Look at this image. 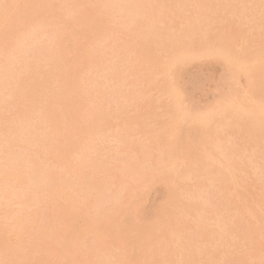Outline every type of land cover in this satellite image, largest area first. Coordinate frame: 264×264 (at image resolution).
Instances as JSON below:
<instances>
[{
  "label": "rangeland",
  "instance_id": "obj_1",
  "mask_svg": "<svg viewBox=\"0 0 264 264\" xmlns=\"http://www.w3.org/2000/svg\"><path fill=\"white\" fill-rule=\"evenodd\" d=\"M33 3L31 5L29 4H26V3H29V0H1L0 1V7L3 9L6 8L4 10L0 9V87H2V89H4V91L0 88V121L2 119L1 122H0V145H3L6 144V145H3V146H0V166L2 170H0V196L2 194V196L0 197V207H2L0 209V250L2 249L3 251H0V264H25V260H27L26 264H83V262H85L84 264H104L103 262L104 261H107L105 262V264H113V261L115 264H161V261L162 264H225V262L228 263L227 264H235L236 261H238L236 264H264V230L262 229L260 231V229L264 228V182L263 180L264 179H261V178H264V157H262V155H264V147L262 148V146H264V139H262V137L264 138V112H261L262 110L264 111V42L263 39V33H264V0H255L256 3L258 1V3L256 4L255 1L253 0H141L142 2H144V4H142L141 2H136V0H129V3L128 4H125V8H123L122 6V0H106L105 4H103V6H100V4H98L96 2V0H32ZM38 1V2H37ZM44 1V2H42ZM63 1H64V4H63ZM67 1V2H66ZM68 1L71 3L69 4ZM72 1V2H71ZM112 1H114V3H117V4H114ZM117 1V2H116ZM140 1V0H139ZM150 3H149V2ZM158 1V2H157ZM221 1V2H220ZM229 1V3H228ZM237 1V2H236ZM244 1V2H243ZM248 1V2H247ZM252 1V2H251ZM261 1V2H260ZM60 2V3H59ZM62 2V4H61ZM82 2V3H81ZM86 2V3H85ZM88 2V3H87ZM93 2V4H92ZM136 2V3H135ZM154 2V3H153ZM160 2V3H159ZM183 2V4H182ZM223 2V4H222ZM232 4H231V3ZM242 2V3H241ZM254 2V3H253ZM260 2V3H259ZM7 3V6H5ZM57 3V4H56ZM66 3H68L66 5ZM91 3V4H90ZM109 3V4H108ZM148 3V4H147ZM155 3H158L159 5L164 4V5H161V7ZM180 3V4H179ZM186 3V4H185ZM218 3V4H217ZM245 3V4H243ZM254 5L253 7H255V9L252 7V5ZM12 4V5H11ZM84 4V5H83ZM86 4V5H85ZM89 4V5H88ZM117 5L116 7H114L113 5ZM138 5H142V7H145L144 9L140 6H137ZM190 4V5H189ZM202 4V5H201ZM214 4V5H213ZM227 4V5H226ZM229 4V6H228ZM59 5V6H57ZM64 5V6H63ZM69 5V6H68ZM83 5V7H82ZM113 6L112 9L111 7L109 6ZM122 5V6H120ZM144 5V6H143ZM152 7H151V6ZM155 5V7H154ZM185 5V6H184ZM200 5V6H199ZM210 8H209V6ZM212 5V6H211ZM223 5V6H222ZM245 5V6H244ZM248 7H247V6ZM259 5V6H258ZM5 6V7H4ZM69 9H68V7ZM71 6V8H70ZM120 6V7H119ZM157 6V8H156ZM203 6V7H202ZM237 7V8H234ZM243 6V7H242ZM263 6V7H262ZM29 7L30 11L27 12L26 9ZM62 7H65L63 9H61ZM77 7V8H76ZM78 7H80L79 10ZM82 7V8H81ZM96 7V9H95ZM109 7V8H108ZM164 7V8H162ZM169 7V10H167ZM176 7V8H175ZM195 7V8H194ZM202 9H201V8ZM206 9H205V8ZM213 7L215 9H213ZM220 7V8H218ZM223 7V8H222ZM246 7V8H245ZM259 7V8H258ZM262 7V8H261ZM74 8V9H73ZM99 10H98V9ZM104 8V9H103ZM115 8H121L122 9V13L120 12V10L118 9H115ZM130 8V9H129ZM131 8H133L132 10L135 11L133 12L131 10ZM153 8V9H151ZM175 8V9H174ZM184 8V9H183ZM244 8V9H243ZM76 9V10H75ZM92 10L89 12V10ZM103 11H101V10ZM107 9V10H106ZM126 11L127 12H123V11ZM128 9V10H127ZM137 9V11H136ZM143 9V10H142ZM146 9V10H145ZM148 9V10H147ZM164 9V10H163ZM178 9V10H177ZM187 9V10H186ZM189 9V10H188ZM195 9V10H194ZM197 9V10H196ZM217 9V10H216ZM220 9V10H219ZM224 9V10H223ZM226 9V10H225ZM233 9V10H232ZM242 9V10H241ZM247 9V10H246ZM60 10V11H59ZM63 10V11H62ZM72 12V13H70ZM74 12H73V11ZM110 10V11H109ZM153 10V11H152ZM161 10V12H160ZM167 10V11H166ZM170 10H175L174 12H170ZM211 10V11H209ZM213 10V11H212ZM245 10V12H244ZM255 10L257 12H255ZM260 10V11H259ZM3 11V12H1ZM6 11V12H5ZM79 11V12H78ZM95 11V12H94ZM109 11V12H108ZM112 11V12H111ZM118 11V12H117ZM130 11L132 12L131 13V17L129 18L128 16H130ZM147 11V12H146ZM167 13H166V12ZM181 11L183 14H181ZM194 11V12H193ZM199 11V12H198ZM215 11V12H214ZM226 13V14H223V12ZM236 11V12H235ZM248 11V12H247ZM251 11V12H250ZM78 14H76V13ZM92 12V13H91ZM94 12V13H93ZM98 12V14L100 15H96L95 13ZM107 12V14H106ZM116 12L117 15L114 13ZM120 12V13H119ZM154 12V13H152ZM156 12V14H155ZM163 14V16L160 14ZM178 12V14H177ZM196 12V13H195ZM230 12V13H229ZM240 12V13H239ZM8 13V14H7ZM30 13V14H29ZM54 13V14H53ZM71 14V17H70V14ZM87 13L89 14L87 17V19L85 18V15H87ZM104 13V14H102ZM110 13V14H109ZM124 13V14H123ZM126 13V14H125ZM129 15H128V14ZM135 15H134V14ZM144 13H146V15H142ZM150 13V14H149ZM159 15H158V14ZM165 13L167 15H165ZM175 13V15L173 14ZM229 13V15H227ZM235 13V15L233 14ZM250 13V15H249ZM252 13V14H251ZM259 13V14H258ZM4 14L6 15V17H4ZM63 14V15H62ZM64 14H65V17H64ZM75 14V15H74ZM90 14H92L90 16ZM95 14V15H94ZM115 14V16H114ZM119 14V15H118ZM121 14V15H120ZM201 15L199 17V15ZM203 14V16H202ZM206 14V15H205ZM214 14V15H213ZM238 16H237V15ZM246 16H244V15ZM255 14V15H254ZM9 15V16H8ZM73 15V16H72ZM123 15V17H122ZM125 15V16H124ZM140 17H138V16ZM149 15V16H148ZM156 15V17H155ZM174 15V16H173ZM180 15V16H179ZM211 15V16H209ZM252 15L254 17V19L252 18ZM3 16V17H2ZM69 16V18H68ZM76 16V17H75ZM112 16V17H111ZM114 16V17H113ZM127 16V17H126ZM135 16V17H133ZM137 16V17H136ZM147 16V17H146ZM155 17L154 19H152L153 17ZM160 18V22L159 21H156ZM171 16V17H170ZM177 16V18H176ZM194 16V17H193ZM208 16V17H207ZM220 16V18H219ZM224 16V17H223ZM229 16V17H228ZM242 16V17H241ZM248 16V17H247ZM257 16V18H256ZM261 16V18L259 17ZM2 17V18H1ZM23 17V18H22ZM40 17V18H39ZM52 17V18H51ZM78 17L80 19H78ZM82 17H84L82 19ZM145 17V18H144ZM164 18V19H161V18ZM181 17V18H180ZM196 17V18H195ZM207 17V18H206ZM233 17V18H231ZM235 17V19H234ZM250 17V18H249ZM6 18V19H5ZM49 20H48V19ZM77 18V19H76ZM114 18V19H112ZM119 18V19H117ZM122 18V19H121ZM126 18V19H125ZM135 18V19H134ZM143 18V19H142ZM148 18V19H147ZM170 18V19H169ZM203 18V19H202ZM211 18V19H210ZM216 18V20H215ZM230 20H229V19ZM243 18V19H241ZM246 18V19H245ZM254 20H252V19ZM46 21V22H44ZM85 19V20H84ZM90 19V20H89ZM93 19V20H92ZM117 19V20H116ZM131 19V20H130ZM150 19V21H148ZM180 19V20H179ZM198 19V20H197ZM202 19V20H201ZM205 19V20H204ZM224 19V20H222ZM234 19V20H233ZM240 19V20H239ZM245 19V20H244ZM248 19V20H247ZM251 19V20H250ZM260 19V20H259ZM5 20V21H4ZM39 20V22L37 21ZM41 20V22H40ZM64 20V21H63ZM114 20V21H112ZM119 20H121L119 22ZM127 20L129 22H127ZM136 20V21H135ZM140 20V21H139ZM147 22H146V21ZM153 20V21H152ZM165 22H164V21ZM185 20V21H184ZM190 20V21H189ZM201 20V21H200ZM212 20V21H211ZM215 20V21H214ZM221 20V22H220ZM233 20V22H232ZM236 20V21H235ZM250 20V21H249ZM9 21V22H8ZM35 21H37V23H35ZM49 21V23H47ZM79 21V22H78ZM80 21L82 23H80ZM93 21L91 25H89L91 22ZM101 21V22H100ZM112 21V22H111ZM137 22V24L135 22ZM157 23L159 22L160 24L162 23L163 24V27H165V31H167L170 36L168 38V41H170L169 43H166V44H158L160 46H158L157 44L154 45L153 43V36H151L150 34V30L148 29H151V25L152 23ZM169 21V22H168ZM189 21V22H188ZM196 21L199 23H196ZM238 21V22H237ZM242 21V22H241ZM244 21V22H243ZM247 21V22H246ZM258 21V22H257ZM30 22V24H29ZM32 22V23H31ZM43 22V23H42ZM53 22H55L54 25ZM60 22L59 24H56ZM63 22V23H61ZM75 22V23H74ZM108 22V23H106ZM124 22V23H123ZM126 22V23H125ZM141 22V23H140ZM152 22V23H150ZM173 24H172V23ZM175 22V23H174ZM182 24H180V23ZM184 22V23H183ZM190 22H192L190 24ZM205 22V23H204ZM211 22V23H210ZM214 22V24L212 23ZM226 24H225V23ZM240 22V23H239ZM254 22V23H253ZM21 23V25L19 24ZM36 26L38 27V29L36 28ZM89 23V24H88ZM122 27L121 29H123V33L122 31L120 30V27ZM135 23V25H134ZM154 23V24H155ZM171 23V24H170ZM189 23V25H188ZM209 25H208V24ZM231 23V24H230ZM243 23V24H242ZM248 23V24H247ZM250 23L252 26H250ZM260 23L261 26L258 24ZM263 23V24H262ZM32 24V25H31ZM34 24V25H33ZM41 24V25H40ZM43 24H46L45 26ZM48 24V25H47ZM67 27H66V25ZM76 24V26H75ZM78 24V25H77ZM83 24V25H82ZM115 24V25H114ZM122 24V25H120ZM124 24L125 26L127 27H124ZM129 24V25H128ZM131 24H133L131 26ZM140 24L142 25V27L145 25L147 27H141ZM161 24V26H162ZM166 24V25H164ZM178 24V25H177ZM194 24V25H193ZM224 24V25H223ZM229 24V25H228ZM238 24V25H237ZM257 25V28H256V25ZM50 25V26H49ZM52 25V26H51ZM64 25V26H62ZM81 25V26H79ZM86 25L88 27H86ZM104 25V26H103ZM107 25V27L105 26ZM114 25V26H113ZM172 25V26H171ZM188 27H187V26ZM193 28H191V26ZM205 25V26H204ZM237 25V26H236ZM245 27H244V26ZM33 27L32 29L34 31H32L31 27ZM35 26V27H34ZM40 26L42 27V29H40ZM47 26H48V29H47ZM63 29H62V27ZM110 26V27H109ZM132 28H131V27ZM136 26V27H135ZM169 26V27H168ZM171 26V27H170ZM175 26V27H174ZM211 26V27H210ZM218 26V27H217ZM229 26V27H228ZM254 26H255V30L253 31L254 29ZM263 26V27H262ZM29 29H28V28ZM52 27V28H50ZM57 27V28H56ZM70 27V30H68ZM83 27V28H82ZM96 28L93 29V28ZM98 27V28H97ZM105 27V28H104ZM116 29H114V28ZM130 27V28H129ZM139 27V28H138ZM150 27V28H149ZM210 27V28H208ZM216 27V28H215ZM223 27V28H221ZM247 27V28H246ZM250 27H252V29H250ZM45 28V29H44ZM65 28V29H64ZM68 28V29H66ZM79 28V29H78ZM81 28V29H80ZM89 28V29H88ZM101 28V30H100ZM102 28H104L103 31ZM107 28V29H106ZM110 28V29H109ZM112 28V29H111ZM125 28V30H124ZM128 28V29H127ZM137 28V29H136ZM142 28V30L140 29ZM147 28V31H145ZM167 28V29H166ZM173 30H171V29ZM190 28V29H189ZM205 28H206V31H205ZM215 28V29H214ZM225 28H228V29H225ZM233 28V29H232ZM259 28V30H258ZM40 29V31H38ZM51 29H55L54 30H51ZM60 29H62V32H61V36L59 33H60ZM140 29V30H139ZM170 29V30H169ZM193 29V30H192ZM237 29V30H236ZM21 30V31H20ZM24 30V31H23ZM28 30H30L31 32H29ZM85 33H83L82 31ZM87 30V31H86ZM89 30V31H88ZM98 30V31H97ZM111 30V31H110ZM118 30V31H117ZM129 30V32H128ZM133 30V32H132ZM196 30V31H194ZM200 30V31H199ZM216 30V31H215ZM221 30V31H219ZM234 30V31H233ZM19 31V32H17ZM26 31V32H25ZM44 33H43V32ZM58 31V32H56ZM69 31V32H68ZM71 31L73 32L72 35H71ZM93 31V32H92ZM138 31V33H137ZM141 31L142 35L140 34ZM144 31V32H143ZM173 31V32H172ZM205 31V32H204ZM258 31V32H257ZM260 31V32H259ZM27 34H25V33ZM48 32V34H47ZM51 32V33H50ZM53 32V33H52ZM55 32V34H54ZM81 32V33H80ZM103 32V34H102ZM134 32L136 34H134ZM189 32V34H188ZM192 32V33H191ZM195 32V33H194ZM202 32V33H201ZM209 32V33H208ZM222 32V34H221ZM227 32H229L227 34ZM233 32V33H232ZM236 34H235V33ZM253 32V34L251 33ZM262 32V33H261ZM19 35H18V34ZM37 33V34H35ZM41 33V34H40ZM91 33V34H90ZM97 37H95V35ZM98 33V35H97ZM105 33V34H104ZM126 33V34H125ZM146 33V34H145ZM197 33H200V34H197ZM216 33V34H215ZM232 33V34H231ZM13 34V35H12ZM32 34V35H31ZM34 34V35H33ZM40 34V35H39ZM46 36H44V35ZM54 34V36L52 35ZM78 35L79 36H75V35ZM82 34V35H81ZM175 34V35H174ZM185 34V35H184ZM188 34V35H187ZM195 36L193 37L192 36ZM203 34L205 35V38L208 39L206 40L205 38H200V37H204ZM208 34V35H206ZM212 34V35H211ZM226 34V35H224ZM255 34V36H254ZM257 34V35H256ZM22 35V36H21ZM38 37V39H36L35 37L36 36ZM56 35V37H55ZM73 35L75 36V38L73 37ZM91 35V36H90ZM104 35V36H103ZM147 35V36H146ZM218 36V38L216 36ZM222 35V36H221ZM224 35V36H223ZM234 37H233V36ZM237 35V36H236ZM241 35H247L245 37H241ZM11 36V37H10ZM19 36V37H18ZM24 36V37H23ZM44 36V37H43ZM50 36V37H48ZM82 36H84V38H82ZM139 36V37H138ZM143 37L145 39V36L147 39H145L147 42H145V40L141 37ZM185 36V37H184ZM187 36V37H186ZM190 36V37H189ZM207 36V37H206ZM232 36V37H231ZM13 37L15 38H19L18 41H20V43L17 41V39H14ZM27 37H29V40H26L28 39ZM34 37V39H33ZM41 37L42 40H41ZM52 37V38H51ZM91 37V38H90ZM100 37V38H99ZM105 37V38H104ZM130 39V40H128ZM149 37H151V39H149ZM161 37V36H160ZM178 37V38H177ZM189 37V38H188ZM215 37V38H214ZM220 37H224V38H220ZM241 37V38H240ZM255 37V39H254ZM258 37V38H257ZM57 38V40H56ZM61 38V40H60ZM94 38V39H93ZM97 38V39H95ZM102 38V40H101ZM113 38V39H111ZM126 38V39H125ZM135 38V39H134ZM183 38V39H182ZM188 38V39H187ZM191 38V39H190ZM218 42H217V40ZM230 38V39H229ZM234 38V39H232ZM237 38V39H236ZM257 38V39H256ZM263 38V39H262ZM21 39V40H20ZM32 39V40H31ZM36 39V40H35ZM51 39V40H50ZM54 39V40H52ZM78 39V41H77ZM85 42H83V40ZM106 39V40H105ZM140 39V40H139ZM143 39V40H142ZM161 39V38H160ZM215 39V40H214ZM221 39V40H220ZM11 40V41H10ZM16 40V41H15ZM22 40H24L25 42L27 41H32V42H27L25 43L24 41L22 42ZM35 40V41H34ZM46 40L48 41H51V42H46ZM60 40V42H59ZM73 40V41H72ZM83 43H79L81 41ZM91 40V41H90ZM97 40V41H96ZM99 40V41H98ZM127 40V41H126ZM134 40V41H132ZM140 41L139 43L143 46H139L140 44L138 43V41ZM152 40V41H151ZM203 42H201V41ZM206 40V41H205ZM223 40V41H222ZM228 40V41H227ZM245 40V41H244ZM250 41V44L248 41ZM43 41V42H41ZM58 41V42H57ZM64 41V42H62ZM77 43L75 44L74 43ZM95 41V42H94ZM112 41V42H111ZM117 41V43H116ZM143 41V42H142ZM150 41V42H149ZM173 41V42H172ZM176 41V42H175ZM210 41V42H209ZM216 41V42H215ZM227 41V44H225ZM235 42V44L233 42ZM9 44H8V43ZM16 42V44H15ZM34 42V43H33ZM40 42V43H39ZM45 42V43H44ZM88 42V43H87ZM91 42V43H90ZM137 42V43H136ZM172 42V43H171ZM220 42V43H219ZM224 42V43H223ZM240 42V43H239ZM246 42V43H245ZM259 42V43H258ZM12 45H11V44ZM22 43V44H21ZM25 43V45L27 46V49H24L26 48V46H23ZM44 43V44H43ZM53 43V44H52ZM97 45H96V44ZM108 43V44H107ZM119 43V44H118ZM123 43V44H122ZM130 43V44H129ZM193 43V44H191ZM209 43H212L214 44V46L212 44H209ZM233 43V44H232ZM261 43V44H260ZM8 44V45H6ZM18 44V45H17ZM21 44V45H20ZM33 44H36V45H33ZM40 44V46H39ZM61 44V45H59ZM64 46H63V45ZM86 44V46L84 45ZM99 44V45H98ZM111 44V45H110ZM113 44V45H112ZM209 44V45H208ZM238 44V45H237ZM252 45V47H250L249 45ZM3 45V46H2ZM5 45V46H4ZM10 45V46H9ZM20 45V46H19ZM42 45H44V48L42 49ZM50 45V46H49ZM85 46V49L83 46ZM119 45V46H118ZM148 45V46H147ZM188 45V46H187ZM212 45V46H211ZM223 45V46H222ZM226 45V47H225ZM237 45V46H236ZM260 45H263V46H260V50H259V46ZM13 46H15L14 50H13ZM17 46V47H16ZM48 48H47V47ZM52 46V47H51ZM54 46V47H53ZM57 46V47H56ZM71 46V47H70ZM81 48V49H78V47ZM88 46V47H87ZM92 46V47H91ZM96 46V47H95ZM99 46V47H98ZM111 46V47H109ZM124 48H123V47ZM126 46V48H125ZM130 46V47H129ZM136 46V47H134ZM146 46V47H145ZM162 46V47H161ZM166 46V47H165ZM187 46V47H185ZM190 46V47H189ZM193 46V47H192ZM228 46H230L229 48H227ZM243 46V47H242ZM249 48H247V47ZM21 47V48H20ZM29 47V49H28ZM31 47V48H30ZM34 47V48H33ZM47 49H46V48ZM60 47V48H59ZM64 47V48H63ZM65 47L68 49H65ZM104 47V48H103ZM121 47V49H120ZM128 47V49H127ZM148 47V48H147ZM153 47V48H152ZM200 47V48H199ZM207 47V48H206ZM218 47V48H217ZM220 47V48H219ZM235 47V49H234ZM7 48V49H6ZM9 48V50H8ZM23 48V49H22ZM36 48V49H35ZM39 48V49H38ZM41 48V49H40ZM72 48V49H70ZM87 48V49H86ZM90 51H89V49ZM92 48L94 50H92ZM106 48V49H105ZM132 48H133V51H132ZM141 49H145V53L143 51H139L138 50ZM167 48V49H165ZM188 48H190L189 50H187ZM203 48V49H202ZM206 48V49H205ZM210 48V49H208ZM253 48V49H252ZM2 49V50H1ZM11 49V50H10ZM18 51H17V50ZM21 49V50H20ZM33 49V50H32ZM62 49V50H61ZM65 49V50H63ZM70 49V50H69ZM84 49V50H83ZM98 49L100 51H98ZM113 49V51L111 50ZM124 49V50H122ZM131 49V50H130ZM149 52H148V50ZM159 49V50H158ZM162 49V50H160ZM198 50V52L196 53V51ZM214 49V50H213ZM221 49V50H220ZM224 49V50H223ZM239 49V50H237ZM7 52H6V51ZM13 50V51H12ZM21 52H20V51ZM25 50V51H24ZM28 50V51H27ZM32 50V52H31ZM39 51L38 53L35 52V51ZM43 50V52H42ZM49 50V51H48ZM82 50V51H81ZM102 50V51H101ZM107 50V51H106ZM126 50V52H125ZM157 50V51H156ZM195 50V51H194ZM227 50V51H226ZM231 50V52H230ZM235 50V51H234ZM241 50L243 52H241ZM253 50V51H251ZM4 51V53H3ZM51 51V53H50ZM61 51V53H60ZM85 51V52H84ZM88 51V52H87ZM165 51V52H164ZM173 51V53H172ZM188 51V52H187ZM191 51V52H190ZM202 51H205V52H202ZM258 54H257V52ZM13 52V54H11ZM15 52V54H14ZM18 52V53H17ZM24 52V53H23ZM29 52V53H28ZM44 52H46L47 54H45ZM57 52V53H56ZM67 52L69 53L67 55ZM74 52V53H73ZM97 52L99 54H97ZM108 52V53H107ZM117 52H123L122 55L121 53H117ZM127 52L129 55H127ZM138 52V54H137ZM141 52V53H140ZM153 52V53H151ZM156 52H159V53H156ZM233 52H236V53H233ZM252 52V53H251ZM254 52V53H253ZM261 52V53H260ZM7 55H6V54ZM26 53V54H25ZM28 53V54H27ZM34 53V54H33ZM50 53V54H49ZM54 53V55H53ZM78 53V54H77ZM79 53H81L79 55ZM85 53V55H84ZM92 53V54H91ZM112 53V54H110ZM115 53V54H114ZM117 53V54H116ZM125 53V54H124ZM161 53V54H160ZM178 53V54H177ZM181 55H180V54ZM192 53V54H190ZM201 53V54H200ZM225 53V54H224ZM231 53V54H230ZM233 53V54H232ZM244 53V54H243ZM251 53V54H250ZM3 54V55H2ZM22 54V55H21ZM24 54V55H23ZM31 54V55H30ZM39 54V55H37ZM50 56H49V55ZM60 54V55H59ZM64 54V55H63ZM94 54V55H93ZM96 54V55H95ZM103 54V55H102ZM120 54V55H119ZM157 54V55H156ZM176 54L178 56V59L177 60V64L175 67H172L171 64H172V58H173V55ZM235 54V57L233 56ZM243 56L241 58V56ZM261 54V55H260ZM263 54V55H262ZM5 55V56H4ZM14 55V56H12ZM27 55V56H26ZM30 55V57H28ZM33 55V56H32ZM45 55V56H44ZM62 55V56H61ZM66 55L65 59H64V56ZM73 55V57L71 56ZM84 55V56H83ZM88 55V56H87ZM102 55V56H101ZM144 55V56H143ZM176 55H174L175 57H177ZM193 55V56H192ZM197 55V56H196ZM203 55V56H202ZM218 55V56H217ZM222 55V56H221ZM251 55V56H250ZM260 57H259V56ZM13 59H12V57ZM16 56V57H15ZM21 56V57H20ZM24 56V57H23ZM35 56V57H34ZM41 56V57H40ZM44 56V57H43ZM57 56V57H56ZM83 56V58H82ZM119 56V57H118ZM124 57L126 56V58L124 59H121V57ZM129 58H128V57ZM137 56V57H136ZM166 56V57H165ZM170 56V58H168ZM190 56V57H189ZM240 58H239V57ZM246 58H245V57ZM254 56V57H253ZM19 57V59L17 58ZM34 57V58H32ZM37 57V58H36ZM42 57L44 59H42ZM54 59H51L53 58ZM60 57V58H59ZM78 57H81L82 59H79ZM91 57V58H90ZM95 57V59H94ZM100 57V58H99ZM118 57V58H117ZM122 57V58H123ZM131 57V58H130ZM161 57V58H160ZM165 57V58H164ZM180 57V58H179ZM182 57V58H181ZM259 57V58H258ZM2 58V60H1ZM9 58V59H8ZM17 58V59H16ZM26 58V59H24ZM30 58V59H29ZM49 58V59H48ZM69 58V59H68ZM74 58V59H73ZM93 58V59H92ZM104 58V59H102ZM142 58V59H140ZM145 58V59H144ZM147 58V59H146ZM149 58V59H148ZM154 58V59H153ZM187 58V59H186ZM192 58V59H191ZM195 58V59H194ZM236 58V59H235ZM263 61H262V59ZM8 59V60H7ZM12 59V60H10ZM48 59V60H47ZM62 59V60H61ZM88 59V60H87ZM91 59V60H90ZM100 59V60H99ZM136 59V60H135ZM151 59V60H150ZM156 59V60H155ZM184 59V60H183ZM240 59V60H239ZM253 59V60H252ZM18 62H17V61ZM41 60V61H39ZM50 60V61H49ZM52 60V61H51ZM67 62H65V61ZM86 60V61H85ZM113 60V61H112ZM121 60V61H120ZM126 60V61H124ZM133 60V61H132ZM143 60V61H142ZM150 60V61H148ZM162 60V61H161ZM232 60V63L228 62ZM247 60V61H246ZM250 60V61H249ZM7 61V62H6ZM14 61V62H13ZM21 63H20V62ZM25 61V62H24ZM33 61V62H32ZM63 61V62H62ZM85 61V62H84ZM87 61L89 62L86 63ZM96 61V62H95ZM116 61V62H115ZM124 61V63H123ZM140 64H138L137 63ZM141 61V63H140ZM168 61V62H167ZM179 61V62H178ZM186 61V63H185ZM245 61V62H244ZM249 61V62H248ZM261 61V62H260ZM4 62V63H3ZM10 62V63H8ZM17 62V63H15ZM28 62V63H27ZM32 62V63H31ZM42 62V63H41ZM46 65H45V63ZM54 62V63H53ZM56 62V64H55ZM70 62V63H69ZM72 62V64H71ZM76 62V63H75ZM80 62V63H79ZM83 62V63H82ZM106 62V63H105ZM107 62H110V63H107ZM119 62V63H118ZM130 62V64H128ZM135 62V63H134ZM145 64H144V63ZM149 62H152L150 63L151 64V67H150V64H148ZM156 62V64H155ZM159 62V63H158ZM161 62V63H160ZM171 62V63H170ZM251 62V63H250ZM263 62V64H262ZM12 63V64H11ZM26 63V65H25ZM42 64L43 66L39 65V64ZM44 63V64H43ZM52 65H50V64ZM60 63V65L58 64ZM65 63H68V64H65ZM74 63V64H73ZM112 63V64H111ZM118 63V65H117ZM126 63V64H125ZM243 63V64H242ZM250 63V64H248ZM253 63V64H252ZM258 63V64H256ZM2 64V65H1ZM3 64H5L3 66ZM8 64V65H7ZM28 64V65H27ZM38 64V66H37ZM65 66H64V65ZM78 65V68L79 70L77 69V65ZM88 64V65H87ZM99 64V65H98ZM104 64V65H103ZM107 64V65H106ZM116 64V65H115ZM120 64V65H119ZM128 64V66H127ZM133 64V65H132ZM143 64L145 65V67H147L149 65V68H145L143 67ZM166 64V66H165ZM170 64V65H169ZM182 64V65H181ZM234 64V65H233ZM239 64V65H238ZM11 65V67H10ZM13 65H14V68H13ZM25 65V66H24ZM35 65V66H34ZM57 67H56V66ZM63 65V66H61ZM70 65V67H69ZM87 65V66H86ZM92 65V67H91ZM106 65V66H105ZM114 65V66H112ZM123 65V66H122ZM125 65V66H124ZM130 65V66H129ZM139 65V66H138ZM155 65V66H154ZM161 65V66H160ZM168 65V66H167ZM185 65V66H184ZM187 65V66H186ZM236 65V66H235ZM243 65V67H242ZM245 65V66H244ZM252 65V68H250V66ZM255 65V66H254ZM2 66V67H1ZM17 66V67H16ZM33 66V67H32ZM47 66V67H46ZM59 66V67H58ZM75 66V67H74ZM81 66V68H80ZM83 66V67H82ZM88 66H90L88 68ZM101 66V67H99ZM108 66V67H107ZM111 66V67H110ZM118 69H117V67ZM239 66V68L237 67ZM241 66V67H240ZM258 66V69H256V67ZM16 67V68H15ZM19 67V68H18ZM22 67V68H20ZM26 67V68H25ZM31 67V68H30ZM36 67H37V70H36ZM38 67H40L38 69ZM44 67V68H43ZM52 67V68H51ZM54 67V68H53ZM56 67V68H55ZM66 67V68H65ZM115 67V68H114ZM153 67V68H152ZM161 67V68H160ZM167 67L170 69L167 70ZM4 68V69H3ZM5 68H6V72H5ZM11 68V70H10ZM46 68V69H45ZM69 68V69H68ZM73 68V69H72ZM121 68V70H120ZM126 69V70H123V69ZM143 68V69H142ZM164 68V69H163ZM166 68V69H165ZM239 70H238V69ZM244 68V69H243ZM246 68V70H245ZM249 68V69H248ZM254 68H255V71H254ZM261 68V69H260ZM18 69V71H17ZM24 69V70H22ZM68 69V70H67ZM74 69H75V72H74ZM87 69V70H86ZM93 69V70H91ZM96 69V70H94ZM109 69V70H108ZM115 70V76H114V72L113 70ZM134 69L135 72H133L132 70ZM141 69V70H140ZM146 70H149L148 71H145ZM158 69V71H157ZM161 69V70H160ZM242 69V70H240ZM263 69V70H262ZM4 70V72H3ZM10 70V71H8ZM13 70V71H12ZM29 70V71H27ZM49 70V72H48ZM53 70V71H52ZM57 70V71H56ZM61 70V71H60ZM83 70V71H82ZM118 70V71H117ZM123 70V71H122ZM167 70V71H166ZM247 70H250V71H247ZM253 74H252V72ZM13 74H12V72ZM24 73H23V72ZM27 71V72H26ZM37 71L40 72V74L38 75ZM80 75L79 74V72ZM87 71V72H86ZM92 71V72H91ZM98 71V72H97ZM109 71V72H108ZM127 71V72H126ZM142 71V72H141ZM153 71V72H152ZM164 71V72H162ZM170 71V73H169ZM173 71V72H172ZM238 71H239V74H238ZM243 71V72H242ZM245 71V72H244ZM22 74H21V73ZM55 72V73H54ZM77 72V73H76ZM94 72V73H93ZM107 72V73H106ZM111 72V73H110ZM124 72V73H123ZM126 72V73H125ZM141 72V73H140ZM145 72V73H144ZM148 72V73H147ZM151 72V73H150ZM158 72V73H157ZM237 72V74H236ZM250 73V74H247V73ZM4 73V74H3ZM8 73V74H7ZM52 73V74H51ZM93 73V75H92ZM104 75H103V74ZM128 73V74H127ZM132 73V74H131ZM147 73V74H146ZM168 73V74H167ZM244 73V74H243ZM246 73V74H245ZM3 76H2V75ZM6 74V75H5ZM12 74V75H11ZM48 74V75H47ZM59 75V77L57 75ZM66 74V75H64ZM84 74V75H83ZM88 74L90 75L88 77ZM95 74V75H94ZM108 74V75H107ZM112 74H113V77H112ZM118 74V76H117ZM120 74V76H119ZM126 74V75H125ZM142 74V75H141ZM154 74V76H153ZM158 74V75H157ZM161 76H160V75ZM166 74V75H165ZM17 75V76H16ZM38 75V76H37ZM53 75V76H52ZM69 75V76H68ZM91 75L93 77H91ZM107 75V76H106ZM122 75V77H121ZM137 75V77L135 76ZM139 75V76H138ZM146 75V76H145ZM152 75V76H150ZM169 75V76H168ZM240 77H238V76ZM253 75L254 78H253ZM40 76V77H39ZM48 78H47V77ZM60 76H61V79H60ZM65 76V77H64ZM73 76V77H72ZM78 76V77H76ZM80 76H82L80 78ZM96 76V77H95ZM105 76V77H104ZM124 76V77H123ZM129 78H128V77ZM135 79H134V77ZM149 78H148V77ZM14 77V78H12ZM19 77H21L19 79ZM55 77V79H54ZM69 77V78H68ZM95 77V79L97 78V80L93 79ZM120 77V78H119ZM153 77V78H152ZM236 77H238L237 79H235ZM7 78V79H6ZM17 78L19 80H17ZM29 78V79H28ZM34 78V79H33ZM38 78V79H37ZM44 78V79H43ZM100 78V79H99ZM102 78V80H101ZM105 78V80H104ZM111 78V79H110ZM115 78V79H114ZM126 78V79H125ZM165 79L163 81V79ZM253 78V79H251ZM256 78V79H255ZM3 79V80H2ZM59 79V80H58ZM64 79V80H63ZM68 79V80H67ZM81 79V80H80ZM87 79V80H86ZM122 79V80H121ZM131 79V81H130ZM133 79V81H132ZM143 79V80H142ZM150 79H153V80H150ZM155 79V80H154ZM239 79V80H238ZM261 79L263 80L261 82ZM8 80H9V83H8ZM12 80V81H11ZM48 80V81H47ZM57 81L58 84H56L55 82ZM104 80V81H103ZM110 80H112L110 82ZM130 82H129V81ZM146 80V81H145ZM149 80V81H147ZM228 80V81H227ZM250 82H253L251 83V85H248V81ZM3 81V83H2ZM5 81V82H4ZM27 81V82H25ZM30 81V82H29ZM42 81V82H41ZM45 81H47L48 83H45ZM53 81V82H52ZM55 81V82H54ZM74 81V82H73ZM78 81V82H77ZM86 81V82H85ZM89 81V82H88ZM109 81V82H107ZM116 81V82H115ZM119 81V83H118ZM123 81V82H122ZM127 81V82H126ZM150 81L152 83H150ZM158 81V82H157ZM63 82V83H62ZM67 82V85H65ZM71 82V83H70ZM134 82V83H132ZM162 82V83H161ZM167 82V83H166ZM248 82V83H247ZM260 82H261V85H260ZM12 83V84H11ZM25 83V84H24ZM54 83V84H52ZM74 83H75V86H74ZM81 83V84H80ZM84 83V84H82ZM89 83V84H88ZM93 83V85H92ZM107 83V84H106ZM109 83V84H108ZM123 85H122V84ZM126 83V84H125ZM130 83V84H129ZM150 83V84H149ZM166 83V84H165ZM233 83V84H232ZM235 83H238L235 85ZM8 84V85H7ZM16 86H15V85ZM48 84V85H47ZM60 84V85H59ZM90 87H86L88 85ZM96 84V85H95ZM106 84V85H105ZM122 86H121V85ZM137 84V86H135ZM148 86H147V85ZM153 84V86H152ZM157 84V85H156ZM164 84V85H163ZM169 86H168V85ZM4 85V86H3ZM12 87H11V86ZM25 85V86H24ZM28 85V86H27ZM44 85V86H43ZM52 85V86H51ZM78 85V86H76ZM132 85V87H131ZM143 85V86H142ZM151 85V86H150ZM161 85V86H160ZM247 85V86H246ZM254 85V86H253ZM8 86V87H7ZM33 86V88H32ZM57 86V87H56ZM109 86V87H108ZM145 86V87H144ZM150 86V87H149ZM164 86V87H163ZM167 86V87H166ZM254 88H253V87ZM256 86V87H255ZM11 87V88H10ZM16 87L19 89H21L20 93L18 91V89H16ZM20 87V88H19ZM25 87V88H24ZM30 87V88H29ZM48 87V88H47ZM52 87V88H51ZM78 87V88H77ZM82 91L81 90V88ZM104 87V88H103ZM115 87H116V90H115ZM120 87V88H119ZM129 87V88H128ZM137 87V88H136ZM169 87V88H168ZM171 87V88H170ZM175 87V90H174V93H173V89ZM234 87V88H233ZM245 87L246 88V92H245ZM9 88L11 89V91L9 90ZM57 88V89H56ZM71 88V90H70ZM91 88H98V89H91ZM107 88H109L107 90ZM118 88H119V93H122L120 95H118L119 93L116 92L118 91ZM139 88V89H138ZM153 88V89H152ZM163 88V90H162ZM253 88V89H252ZM14 89V90H13ZM43 89V91H42ZM52 89V90H51ZM69 89V90H68ZM79 89V90H78ZM124 89V90H123ZM133 89V90H132ZM142 89V91H141ZM143 89H144V93H143ZM150 91H148V90ZM156 89V90H155ZM166 89V90H165ZM235 89V91L233 92V90ZM248 89V91H247ZM2 90V91H1ZM25 90V91H24ZM41 90V92H40ZM48 90V91H47ZM74 90V91H73ZM98 90V91H97ZM106 90V91H105ZM110 90V91H109ZM121 90V91H120ZM126 90V91H125ZM131 90V91H129ZM136 90V91H135ZM148 92H147V91ZM253 90V91H252ZM11 93H10V92ZM51 91V92H50ZM71 91V92H70ZM79 91V92H78ZM97 91V92H96ZM105 91V92H104ZM124 91V92H123ZM146 91V92H145ZM152 91V92H151ZM161 91H162V94L161 95ZM165 91V92H164ZM167 91H170V92H167ZM231 91V92H230ZM237 91V92H236ZM242 93H241V92ZM252 91V92H251ZM2 92H6V93H2ZM16 92V94H15ZM21 92H23L21 94ZM34 92V93H33ZM74 92V93H73ZM76 92V93H75ZM81 92V93H80ZM86 94V95H83L82 94ZM86 92V93H84ZM94 94H93V93ZM101 92V93H100ZM104 92V93H103ZM128 95H126L127 93ZM130 92V94H129ZM167 92V94H165ZM239 92V93H238ZM10 93V94H9ZM19 93V94H18ZM35 93H37V95H35ZM45 93V94H44ZM73 93V94H71ZM79 93V95H78ZM99 93V95L97 94ZM106 93V94H105ZM110 93V94H109ZM133 93H135L133 95ZM142 93H143V96L142 97ZM146 93V94H145ZM170 93V96H172L174 94V96L170 97L169 98V94ZM173 93V94H171ZM178 93V94H177ZM231 93H234V94H231ZM237 93V94H236ZM244 93V94H243ZM248 93V94H246ZM249 93L251 95H249ZM9 94V95H7ZM14 94V95H13ZM43 94L45 96H43ZM70 94V95H69ZM114 94V95H113ZM116 94V95H115ZM138 94V95H137ZM177 94V95H176ZM257 94V95H254ZM4 95H7V96H4ZM12 97H11V96ZM21 95V96H20ZM42 95V96H41ZM73 95V96H71ZM76 95V96H75ZM156 95V96H155ZM235 96L236 98L234 97H231V96ZM243 95H247L246 97L243 96ZM258 95H262L260 96L261 98L258 97ZM19 96V97H17ZM66 96V97H65ZM88 96V97H87ZM92 96V98H91ZM99 98H97V97ZM101 96V97H100ZM104 96H108L107 98L104 97ZM110 96V97H109ZM120 99H119V97ZM132 96V97H131ZM140 96V97H139ZM148 96V97H147ZM151 96V97H150ZM162 96V98H161ZM178 96V97H176ZM225 96V98H223ZM242 96V97H241ZM257 96V98H256ZM4 99H3V98ZM6 97V99H5ZM31 97V98H30ZM44 97V98H43ZM65 97V98H64ZM81 97V98H80ZM87 97V98H86ZM103 97V98H102ZM112 97V98H111ZM127 97L129 99H127ZM137 97V98H136ZM157 97V98H156ZM166 97V98H165ZM227 97H230V98H227ZM17 98H18V101H17ZM35 98V100H34ZM49 98V99H48ZM75 98V99H74ZM95 98V99H93ZM105 98V99H104ZM111 98V99H110ZM131 98H134V99H131ZM139 98V100H138ZM147 98V99H145ZM155 98V99H154ZM165 98V100L163 99ZM167 98L169 100H167ZM177 98V99H176ZM239 98V99H238ZM243 98V99H242ZM254 98V101L253 100H250ZM259 98V99H258ZM263 98V99H262ZM3 99V100H2ZM13 99V100H12ZM33 99V100H32ZM39 99V101H37ZM41 99V101H40ZM45 99V100H44ZM70 99V100H69ZM100 99V100H99ZM102 99V100H101ZM112 99H113V102H112ZM126 99V100H125ZM153 99V100H152ZM175 99V101H174ZM220 99V100H219ZM223 99V101H222ZM237 99V100H236ZM247 99H248V102H247ZM262 99V100H260ZM24 100V102H23ZM28 100V101H27ZM97 100V101H96ZM125 100V101H123ZM148 100V101H146ZM150 100V101H149ZM155 100V101H154ZM163 100V102H161ZM178 100V102H177ZM243 100V101H242ZM246 100V102H244ZM4 101V102H2ZM47 101V102H46ZM66 101V102H65ZM72 101V102H70ZM81 101V102H79ZM84 103H83V102ZM87 101V103H86ZM91 101V102H90ZM94 101V102H93ZM104 101V102H103ZM118 103H117V102ZM128 101V103H127ZM131 101V102H130ZM137 101V102H136ZM154 103H153V102ZM165 101V102H164ZM237 101V102H235ZM255 101H256V104L258 106V108L256 107L255 105ZM263 101V103H262ZM33 104H31V103ZM41 102V103H40ZM46 102V103H45ZM89 102V103H88ZM93 102V103H92ZM99 102V103H98ZM103 102V103H102ZM106 102V103H105ZM116 102V103H115ZM120 102V103H119ZM122 102L125 104H122ZM139 102V103H138ZM143 102V103H142ZM149 104H148V103ZM159 102V104H158ZM182 102V103H181ZM225 102V103H224ZM228 102L230 104H228ZM243 104H242V103ZM250 102V103H249ZM6 103V105L4 104ZM20 103V104H18ZM22 103V104H21ZM24 103V104H23ZM37 103V104H36ZM60 103V104H59ZM92 103V104H91ZM94 103H97V104H94ZM112 103V104H111ZM164 103V104H163ZM166 103L168 104V106H166ZM222 103V104H221ZM227 103V104H226ZM233 103V104H232ZM237 103V104H236ZM259 103V104H258ZM262 103V104H261ZM8 104V106H7ZM40 104V105H39ZM45 104V105H44ZM58 104V105H57ZM84 104L86 105V107L84 106ZM91 104V105H90ZM100 104V105H99ZM104 104H107V105H104ZM134 104V105H133ZM139 104V105H138ZM143 106H142V105ZM158 106H157V105ZM171 104V105H170ZM180 104V106L177 108V106ZM217 104V105H216ZM232 104V106H230ZM14 105V106H13ZM16 105V106H15ZM36 105V106H35ZM76 105V106H75ZM89 105V106H88ZM103 105V106H102ZM115 107H114V106ZM119 105V106H118ZM122 105V106H121ZM125 105V106H124ZM133 105V108H131ZM138 108H137V106ZM141 105V106H140ZM147 105V108L145 107ZM156 105V106H155ZM164 105V106H163ZM215 105L217 106L215 108ZM224 105V106H223ZM228 105V106H227ZM234 105V106H233ZM236 105V106H235ZM238 105V106H237ZM248 105H251L248 106ZM254 108H253V106ZM11 109H10V107ZM43 106V107H42ZM61 107V111L60 110V107ZM68 106V109L66 108ZM70 106V108H69ZM82 106V107H81ZM94 108H93V107ZM97 106V107H96ZM105 106V107H104ZM107 106V108H106ZM111 106V107H110ZM182 106V107H181ZM218 106H219V109H218ZM226 106V107H225ZM230 106V107H229ZM242 106V108L240 107ZM9 107V108H8ZM23 109L22 111L20 110V108ZM28 108V111L26 108ZM32 107L34 109H32ZM36 107V108H35ZM74 107V108H73ZM91 107V108H90ZM119 107H126L125 110H123L122 108L119 109ZM136 107V108H135ZM142 107V108H141ZM150 107V108H149ZM165 109H164V108ZM185 107V108H184ZM233 107H235L233 109ZM240 107V108H238ZM244 107V108H243ZM248 107H250L248 109ZM3 108V109H2ZM5 108V109H4ZM8 108V109H7ZM17 108V109H16ZM39 108V109H38ZM43 108V109H42ZM46 108V109H45ZM63 108V109H62ZM72 108V109H71ZM76 108V109H75ZM88 108V109H87ZM90 108V109H89ZM100 108V109H99ZM112 108V109H110ZM115 110H114V109ZM129 108V110H128ZM146 108V109H145ZM154 110V114H153V110ZM158 108V109H157ZM168 108V109H167ZM223 108V109H221ZM226 108V109H225ZM238 108V109H236ZM259 110H257V109ZM81 109V110H80ZM97 111H96V110ZM125 111V112H123ZM139 111H137V110ZM145 109V110H144ZM150 109V110H149ZM160 109V111H159ZM179 109V110H178ZM188 109V110H187ZM216 110L213 112V114L211 113L212 111ZM230 109V110H229ZM254 111H253V110ZM256 109V111H255ZM262 109V110H260ZM8 110V111H7ZM12 111L9 112V111ZM35 110V112H34ZM56 110V111H55ZM60 110V112L58 111ZM103 110V111H102ZM110 110V111H108ZM128 110V111H127ZM134 110V111H133ZM142 110V112H141ZM162 110V111H161ZM166 112H165V111ZM178 110V112H177ZM225 110V111H224ZM242 112H241V111ZM5 111V112H3ZM7 111V112H6ZM24 111V112H23ZM37 111V113H36ZM69 111V112H68ZM101 112H104L106 114H102L100 113ZM112 111V112H111ZM113 111H114V114H113ZM146 111V112H145ZM151 111V112H150ZM210 111V112H209ZM219 111V112H218ZM235 111V112H234ZM238 111V112H237ZM250 111V112H248ZM253 111V112H252ZM16 115H15V113ZM22 112V113H21ZM27 114H26V113ZM33 112V113H32ZM42 112V113H41ZM50 116H49V113ZM64 112V114L62 113ZM67 112V113H65ZM71 112V113H70ZM119 112H122V113H119ZM127 112V113H126ZM131 112V113H130ZM135 112V113H134ZM138 112V113H137ZM159 114H158V113ZM165 113V114H162V113ZM169 112V114L167 113ZM188 112L190 113L189 116L187 115ZM199 112L203 113L202 115H206L207 117L204 116V118H208L209 119V123L208 126H206L207 128H205L203 130V132L201 133L200 137H202L203 139V145H199L198 143H196L195 139H197L198 137V134H197V131L195 129V126L197 124V119H198V116L200 115ZM205 112V113H204ZM217 112V115H214L216 114ZM245 112V113H244ZM255 112V113H254ZM260 116H259V114ZM25 113V114H24ZM29 113V114H28ZM41 113V114H40ZM85 113V114H84ZM110 113V114H109ZM147 113V114H146ZM152 113V114H151ZM178 113V116H175L176 114ZM187 113V114H186ZM210 113V115H209ZM219 113V115H218ZM236 113V114H235ZM243 114V117L242 115L240 116L239 114ZM246 113H247V116L249 115L250 117L247 118L246 116ZM249 113V114H248ZM2 114V115H1ZM13 116H12V115ZM31 114L33 117H31ZM44 114V115H43ZM62 114V115H61ZM80 114V115H79ZM113 114V115H112ZM121 114V115H120ZM125 114V115H124ZM130 114V115H129ZM133 114V115H132ZM233 114V115H232ZM254 114V115H253ZM256 114V115H255ZM11 115V116H10ZM18 115V116H17ZM22 115V116H21ZM24 115H25V118H24ZM35 115V116H34ZM38 115V116H37ZM64 115V117H63ZM66 115V117H65ZM83 115V116H81ZM102 115V116H101ZM117 115V116H116ZM151 115V116H149ZM153 115V116H152ZM162 115V116H161ZM164 115V116H163ZM172 117H171V116ZM181 115V117H180ZM187 115V116H186ZM198 115V116H197ZM201 115V116H202ZM225 115V116H224ZM227 115V116H226ZM45 116V117H44ZM71 116V117H70ZM79 116V117H78ZM81 116V117H80ZM105 116V117H104ZM108 116V117H107ZM126 116V118H125ZM131 116V118L129 117ZM141 116V118H139ZM145 116L147 117V119H145ZM156 116V117H155ZM160 116V117H159ZM166 116V117H165ZM187 117V121H186V117ZM213 116V117H212ZM254 116V118H253ZM21 119H20V118ZM28 117V118H26ZM31 117V118H30ZM45 120L47 121V123H50V124H46ZM100 117V118H99ZM102 117V118H101ZM114 117V118H113ZM155 117V118H154ZM171 117V118H170ZM185 119H184V118ZM211 117V118H210ZM225 117V118H224ZM245 117H246V120H245ZM256 117V118H255ZM258 117H261V118H258ZM6 118V119H5ZM16 118V119H15ZM39 118H41L39 120ZM47 118H50V119H47ZM52 118H53V121H52ZM62 118V119H61ZM66 118V119H65ZM83 118V119H82ZM100 121H99V119ZM105 118V120L103 119ZM123 118V120H122ZM135 118V119H134ZM139 118V121L136 120ZM144 118V119H142ZM154 118V119H153ZM159 118V119H158ZM170 118V119H169ZM196 118V119H195ZM231 118V119H230ZM252 120H251V119ZM24 119V120H22ZM26 119V120H25ZM32 119V121H31ZM35 119V121H34ZM39 121H37V120ZM60 119V120H59ZM98 119V120H97ZM102 119V120H101ZM116 119V120H114ZM142 119V120H141ZM166 119V120H165ZM182 119V120H180ZM210 119H212L213 121H211ZM229 119V120H227ZM255 119L258 121H256L257 125L255 123ZM259 119V120H258ZM9 124H8V122ZM12 120V122L10 121ZM16 122H15V121ZM22 120V121H21ZM30 120V121H29ZM63 120V121H62ZM68 120V121H67ZM75 123H74V121ZM79 120V122H78ZM82 120V121H81ZM84 120V122H83ZM87 120L89 122H87ZM94 120H97L99 123L94 122ZM148 120V121H147ZM153 120V121H151ZM156 120V121H155ZM160 120V121H159ZM164 120V121H163ZM170 120V121H169ZM173 120V121H171ZM185 120V121H184ZM254 120V121H253ZM26 123L24 124L23 123ZM38 123H37V122ZM44 121V122H43ZM51 121V122H50ZM56 121V123H55ZM62 121V122H61ZM67 123H66V122ZM81 121V122H80ZM94 122L93 124H91V122ZM136 121V122H134ZM144 121V122H143ZM147 121V122H146ZM163 121V122H162ZM166 121V122H165ZM179 121V122H178ZM189 121V122H188ZM217 121H218V124H217ZM237 121V122H236ZM251 121V122H250ZM262 121V122H261ZM4 122V123H3ZM7 122V123H6ZM60 122V123H59ZM65 122V123H64ZM101 122V123H100ZM123 122H125V124H123ZM134 122V123H133ZM140 124H139V123ZM152 124H155L152 125ZM162 122V123H161ZM171 122H172V125H174V123L176 125L172 126L171 125ZM174 122V123H173ZM186 122L188 124H186ZM211 122V123H210ZM222 122V123H221ZM12 123V124H11ZM18 123H21L18 125ZM37 123V124H35ZM73 123H74V126H73ZM82 123V124H81ZM90 123V124H89ZM129 123V124H128ZM138 123V124H137ZM144 123V124H143ZM170 123V124H169ZM239 123V124H238ZM261 124L259 127L258 124ZM17 124V126H16ZM28 124V125H27ZM30 124V125H29ZM60 124V125H59ZM90 126H89V125ZM96 124V125H95ZM118 124V125H116ZM122 124V125H121ZM136 124V125H134ZM150 124V125H148ZM164 124V126H163ZM215 124V126H214ZM218 126H217V125ZM222 124V126H221ZM227 124V125H226ZM14 125V126H13ZM22 125V126H21ZM27 125V126H26ZM37 125V126H36ZM45 125V126H43ZM50 125V126H49ZM65 127H64V126ZM77 125V126H76ZM86 125V126H85ZM98 125V126H97ZM107 125V126H106ZM142 125V126H141ZM148 125V126H146ZM239 127H237V126ZM10 127L9 129L7 128ZM21 126V127H20ZM24 126V127H23ZM29 126V127H28ZM35 126V127H34ZM67 126V127H66ZM88 126V127H87ZM91 126L93 128H91ZM111 126V127H110ZM116 126V127H115ZM120 126V127H119ZM134 126V127H133ZM146 126V127H145ZM220 126V127H219ZM235 128H234V127ZM16 127H18L16 129ZM20 127V128H19ZM32 127H34L32 129ZM38 127V128H37ZM48 127V128H46ZM51 127V128H50ZM75 127V128H74ZM100 127V128H98ZM142 127V128H141ZM153 127V128H152ZM162 127V128H161ZM164 127V128H163ZM216 127H218L217 129L220 128V130H217L215 131ZM256 127V130L255 128ZM4 131H3V129ZM12 128V129H11ZM22 128V129H21ZM26 128V129H25ZM37 128V129H36ZM68 128V129H66ZM108 129V132H107V129ZM118 128V129H117ZM149 128V130H148ZM156 128L158 130V132H156ZM223 128V130H222ZM233 128V130H232ZM239 128V129H237ZM14 129V131H13ZM31 129V130H30ZM49 129V130H48ZM54 129V130H53ZM72 129V130H71ZM161 131H160V130ZM170 129H171V132H170ZM227 129V130H226ZM5 130H8L7 132ZM11 130H12V135L11 134ZM18 130V131H17ZM35 130V131H34ZM46 130V131H45ZM48 130V131H47ZM63 132H62V131ZM66 130V132H65ZM69 130V131H68ZM75 130V133L73 132ZM81 130V131H80ZM88 130H90L89 132H87ZM92 130V131H91ZM95 130V132H94ZM99 130V132H98ZM136 130V131H135ZM154 130V131H152ZM225 130V131H224ZM240 130V131H238ZM17 131V132H16ZM22 131V132H21ZM30 133H29V132ZM38 131V132H37ZM39 131L41 134H39ZM45 131V132H44ZM52 131V132H51ZM97 131V133H96ZM110 131V132H109ZM145 131V132H144ZM215 131V133H214ZM236 134H235V132ZM246 131V132H245ZM20 132V133H19ZM37 132V133H36ZM149 132V133H148ZM155 132V133H154ZM170 132V133H169ZM208 132V133H206ZM254 132V133H253ZM14 133H17V134H14ZM21 133H23L21 135ZM26 133L28 135H26ZM36 133V134H35ZM46 133V134H45ZM49 133V135H48ZM51 133V134H50ZM96 133V136L93 135ZM100 133V135L98 134ZM103 133V134H102ZM121 133V134H119ZM126 135H124V134ZM128 133V134H127ZM159 133V134H157ZM167 133V134H166ZM169 133V134H168ZM218 133V134H216ZM229 133V134H228ZM234 133V134H233ZM240 133V134H238ZM2 134V136H1ZM30 134V135H29ZM38 134V136H37ZM44 134V136L42 135ZM64 134V135H63ZM76 134V135H75ZM90 134V135H89ZM105 134V135H104ZM130 134L132 136H130ZM133 134H136V135H133ZM148 134V135H147ZM153 134L155 135V137L153 136ZM162 134V135H161ZM212 135V136H208V135ZM215 134V135H214ZM5 135V136H4ZM8 135V136H7ZM13 135H17L16 137L13 136ZM21 135V136H19ZM24 135H25V138H24ZM34 135V136H32ZM36 135V136H35ZM42 135V136H41ZM88 135V136H87ZM98 135V136H97ZM111 135V136H110ZM124 135V136H123ZM159 135V136H158ZM229 135L231 136L230 139H229ZM245 135H246V138H245ZM255 135V136H254ZM30 136V137H27ZM49 136V137H48ZM76 136V138H75ZM139 136V139H134V138H138ZM143 136V137H141ZM146 136V137H144ZM169 136H172V137H169ZM177 136V138H175ZM217 136V138H216ZM241 136V139L242 140H239L238 138H240ZM251 136V137H250ZM11 137H14L15 138V141H14V138H11ZM33 137V138H32ZM41 137V138H40ZM46 137V138H45ZM67 137V139H65ZM88 140H87V138ZM97 137V138H96ZM101 137V138H100ZM155 139H153V138ZM226 137V138H225ZM233 137V138H232ZM256 137V138H254ZM4 140H3V139ZM26 141H24V139ZM38 138V139H37ZM45 140V143L43 141V139ZM52 138V140H51ZM91 138V139H90ZM95 138V139H94ZM109 138V139H108ZM116 138V139H115ZM118 138V139H117ZM149 138V139H148ZM206 138V139H205ZM214 138V140H213ZM228 138V140H227ZM249 138V139H248ZM251 138L254 140L252 141ZM260 138V139H259ZM23 139V141L25 143H23V141H21ZM54 139V140H53ZM87 141H86V140ZM99 139V140H98ZM102 142H101V140ZM116 141H115V140ZM121 139V141L119 140ZM134 139V140H133ZM146 139V140H145ZM157 139V140H156ZM159 139V140H158ZM174 139V142L172 141ZM210 139V140H209ZM216 139H218V141L220 142H216ZM225 139V141L223 140ZM236 139V140H234ZM239 141H238V140ZM3 140V141H2ZM28 140V141H27ZM48 140H51L48 141ZM66 140V141H65ZM95 140L96 143L93 141ZM97 140L100 142H97ZM103 140H104V143H103ZM109 140V141H108ZM114 140V141H113ZM118 140V141H117ZM133 140V141H132ZM148 140V141H147ZM150 140V141H149ZM156 140V141H155ZM171 140V141H170ZM177 140V141H176ZM207 140V141H206ZM245 140V142H244ZM247 140V141H246ZM257 140V141H256ZM6 141V142H4ZM36 141V142H34ZM83 141V142H82ZM106 141V142H105ZM113 141V142H112ZM140 141V142H139ZM144 141V142H143ZM146 141V142H145ZM153 143H152V142ZM160 141V142H159ZM227 145L225 146V144ZM232 143H231V142ZM242 143H241V142ZM257 143H256V142ZM15 142V143H14ZM27 142V143H26ZM29 142H33V143H29ZM38 142V144H37ZM42 142V143H41ZM85 142V143H84ZM216 142V144L214 145V143ZM230 142V143H229ZM236 142V144L234 143ZM259 142V144H258ZM261 142V143H260ZM2 143V144H1ZM14 143L16 146H14ZM17 143V144H16ZM29 143V145H28ZM34 143L36 145H34ZM48 143H51V144H48ZM83 143V144H82ZM90 146H89V144ZM106 143V144H105ZM108 143V144H107ZM117 143V144H116ZM126 143V144H125ZM130 143V144H129ZM146 143V144H145ZM158 145H157V144ZM163 143V144H162ZM211 143V144H210ZM229 143V144H228ZM9 144V145H8ZM87 144V145H86ZM98 144V145H97ZM111 144V145H110ZM115 144V145H114ZM132 144V145H131ZM153 144V145H152ZM214 146H213V145ZM220 146H218V145ZM224 144V145H223ZM239 144V145H238ZM252 144V146H256L257 144V148L254 146L251 147L250 145ZM24 145V147L22 146ZM38 145V146H37ZM44 145V146H43ZM46 145H49L48 147L51 148L49 149ZM51 145V146H50ZM95 147H94V146ZM101 145V146H100ZM105 145V146H103ZM121 145V146H119ZM147 147H145V146ZM152 145V146H151ZM165 145V147H164ZM171 145V146H170ZM173 145V146H172ZM177 145V146H176ZM223 145V146H222ZM242 145V146H241ZM245 145V146H244ZM6 146V147H5ZM11 146V147H10ZM19 148H23L22 150L23 151H20L18 149ZM21 146V147H20ZM26 146V148H25ZM40 146H43V148ZM53 146V147H52ZM93 148H92V147ZM107 146V147H106ZM112 146V147H111ZM117 146V147H116ZM127 146L131 147V151H130V147L129 149L127 148ZM161 146L163 147V149H161ZM206 146V147H205ZM212 146V147H210ZM230 146V147H229ZM240 146V147H239ZM249 146V147H248ZM259 146V147H258ZM8 147V148H7ZM44 147L46 149H44ZM83 149H82V148ZM98 147V148H97ZM105 147V148H104ZM116 147V148H115ZM123 147V148H122ZM144 147V148H143ZM182 147V149H181ZM216 147H217V152L215 151L216 150ZM223 147V148H222ZM227 147V148H225ZM237 147V148H236ZM246 147V148H245ZM262 149H261V148ZM6 148V152L4 151V149ZM15 148V149H14ZM48 148V149H47ZM74 148V149H73ZM97 148V150H96ZM103 148V150H102ZM108 148V149H106ZM111 148V149H110ZM118 148V150H117ZM153 148V149H152ZM157 148V149H156ZM160 148V149H159ZM172 148V149H170ZM207 148V149H206ZM252 148V149H251ZM11 149V150H10ZM43 149V150H42ZM79 149H82V150H79ZM95 149L97 152H94ZM120 149V150H119ZM126 149V150H125ZM152 149V150H151ZM155 149V150H154ZM201 149V150H200ZM210 149V150H208ZM221 149V150H220ZM224 149V150H223ZM258 152H256L255 150ZM2 150V151H1ZM7 150L11 151V152H8ZM13 150V151H12ZM16 150V151H15ZM25 150V151H24ZM29 150V151H28ZM34 152H32V151ZM44 153H42L41 152ZM44 150H47V151H44ZM89 150V151H88ZM106 150V151H105ZM112 150V151H110ZM122 150V151H121ZM133 150H134V153H133ZM144 150V151H143ZM177 150V151H176ZM245 152H244V151ZM248 150V151H247ZM262 150L263 153L260 151ZM86 151V152H85ZM120 154V156H118L119 154H117L118 152ZM125 151V152H124ZM127 151V152H126ZM151 151V152H150ZM161 151V153L163 152L164 154H161V156H159L160 154H158L159 152ZM179 151V153H177ZM181 151V152H180ZM207 153H206V152ZM224 151V153H223ZM233 151V152H232ZM238 151V152H237ZM247 151V152H246ZM252 151V152H251ZM15 152V153H13ZM22 152V153H21ZM28 152V153H26ZM31 152V153H30ZM85 152V153H83ZM93 152V153H91ZM101 152V153H100ZM108 154H107V153ZM131 152V153H130ZM149 152V153H147ZM185 152V153H184ZM210 152V153H209ZM232 152V154H231ZM241 152V154H240ZM248 152L250 154H248ZM256 152V153H255ZM2 153V154H1ZM14 155H13V154ZM17 153V154H16ZM19 153V154H18ZM26 153V154H24ZM38 155H37V154ZM48 153V154H47ZM50 153V154H49ZM64 153V154H63ZM72 153L74 154L72 157L71 155L69 154ZM105 153V154H104ZM112 153V154H111ZM115 153V155H113ZM121 153H124V154H121ZM152 153V154H151ZM170 153V155H169ZM182 153V154H181ZM223 155V156H221ZM227 153V154H226ZM245 153V155L243 154ZM254 155L257 154V155ZM8 156H6V155ZM25 155V157L22 156ZM30 154V155H28ZM35 154V155H34ZM62 154V155H61ZM79 154V155H78ZM83 154V155H82ZM100 154V155H99ZM126 154V156H125ZM129 154L131 156H129ZM147 154V156H146ZM151 154V155H150ZM158 154V155H157ZM176 154H179V156L177 155L176 157ZM202 154V156H201ZM211 154V158L209 157V155ZM234 154H237L238 158H239V161H238V158L236 155ZM10 155V156H9ZM19 155V156H17ZM37 155V156H36ZM76 155V156H75ZM90 155V156H88ZM94 155V157H93ZM112 157H110V156ZM123 155V156H122ZM132 155H135V156H132ZM207 155V156H206ZM229 155V156H227ZM252 155V156H251ZM12 156L14 157V159H17V162L14 160L13 162V158ZM31 156V158H30ZM34 156V158L32 157ZM57 156V157H56ZM61 156V157H60ZM80 156V157H79ZM82 156V157H81ZM93 158H92V157ZM97 156V157H96ZM104 157V158H101V157ZM128 156V157H127ZM146 156V157H144ZM177 158H175V157ZM203 156L206 157H209V158H204ZM226 156V157H225ZM232 156V157H231ZM251 158H250V157ZM254 156V157H253ZM260 156V157H259ZM5 157V158H3ZM6 157H9V158H6ZM16 157V158H15ZM39 157V158H38ZM41 157V158H40ZM44 157H47L46 159ZM54 157V158H53ZM64 157V158H63ZM85 157V159H84ZM99 157V158H98ZM110 157V158H109ZM134 157H137V159H135ZM149 157V158H148ZM155 157H158L157 160L155 159ZM172 157H174L172 159ZM179 157V158H178ZM219 157V158H218ZM230 157V158H229ZM243 160H240L241 158ZM248 157V159H247ZM259 157V158H258ZM27 158V159H26ZM30 158V159H28ZM43 158V159H42ZM49 158V160H48ZM74 158V159H73ZM83 158V159H82ZM90 158V160L88 159ZM97 158H98V161H97ZM121 158H124V159H121ZM132 158V159H131ZM142 158V159H141ZM145 158V159H144ZM162 160H161V159ZM168 159V160H165V159ZM184 158V159H183ZM216 158V159H215ZM218 158V159H217ZM228 158V159H226ZM235 158V160H234ZM255 158V159H254ZM262 158V160L260 159ZM31 159H32V162H31ZM40 159V161H39ZM53 159V160H52ZM79 159V160H78ZM92 159V161H91ZM96 159V160H95ZM112 159V161H111ZM113 159H118L117 161L113 160ZM123 161H121V160ZM152 160L151 163L149 164L148 160ZM160 159V160H159ZM199 159V161H198ZM213 159H214V164H213ZM221 159V160H220ZM226 159V161H225ZM19 160V161H18ZM20 160L21 163H20ZM26 162H25V161ZM35 160V162H34ZM37 160V161H36ZM70 160V161H69ZM75 160V161H74ZM101 160V161H100ZM109 160V161H108ZM126 160V161H124ZM127 160H128V163H127ZM130 160V161H129ZM135 160V161H134ZM141 162H140V161ZM144 160V161H143ZM146 160V161H145ZM175 160V161H173ZM178 160V161H177ZM182 160L184 162H182ZM216 160V161H215ZM227 160L229 162H227ZM3 161V162H2ZM12 161V162H11ZM27 161L29 163H27ZM43 161V162H42ZM47 161V162H46ZM63 161V162H62ZM65 161V163H64ZM68 161V162H67ZM80 162V164L78 162ZM95 161V163H94ZM105 161V163H104ZM121 161V162H120ZM143 161V162H142ZM162 161V162H161ZM167 161V163L165 162ZM172 163H171V162ZM194 161V162H193ZM220 161V162H219ZM223 161V162H222ZM234 163H233V162ZM244 161V163L242 162ZM249 161V162H248ZM257 161V162H256ZM32 164H31V163ZM39 162V164H41V167H39L40 165L37 163ZM42 162V163H41ZM55 162V163H54ZM59 162V163H58ZM86 164H85V163ZM88 162V163H87ZM113 162L115 164H113ZM118 162V163H117ZM139 162V163H138ZM156 162V163H155ZM180 162L181 165H180ZM196 162V163H195ZM219 162V163H218ZM226 162V163H225ZM232 164H231V163ZM253 162V163H252ZM7 163V164H6ZM12 163V164H11ZM18 163V164H17ZM23 163V164H22ZM33 163L35 165H33ZM45 163V164H44ZM50 163V164H49ZM70 163V164H68ZM73 163V164H72ZM78 163V164H77ZM93 165H91V164ZM97 163H98V167H97ZM101 163V164H100ZM108 164L107 167L105 166V164ZM117 163V165H116ZM120 163V164H119ZM125 163V164H123ZM137 163V165H136ZM159 163L160 165V169H159V165L157 164ZM196 165H195V164ZM213 165H212V164ZM228 163L230 169H227L228 168V165H226ZM236 163V164H235ZM261 164V167L259 166V164ZM3 164V166H2ZM19 166L17 168H19V170L21 171H18V169L16 168V166ZM27 164V165H26ZM39 166H37V165ZM44 164V165H43ZM75 164V165H74ZM77 164V165H76ZM84 164V165H83ZM89 168H88V166ZM104 164V165H102ZM119 164V165H118ZM132 164V165H131ZM139 164H142L139 166ZM157 164V165H156ZM164 164V166H163ZM171 164H172V167L173 169L171 168ZM178 166H177V165ZM198 164V165H197ZM223 164V166L221 165ZM235 164V165H234ZM255 164V165H254ZM20 165H24L23 167L20 166ZM33 165V166H32ZM50 165V166H49ZM63 165V166H62ZM66 165V167H65ZM71 165V166H70ZM121 165V166H120ZM150 165V166H149ZM156 165V166H155ZM162 165V166H161ZM165 165H170V166H166ZM185 165V166H184ZM194 165V166H193ZM231 165V166H230ZM243 165V166H242ZM10 166V167H9ZM15 166V169L13 167ZM28 166V167H27ZM36 168H35V167ZM47 166V167H46ZM77 166V167H76ZM87 168H86V167ZM91 166V167H90ZM95 166V167H93ZM113 166V168H111ZM130 166V167H129ZM134 166V168H132ZM148 168H147V167ZM158 166V167H157ZM180 166V167H179ZM205 166V168H204ZM208 166V167H207ZM237 166V167H236ZM240 166V167H239ZM256 166V170H254V167ZM259 166V167H258ZM263 166V168H262ZM4 167V169H3ZM6 167V169H5ZM34 167V168H33ZM38 167V168H37ZM47 168V169H44ZM56 167V168H54ZM59 167V168H58ZM74 167V168H73ZM115 167V168H114ZM117 167V168H116ZM143 167V168H142ZM146 167V168H145ZM150 167V169H149ZM164 167V168H163ZM176 170H175V168ZM211 167V168H210ZM219 167V168H218ZM227 167V168H226ZM233 169H232V168ZM246 167V168H245ZM250 167V168H249ZM253 167V168H252ZM9 168V169H8ZM13 168V169H12ZM23 168V169H22ZM41 168V169H40ZM62 168V169H60ZM66 168V170L64 169ZM77 168V169H76ZM82 168V169H81ZM94 169L93 171H91L92 169ZM105 168V170H104ZM111 168V169H110ZM119 168V169H118ZM128 168V170H126ZM132 168V169H131ZM155 168V169H154ZM167 168V169H165ZM178 168V169H177ZM198 168V169H197ZM201 168V169H200ZM221 168V169H220ZM223 168V169H222ZM227 171H226V169ZM235 168V170H234ZM249 168V169H248ZM260 168H262L260 170ZM53 169L51 172L50 170ZM59 169H60V172H59ZM67 169H70L67 171ZM80 169L82 170V172L80 171ZM85 171H84V170ZM91 169V170H89ZM110 169V170H109ZM118 169V171L116 170ZM131 169V171H130ZM136 169V170H134ZM148 171H147V170ZM164 169V170H163ZM170 170V173H169V170ZM197 169V170H196ZM217 169H219L218 171H216ZM232 169V171H231ZM9 170V171H8ZM12 170V171H11ZM17 170V171H15ZM26 172H24V171ZM41 170V171H40ZM63 170V171H62ZM88 170V171H87ZM95 170L97 172H95ZM99 170V171H98ZM104 170V172H102ZM107 170V171H106ZM121 170H125V173L123 171V173L121 172ZM150 170V171H149ZM154 170V171H153ZM159 170H160V175L159 174ZM190 170V171H189ZM201 170V171H200ZM203 170V171H202ZM209 170V171H208ZM6 171V172H5ZM15 171V172H14ZM28 171H30L29 173H27ZM39 171V172H38ZM48 174H47V172ZM71 171V172H70ZM74 171V173H73ZM91 171V172H90ZM113 171H115V173H113ZM129 171V172H128ZM138 171V172H137ZM145 171V172H144ZM153 171V172H152ZM164 171V172H163ZM167 171V173H166ZM184 171V172H183ZM215 172V173H209V172ZM226 171V172H225ZM230 171V172H229ZM236 171V173H235ZM238 171V172H237ZM248 171V172H247ZM258 171V172H257ZM262 171V172H261ZM14 172V173H13ZM19 172V173H18ZM37 172V173H36ZM52 174H50V173ZM59 172V173H58ZM63 172V173H62ZM81 172V173H79ZM85 172V173H84ZM108 174H105L107 173ZM110 172V173H109ZM128 172V174H126ZM130 172H131V175H130ZM145 175H144V173ZM163 172V174H162ZM192 172V173H191ZM203 172H205V174H203ZM223 174H222V173ZM225 172V173H224ZM228 172V173H227ZM243 172V173H242ZM247 172V173H246ZM262 173V175L260 176V173ZM5 175V176H2V174ZM13 175H12V174ZM27 173V174H26ZM30 173H31V177H30ZM36 173V174H35ZM45 173V174H43ZM73 173V174H72ZM77 173V175H76ZM95 173H97L98 175H96ZM142 173V175H140ZM178 175H176V174ZM185 173H189L190 175H187ZM233 173V174H232ZM239 173V174H238ZM244 175L242 176L241 175ZM253 173V174H252ZM259 173V175L257 174ZM9 174V175H8ZM15 174V175H14ZM19 174V175H18ZM25 174V175H24ZM42 174V175H40ZM51 175L50 177H52V179H50L49 176L47 175ZM59 174V175H57ZM69 176H68V175ZM71 174V175H70ZM115 174V175H114ZM122 174L124 175V177L122 176ZM139 174V175H137ZM204 176H202V175ZM219 175V177H215V175ZM222 174V175H221ZM225 174V175H224ZM231 174V175H230ZM236 174V175H235ZM248 174V175H247ZM12 175V176H11ZM17 175V176H16ZM24 175V176H23ZM34 175V176H33ZM64 177H63V176ZM74 175V176H73ZM93 177H92V176ZM104 178H100L101 176ZM118 175V176H117ZM121 177H120V176ZM137 175V176H136ZM153 175V177H152ZM156 175V176H154ZM181 175H185L184 177L181 176ZM192 175V176H191ZM198 175H201L200 177ZM210 177H209V176ZM230 175V176H228ZM240 175V176H239ZM28 176V178H27ZM35 176L36 178L39 177V179H35ZM43 176V177H42ZM57 178H56V177ZM67 176V177H66ZM107 176V177H106ZM111 176V178L109 177ZM115 178H114V177ZM181 176V177H180ZM188 176V179H186ZM190 176V177H189ZM197 179H195L194 178ZM207 176V178H206ZM251 179H249V177ZM9 177L11 179V181L9 182ZM16 177V178H15ZM26 177V178H25ZM42 179H41V178ZM69 177V178H68ZM71 177V178H70ZM76 177H79V178H76ZM86 177H89V178H86ZM105 177H106V180H105ZM129 177V178H127ZM180 177V179L178 178ZM183 177V178H182ZM252 177H254L252 179ZM260 177V178H259ZM7 178V179H6ZM14 178V179H13ZM18 178V179H17ZM22 178V180L20 179ZM24 178V179H23ZM46 178V181L45 179ZM56 178V179H55ZM59 178V179H58ZM67 178V179H66ZM81 178V179H80ZM85 178V179H84ZM97 178V179H96ZM135 178V179H134ZM151 178H154V181L151 180ZM175 178V179H174ZM182 178V179H181ZM185 178V179H184ZM194 179V180H191V179ZM212 180H211V179ZM215 178V179H214ZM219 178V179H218ZM222 178V179H221ZM226 178V179H225ZM237 180H236V179ZM245 178V179H244ZM4 179V180H3ZM6 179V180H5ZM26 179V181H25ZM31 179L34 180V184H33V180L31 181ZM41 179V180H40ZM58 179V180H57ZM70 179V180H69ZM74 181H73V180ZM101 179V180H100ZM103 179V180H102ZM109 179V180H108ZM116 179V180H115ZM129 179V180H128ZM137 179V180H136ZM201 181H200V180ZM208 179V180H207ZM217 179V180H216ZM228 179V181H226ZM239 179V180H238ZM241 179V180H240ZM260 179V180H259ZM16 180V181H15ZM24 180V181H23ZM36 180V181H35ZM56 180L57 182L55 183L54 181ZM61 180V181H60ZM65 180V181H64ZM80 180V181H79ZM84 180V181H83ZM88 180V181H87ZM93 180V181H92ZM133 180V181H132ZM135 180V181H134ZM148 180V181H147ZM166 182H165V181ZM211 180V181H210ZM230 180V182H229ZM259 180V181H258ZM4 181V182H3ZM13 181V183H12ZM23 181V182H22ZM31 181V182H30ZM50 181V182H49ZM60 181V182H59ZM67 181V182H66ZM83 181V182H81ZM100 186H98V183ZM100 181V182H99ZM113 181H115V183H113ZM124 181V182H123ZM129 181V182H128ZM131 181V182H130ZM144 181V182H142ZM162 181V182H161ZM173 181L174 186H173V183L170 184V182ZM185 181V182H184ZM216 181V182H215ZM218 181V182H217ZM235 181V182H234ZM236 181H237V186L238 187H235L236 185ZM253 181V183H252ZM256 181V182H255ZM6 182V184H4ZM30 182V183H29ZM39 182V183H38ZM46 182L48 184L51 183V185H46ZM91 182V183H90ZM104 182V183H102ZM111 182V183H110ZM118 182V183H117ZM123 182V184H122ZM129 184H127V183ZM147 182V183H146ZM152 184H151V183ZM160 182V183H159ZM196 182V183H195ZM211 182H214V183H217V184H212ZM222 182H225V183H222ZM243 182V183H242ZM250 182V183H249ZM261 182V185L260 183ZM10 183V185L8 184ZM18 183V184H16ZM20 183V184H19ZM24 183V184H23ZM29 183V184H28ZM45 183V185H44ZM59 183V184H58ZM67 186H64L66 185ZM75 183V184H74ZM93 183V184H92ZM97 183V184H96ZM121 183V184H120ZM133 183V184H131ZM156 183V184H155ZM191 183V184H190ZM203 183V185H202ZM212 184L214 186H211L209 184ZM219 183V184H218ZM221 183V184H220ZM230 183V184H229ZM233 183V184H232ZM249 183V184H248ZM252 183V185H251ZM258 183V184H257ZM263 183V184H262ZM1 184H4V185H1ZM16 184V185H15ZM39 187H38V185ZM56 184V185H55ZM71 184V185H70ZM78 184V185H77ZM81 184V185H80ZM86 184V185H85ZM91 186H90V185ZM108 184V185H107ZM111 184V185H109ZM125 184L127 186H125ZM144 184V186H143ZM186 184V185H185ZM193 184V185H192ZM205 184V185H204ZM209 185V186H206ZM223 184V185H222ZM229 184V185H228ZM246 184V185H245ZM254 184V185H253ZM6 185V186H5ZM14 185V186H13ZM18 185V186H17ZM24 185V186H22ZM29 185H31L30 187H28ZM34 185V186H33ZM43 185V186H41ZM74 185V186H73ZM80 185V186H79ZM94 185V186H93ZM115 185V187H114ZM132 185L133 188H131L130 186ZM141 185V186H140ZM200 185V187H196V186ZM202 185V186H201ZM250 185V186H249ZM21 189H20V187ZM48 186V187H47ZM52 186V188H51ZM63 186V187H62ZM71 186V187H70ZM88 187V189L86 187ZM102 186V187H101ZM107 186H109L107 188ZM111 186V188H110ZM113 186V187H112ZM118 186V187H116ZM136 186V187H135ZM206 186V187H205ZM221 189H220V187ZM225 187V190L222 191V189H224L223 187ZM248 188H247V187ZM259 186V187H258ZM3 187V188H1ZM17 187V191L15 192V188ZM26 187V189H25ZM47 189H46V188ZM53 187H56V188H53ZM78 187V188H77ZM96 187V188H94ZM105 187V188H104ZM124 187V188H123ZM140 187V188H139ZM205 187V188H204ZM210 190H213V191H210ZM211 187H213V189H211ZM216 187V188H215ZM219 187V188H218ZM228 187V189H226ZM240 187V188H239ZM246 187V188H245ZM263 187V188H262ZM6 188V189H4ZM32 188V189H31ZM34 188V189H33ZM36 188V191H34ZM39 188V189H38ZM45 188V189H43ZM50 190H49V189ZM66 190H65V189ZM83 188V189H82ZM99 188L102 190L99 191ZM104 188V189H103ZM136 188V189H135ZM182 190H181V189ZM197 188V189H196ZM237 188V190H236ZM242 188V189H241ZM259 188V189H258ZM263 190H262V189ZM4 189V190H3ZM7 189H9L7 191ZM25 189V190H24ZM40 192H38V190ZM42 189L44 191H42ZM52 189V190H51ZM57 189V190H56ZM69 189V190H68ZM117 191H116V190ZM127 189V191H125ZM129 189V190H128ZM132 189H134L133 191H131ZM141 189V190H140ZM198 189H201L198 191ZM203 189H207L208 191L210 192H206V191H203ZM220 189V195L222 196H217V193L219 192ZM250 189V191H249ZM256 189V190H255ZM261 189V190H260ZM2 190V191H1ZM12 190V192H11ZM20 190L22 191V193L20 192ZM55 190V191H54ZM77 190H80L77 191ZM84 190V191H83ZM93 190V191H92ZM104 190V191H103ZM108 190V192H107ZM114 190V191H113ZM123 191V193L120 192ZM140 190V191H139ZM176 190V191H175ZM180 190V191H179ZM190 190V191H189ZM192 190H195L194 192ZM217 190V193H215V191ZM230 191L227 193V191ZM232 190V191H231ZM235 190V191H234ZM247 190V191H246ZM30 194H27V192H30ZM50 191V192H49ZM52 191V192H51ZM59 191V192H58ZM64 191V192H63ZM68 191V192H67ZM75 194H74V192ZM86 191V193H85ZM119 191V192H118ZM137 191V193H136ZM143 191V192H142ZM146 191V192H145ZM189 191L190 195L192 194V196L189 195V193H185ZM238 191V192H237ZM255 191V192H254ZM263 191V192H262ZM5 192V193H3ZM7 192V193H6ZM36 194H35V193ZM44 192V193H43ZM46 192V193H45ZM50 194H49V193ZM73 192V193H72ZM84 192V193H83ZM88 192V193H87ZM96 192V193H95ZM98 192V193H97ZM107 192V193H106ZM112 194H111V193ZM129 192V194H127ZM141 192V194H140ZM183 194H182V193ZM206 194H205V193ZM213 193V194H209V193ZM224 192V194H223ZM232 192V193H231ZM10 193V194H9ZM12 193V195H11ZM16 193V194H15ZM20 193V194H19ZM34 193V194H33ZM40 193V194H39ZM57 193V194H56ZM64 193V194H63ZM70 193V194H69ZM91 193V194H90ZM94 193V194H93ZM105 193V194H104ZM203 193V194H202ZM208 193V197L206 196ZM239 193V194H238ZM247 197H242V194ZM251 195H250V194ZM257 193L260 195L258 196ZM9 194V195H8ZM19 194V196H18ZM27 194V195H25ZM45 194V195H43ZM68 194V195H67ZM81 194V195H80ZM88 194V195H86ZM93 194V195H92ZM97 194V196H96ZM102 194V195H100ZM122 194V195H121ZM126 194V196H125ZM135 195L132 196V195ZM182 196H181V195ZM194 194V196H193ZM199 194V200H198V195ZM228 194V195H227ZM255 194V195H254ZM263 194V195H262ZM24 195V196H22ZM30 195V196H29ZM33 195V196H32ZM37 195V196H36ZM59 195V196H58ZM85 195V196H84ZM90 195V197H89ZM95 195V197H94ZM100 195V196H99ZM110 195V196H109ZM115 195V196H113ZM118 195V196H117ZM121 195V198H119ZM138 197H137V196ZM212 195L213 197H217L218 199H215V198H212ZM219 195V194H218ZM227 195V196H226ZM231 195V196H230ZM238 195V197H236ZM249 195V196H248ZM5 196V197H4ZM17 197L18 198H13V197ZM27 196V197H26ZM48 196H52L51 198H49ZM55 196V198H53ZM58 196V197H57ZM66 196V197H65ZM76 196V198H75ZM87 196V197H86ZM99 196V197H98ZM210 196V197H209ZM225 196L227 198H225ZM240 196H241V199H240ZM7 197V198H6ZM10 197H12L13 199H11ZM21 197V198H20ZM32 197V198H31ZM63 197V198H62ZM70 199H69V198ZM80 197V198H79ZM92 197V198H91ZM97 197V198H96ZM103 197V198H101ZM110 197V198H109ZM116 197V198H115ZM118 197V199H117ZM128 197V198H127ZM184 197V198H183ZM193 197V199H192ZM195 197V198H194ZM226 201H225V199ZM230 197V198H229ZM257 197V198H256ZM4 198V200L2 199ZM34 198V199H33ZM39 198V199H38ZM48 198V199H47ZM59 200H58V199ZM73 198V199H72ZM95 198V199H94ZM99 198V199H98ZM113 198V199H112ZM125 198V200H124ZM129 198H131V200H129ZM182 198V199H181ZM186 198V199H185ZM189 198V199H188ZM191 198V199H190ZM212 201H211V199ZM221 198V199H220ZM252 198V199H251ZM256 198V199H255ZM7 199V200H5ZM10 199V200H9ZM19 199V200H18ZM23 199V200H22ZM36 199V200H35ZM47 199V200H46ZM52 199V202L54 203H51V200ZM57 199V200H56ZM66 201H65V200ZM69 199V200H68ZM85 199V201H84ZM120 199V200H119ZM181 199V200H180ZM195 199H196V202H195ZM204 199V200H203ZM214 199V200H213ZM247 199V200H246ZM250 199V200H249ZM28 200V201H26ZM33 202H31V201ZM35 200V201H34ZM43 202H41V201ZM45 200L47 202H45ZM54 200V201H53ZM61 200V202H59ZM81 200V201H80ZM99 202V204H97V202ZM99 200V201H98ZM106 203H105V201ZM108 200V202H107ZM113 200V201H112ZM125 202L127 201V204L130 203L129 205H126ZM183 200V201H182ZM198 200V201H197ZM207 200V201H206ZM228 200V201H227ZM234 200H237L235 201L234 203ZM5 201H8L7 203V206L10 205V206H6L5 205ZM37 201V202H36ZM39 201V202H38ZM58 201V202H57ZM84 201V202H83ZM87 201V203H86ZM101 201V202H100ZM104 201V202H102ZM110 201V202H109ZM179 201V202H178ZM181 201V203H180ZM206 201V203L203 202ZM215 201V202H214ZM222 203V204H220ZM242 201V202H240ZM248 201V203H247ZM15 202V203H14ZM18 202V203H17ZM22 202V205L21 203ZM31 202V203H30ZM36 202V203H35ZM49 203V205H47ZM77 202V203H76ZM78 202H79V205H78ZM82 202V203H81ZM91 202V203H90ZM95 202V203H94ZM112 202V203H111ZM121 202V203H120ZM165 202V203H164ZM173 202V203H172ZM192 202V203H191ZM195 202V203H194ZM198 202L200 203L198 205ZM202 202V203H201ZM227 204H226V203ZM230 202V203H229ZM244 202L246 203L244 205ZM254 202V203H253ZM259 202V203H258ZM263 202V203H262ZM3 203V204H2ZM12 205H11V204ZM92 203H94L92 205ZM114 203V205H113ZM124 203V204H122ZM167 203V204H166ZM175 203V204H174ZM187 203V204H186ZM216 203V204H215ZM225 205H224V204ZM240 203V204H239ZM256 203V205H255ZM17 204V205H16ZM25 204V205H24ZM30 204V205H28ZM33 204V206L31 205ZM44 204V205H43ZM46 204V205H45ZM53 204V205H52ZM55 204V205H54ZM81 204V206H80ZM88 204V205H87ZM91 204V205H89ZM101 204V205H100ZM104 204V205H103ZM108 204V205H107ZM116 204V205H115ZM120 206H119V205ZM169 204V205H168ZM185 204V205H184ZM191 204V205H190ZM195 204V205H194ZM204 204V205H203ZM211 204L213 205V207L211 206ZM229 206H226L228 205ZM234 204V205H232ZM239 204V205H238ZM249 204V205H248ZM251 204V205H250ZM253 204V205H252ZM260 204V205H259ZM263 204V205H262ZM35 205V206H34ZM60 207H58V206ZM98 205V208L97 206ZM163 205H165L163 207ZM185 206V207H182ZM190 208H189V206ZM214 205H217L218 208ZM219 205H220V208H219ZM222 205V206H221ZM22 206L24 207V209L22 208ZM27 206V207H26ZM52 206V207H51ZM57 206V207H55ZM80 206V207H79ZM94 206V207H93ZM108 206V208L106 207ZM119 206V207H118ZM122 206V208H121ZM174 206V207H173ZM181 206V207H179ZM200 206V207H199ZM209 206V207H208ZM246 206V208H245ZM253 206V207H252ZM255 206V207H254ZM20 207V208H19ZM30 207V208H28ZM34 207H37L35 209H33ZM42 207L44 209H42ZM54 207L57 209H54ZM95 207L98 209V211L95 209ZM113 207V208H112ZM115 207V209H114ZM119 209H118V208ZM136 207V208H135ZM176 207V208H175ZM189 209H188V208ZM201 207H205L203 208L204 211H202ZM229 207V208H228ZM236 207V209H234ZM258 209H257V208ZM263 207V208H262ZM5 208V209H4ZM10 208H11V212H10ZM27 208V209H26ZM85 208V210L83 209ZM87 208V210H86ZM111 208V209H110ZM207 208V209H206ZM210 208V209H209ZM215 208V209H214ZM231 208V210H230ZM250 208H253L250 210ZM261 208L263 210H261ZM13 209V210H12ZM16 209V210H15ZM20 209V210H19ZM30 209V210H29ZM52 209V210H51ZM54 209V210H53ZM90 209V210H89ZM93 209V210H92ZM117 209H118V212H117ZM122 209V210H121ZM174 209V210H173ZM178 209V210H176ZM192 209V210H191ZM195 209V210H194ZM217 209V210H216ZM220 209H222L221 211L222 212H225L227 213L226 215L228 216V214H232V217H230V215L227 217L224 213H219L221 211H219ZM228 209V211L226 212L225 210ZM260 209V210H259ZM3 210V211H2ZM5 210V211H4ZM22 210V211H21ZM33 212H32V211ZM40 210V211H39ZM59 210V211H58ZM108 210V211H106ZM113 210V211H111ZM189 210V212H188ZM194 210V211H193ZM199 210V211H198ZM209 210V211H208ZM212 210V211H211ZM236 210V211H234ZM239 210H243L242 212H238ZM249 210V211H247ZM258 210V211H257ZM16 211V212H15ZM37 211V212H36ZM59 212L55 217H54V214L55 212ZM86 213H85V212ZM95 211V212H94ZM103 211V212H102ZM117 214H115L116 212ZM181 211H184V212H181ZM218 211V212H217ZM233 211V212H232ZM260 211H263V212H260ZM4 212V213H2ZM26 214H25V213ZM44 212V213H43ZM52 212V213H51ZM91 212V213H90ZM94 214H93V213ZM112 213L111 215H109V213ZM172 212V213H170ZM210 212H212L211 214H209ZM215 212V213H214ZM232 212V213H231ZM236 212V213H235ZM254 212V213H253ZM99 213V214H98ZM179 213V214H178ZM187 213V216H185ZM197 213V214H196ZM205 213V214H204ZM207 213V214H206ZM236 215H234V214ZM249 213V214H247ZM261 213V214H260ZM7 214V215H6ZM15 214V215H14ZM22 214V215H21ZM30 214V215H29ZM45 214H46V217H45ZM81 214V215H80ZM102 214V215H101ZM104 214V215H103ZM183 214V215H182ZM201 214V215H199ZM204 214V215H202ZM217 217H216V215ZM5 215V217L3 216ZM17 215H21V216H17ZM26 215V216H25ZM39 215V217H38ZM44 215V216H43ZM51 215V216H50ZM80 215V216H79ZM89 215V216H88ZM95 215H98V216H95ZM100 215V216H99ZM107 217H106V216ZM135 215V216H134ZM166 215V216H165ZM198 215V216H197ZM206 215V216H205ZM240 215H243V217ZM257 218H256V216ZM2 216V218H1ZM35 216V217H34ZM48 216V218H47ZM53 216V218H52ZM69 216V217H67ZM165 216V217H164ZM169 216V218H168ZM177 216V217H176ZM189 216V217H188ZM200 216V217H199ZM223 218H221V217ZM239 216V217H238ZM247 217V220L244 218ZM251 218H250V217ZM9 217V218H8ZM19 217V218H18ZM26 219H25V218ZM32 217V218H31ZM38 217V218H37ZM104 217V218H103ZM116 217V218H115ZM164 217V218H163ZM175 217V219H174ZM182 219H181V218ZM186 221H185V219ZM188 217V218H187ZM196 217V218H195ZM204 217V218H203ZM208 217V219H207ZM236 217V218H235ZM4 218V219H3ZM15 218V219H14ZM29 218V219H28ZM34 218V219H33ZM45 218V219H43ZM52 220H50V219ZM61 220H60V219ZM91 218V219H90ZM100 218V219H98ZM199 218V219H198ZM202 218V219H201ZM209 218L211 220H209ZM216 218V219H215ZM221 218V219H220ZM231 218V219H230ZM241 218V219H240ZM249 218V219H248ZM256 218V219H255ZM262 218V219H261ZM8 219V220H7ZM21 219V220H20ZM25 219V220H24ZM40 219V221H39ZM47 219V220H46ZM48 219L50 220V222L48 221ZM180 219V220H179ZM198 221H196V220ZM216 221H215V220ZM226 221H224V220ZM228 219V220H227ZM230 219V220H229ZM236 219V220H235ZM251 219L253 221H251ZM16 222H15V221ZM19 220V221H18ZM37 220V221H36ZM163 220V222H162ZM179 220V221H178ZM188 220V222H187ZM206 220V221H204ZM257 220V221H256ZM3 221V222H2ZM22 221V222H20ZM28 221V222H27ZM35 221V222H34ZM57 221V222H55ZM60 221V222H59ZM161 221V222H160ZM182 221V222H181ZM184 221V222H183ZM200 221V222H199ZM224 221V222H223ZM235 221V222H233ZM256 221V222H255ZM258 221H259V225H258ZM261 221V222H260ZM9 222V223H8ZM12 222V223H11ZM20 222V224L18 223ZM24 222V223H23ZM29 222H32V223H29ZM37 222V223H36ZM48 222V223H47ZM59 222V223H58ZM90 222V223H89ZM254 222L257 224H254ZM5 223V225H4ZM6 223L8 225H6ZM11 223V225H10ZM18 223V224H17ZM42 223H44L42 225ZM162 223V224H161ZM168 223V224H166ZM177 223L178 225V228L176 227L177 225H175ZM188 223V224H187ZM198 223V225H197ZM223 223V224H222ZM227 225H226V224ZM232 223V224H231ZM240 223V224H239ZM244 223V224H243ZM252 223V224H251ZM263 223V225H262ZM2 224V225H1ZM14 224V225H13ZM37 225L36 227V230H35V226ZM60 224V225H59ZM85 224V225H84ZM171 224V225H170ZM180 224H182L181 226V229L179 230V226ZM203 225L202 228L201 226L198 227L199 225ZM205 224V225H204ZM208 224V226H207ZM220 224V225H219ZM246 224V225H245ZM22 225V226H21ZM42 225V226H41ZM118 226L117 228H115V226ZM173 225V227H172ZM184 225V226H183ZM189 225V226H188ZM192 225V227H191ZM195 225V226H194ZM215 225V226H213ZM218 227H217V226ZM222 225V226H221ZM226 225V226H225ZM230 225V226H229ZM240 225V226H239ZM255 225V226H254ZM45 226L48 228H45ZM53 226V229H50L51 227ZM69 226V227H68ZM130 226V227H129ZM158 226V227H156ZM170 226V228H168ZM189 227L186 228V227ZM240 228H239V227ZM243 228H242V227ZM24 227V228H23ZM27 227V228H26ZM30 227V228H29ZM39 227V228H38ZM42 227V228H41ZM44 227V228H43ZM59 227V228H58ZM61 227V228H60ZM112 227V228H111ZM132 227V228H131ZM156 227V228H155ZM161 227V228H160ZM194 227V228H193ZM205 227V228H204ZM225 227V228H224ZM238 229H237V228ZM258 227V228H257ZM4 228V229H3ZM9 228V229H8ZM41 228V229H40ZM57 228V229H56ZM159 228V229H158ZM168 228V229H167ZM184 232H183V230ZM192 228V230L190 229ZM209 228V229H208ZM214 230H213V229ZM223 228V229H222ZM228 231H227V229ZM245 228V229H244ZM2 229V230H1ZM30 229V230H29ZM117 229V231L115 232V230ZM158 229V231L156 230ZM174 229V231H173ZM187 231H186V230ZM196 229V231L194 230ZM211 229V231H210ZM233 229V231L231 230ZM241 229V230H240ZM247 231H242V230H246ZM252 229H255L253 231H250ZM13 230V231H12ZM35 230V231H34ZM92 230V232H91ZM160 230V231H159ZM170 230V231H169ZM201 231V232H197V231ZM218 230L219 232L221 230V234L217 231ZM236 230V231H235ZM12 231V232H11ZM23 231V232H22ZM34 233H33V232ZM39 231L42 233L39 235ZM46 233H43L45 232ZM57 233V234H55ZM126 231V232H125ZM165 231V232H164ZM168 231V232H167ZM180 231V232H179ZM189 231V233H188ZM205 231V232H204ZM214 231V232H213ZM228 233H227V232ZM232 231V232H231ZM258 233H256V232ZM19 232V233H18ZM22 232V233H21ZM32 232V233H31ZM38 232V234H36ZM115 232V233H114ZM176 232V233H175ZM179 232V233H178ZM195 232V233H194ZM213 232V233H212ZM225 232V233H224ZM245 232H247V236H245ZM263 232V233H262ZM13 233V234H12ZM15 233V234H14ZM50 233V234H49ZM54 235H53V234ZM92 233V234H91ZM165 233V234H164ZM168 233H171V234H168ZM191 233V235H190ZM194 235H193V234ZM215 233V234H214ZM224 233V234H222ZM233 233V234H232ZM239 233V234H238ZM255 233V235H254ZM260 233V234H259ZM17 234H20L17 236ZM24 234V235H23ZM43 234V235H42ZM46 234V236H45ZM51 236H49V235ZM164 234L165 236V239L164 237L162 236ZM173 234H175L173 236ZM182 234V235H181ZM199 234V235H198ZM219 234V235H218ZM228 236H227V235ZM231 234V235H230ZM237 234V235H235ZM242 234V236H241ZM251 234V235H250ZM254 236H253V235ZM26 235V237H25ZM38 235V236H37ZM185 235V236H184ZM201 235V236H200ZM209 235V237H207ZM239 235V236H238ZM244 235V236H243ZM257 235V236H256ZM31 236V237H30ZM53 236V237H52ZM71 236V237H70ZM88 236V237H87ZM96 236V237H95ZM162 236V237H161ZM172 238H170V237ZM187 236V237H186ZM214 236V237H213ZM218 239H216L215 238ZM230 236V237H229ZM231 236H237V237H233V239H231ZM255 236L257 237V240L260 242H258L255 238ZM263 238H261V237ZM18 237V238H17ZM34 237V238H33ZM39 239H38V238ZM63 237L65 239H63ZM156 239H155V238ZM182 237V238H181ZM191 239L190 241L189 238ZM199 237V238H197ZM204 237V238H203ZM219 237V238H218ZM244 237V238H243ZM29 238V239H28ZM42 238V239H41ZM84 238V239H83ZM91 238V239H90ZM95 238V242L93 241V239ZM159 238V239H158ZM162 240H161V239ZM168 238V239H167ZM184 238V239H183ZM195 243H194V241ZM212 238V239H211ZM228 238V239H227ZM240 238V239H239ZM250 239L248 242H246V239ZM6 239V240H5ZM11 239H13L12 241H10ZM19 239V241H18ZM47 239H50V240H47ZM53 239V240H51ZM56 239V240H55ZM86 239V240H85ZM99 239V240H98ZM175 239V240H173ZM186 239V240H185ZM208 239V240H207ZM210 239V240H209ZM220 239V240H219ZM230 239V240H229ZM257 241H255V240ZM16 242H15V241ZM38 243H36V241ZM58 240V241H57ZM61 240V241H60ZM81 240V241H80ZM152 240V241H151ZM156 240V241H155ZM159 240V242L157 241ZM170 240V241H168ZM205 240V241H203ZM212 240H215V241H212ZM233 240V241H232ZM238 240V241H237ZM240 240V244H238ZM253 240V241H252ZM8 241V242H6ZM43 241V242H42ZM48 241H51L48 242ZM80 241V242H79ZM90 241V242H89ZM93 241V242H91ZM165 241L168 243H165ZM187 241V242H185ZM197 241V242H196ZM209 241V242H208ZM220 241V242H219ZM225 241V242H224ZM235 241V242H234ZM14 242V243H13ZM28 242V243H27ZM42 242V243H41ZM47 242V243H46ZM57 242V243H56ZM64 242V243H63ZM71 242V243H70ZM173 242V243H172ZM180 242L179 246H178V243ZM182 242V243H181ZM184 242V243H183ZM191 244H190V243ZM204 242V243H202ZM211 242H212V246H211ZM218 242V244H217ZM227 242V243H226ZM229 242V243H228ZM7 243V244H6ZM25 243V244H24ZM41 243V244H40ZM46 243V244H45ZM49 243V244H48ZM53 243V244H52ZM56 243V244H55ZM70 243V244H69ZM95 243V244H94ZM149 243V244H148ZM171 243V244H170ZM189 243V244H188ZM194 243V245H193ZM200 243H202L201 245H199ZM209 243V244H207ZM214 243V244H213ZM222 243V244H221ZM233 243V244H232ZM242 243V244H241ZM248 243V244H247ZM259 243V244H258ZM9 244V245H8ZM19 244V245H18ZM23 244H24V248L23 247ZM45 244V245H43ZM59 244V245H58ZM67 244V246L65 245ZM83 244V245H82ZM153 246H151V245ZM175 246H174V245ZM188 244V245H187ZM199 246H198V245ZM207 244V245H206ZM227 244V245H226ZM251 244V245H250ZM253 244V245H252ZM255 244V246H254ZM16 245V246H15ZM48 245H50V248L49 246L47 247ZM69 245V246H68ZM109 245V246H108ZM133 247H132V246ZM171 245V246H170ZM177 245V246H176ZM214 245L216 248H214ZM224 245V246H223ZM226 245V247H225ZM240 247H239V246ZM249 245V246H248ZM31 246L36 247V248H32ZM39 246V247H38ZM44 246V247H43ZM55 246V247H54ZM92 246V247H91ZM137 246V247H136ZM141 246V247H140ZM151 246V247H149ZM168 246V247H167ZM185 246V247H184ZM190 246V247H189ZM192 246H194V248L192 249ZM202 248H201V247ZM209 246V247H208ZM238 246V248H237ZM262 246V247H261ZM53 247V248H52ZM58 247V248H57ZM85 247V248H84ZM98 247V248H96ZM131 247V248H130ZM151 248V250H149V248ZM161 248V251L159 248ZM165 247V248H164ZM171 247V248H170ZM180 247V248H179ZM196 247V248H195ZM207 247V248H206ZM214 249H212V248ZM256 247V248H255ZM7 248V249H6ZM8 248H9V251H8ZM13 248H15V251L13 250ZM27 248V249H26ZM32 248V249H31ZM81 248V249H80ZM107 248V249H105ZM115 248V250H114ZM117 248V249H116ZM155 248V250L153 249ZM191 250H190V249ZM204 248H206V253H204L205 251L203 250ZM219 248V250H217ZM233 248V249H232ZM247 248V249H246ZM30 249V250H28ZM38 249V250H37ZM41 249V250H40ZM45 249V250H44ZM48 249V251H47ZM52 249V250H51ZM64 249V250H63ZM86 249V251L84 252V250ZM96 249V250H95ZM104 249V250H103ZM165 249V250H164ZM170 249V250H169ZM175 250V253H174V250ZM177 249V250H176ZM188 249V250H187ZM201 251H199V250ZM223 251H222V250ZM227 249V250H226ZM229 249V251H228ZM237 251H236V250ZM239 249V250H238ZM249 249V250H248ZM260 252H259V250ZM11 250V251H10ZM13 250V251H12ZM18 250V251H17ZM35 250V251H34ZM61 250V251H60ZM62 250H63V253H62ZM98 250H99V253H98ZM183 250V251H182ZM196 250V251H195ZM208 250V251H207ZM217 250V251H215ZM234 251L231 252V251ZM255 250V251H254ZM7 251V252H6ZM20 251H24L22 252V254L20 253ZM43 251V252H42ZM51 251V252H50ZM60 251V253L57 252ZM68 254H65L66 252ZM81 251H82V254H81ZM102 251V252H101ZM106 251V252H105ZM115 251V252H114ZM124 251V252H123ZM152 253H151V252ZM155 251V252H154ZM168 251V252H167ZM190 253H189V252ZM199 251V252H198ZM203 251V252H202ZM220 251V253L218 252ZM223 254H222V252ZM241 251V252H240ZM245 251V252H244ZM253 255H252V253ZM258 251V252H257ZM10 252V253H9ZM13 255H18L17 256H13ZM29 252V253H28ZM32 252H36L35 254L32 253ZM46 252V253H45ZM56 252V253H55ZM65 252V253H64ZM96 252V253H94ZM114 252V253H113ZM150 252V254H149ZM161 252V254L159 253ZM171 252V254H170ZM173 252V253H172ZM177 252V253H176ZM186 252V253H184ZM198 252V253H197ZM262 252V253H261ZM15 253V254H14ZM32 253V255H31ZM51 253V255H50ZM55 253V254H54ZM62 253V254H61ZM100 255L101 253V256H99L98 254ZM107 253H109L107 255ZM111 253V254H110ZM117 253V254H116ZM155 253V254H154ZM159 255H158V254ZM165 253V254H163ZM167 253V255H166ZM201 254V256H198V254ZM203 253V255H202ZM219 253V254H218ZM227 253V254H226ZM230 253V254H229ZM249 255H246L248 254ZM256 253V254H254ZM258 253V254H257ZM260 253V254H259ZM11 254V256H10ZM54 254V256L52 255ZM63 254H65V257L68 259H70V261L68 259H66L65 257H63ZM88 254V255H86ZM115 255V257H113V255ZM149 254V255H148ZM154 254V256H153ZM185 254V255H184ZM187 254V255H186ZM192 256H191V255ZM205 254V255H204ZM215 254V255H214ZM31 255V256H30ZM34 255V256H33ZM56 255V256H55ZM93 255V256H92ZM96 255V256H95ZM110 256L109 260L108 257L105 258L106 256ZM161 255V256H160ZM163 255V257H162ZM179 255V256H178ZM184 255V256H183ZM211 255V256H210ZM228 255V256H227ZM258 255V257H257ZM260 255V257H259ZM6 258H5V257ZM8 256V257H7ZM28 258H27V257ZM29 256L31 258H29ZM40 256V257H39ZM81 256V257H80ZM118 256V257H117ZM125 256V257H124ZM160 256V257H159ZM174 256V257H173ZM176 256V257H175ZM183 256V257H181ZM187 256V257H186ZM192 258H191V257ZM207 256V257H205ZM219 258H218V257ZM246 256V257H245ZM263 256V257H261ZM25 257V258H24ZM49 257V258H47ZM60 257V259H63L62 262H60L61 260L58 259ZM63 257V258H62ZM99 257V259H98ZM105 259H104V258ZM129 257V258H128ZM156 257V258H155ZM170 257V259L168 258ZM173 257V258H172ZM181 257V259H180ZM185 257V258H184ZM200 257V258H199ZM202 257H205V258H202ZM213 257V258H212ZM222 257V258H221ZM226 257V260H224V258ZM229 257V258H228ZM231 257V258H230ZM233 257V258H232ZM238 257V258H237ZM255 257V258H254ZM15 258V260H14ZM40 258V259H39ZM58 260H56V259ZM73 258V259H71ZM76 258V259H75ZM86 258V259H85ZM112 258V259H111ZM123 258V260H122ZM151 258V259H150ZM163 258V259H162ZM168 258V260H167ZM191 258V259H190ZM195 258V259H194ZM199 258V259H198ZM210 258V260H209ZM220 260L218 261V263L216 262L217 259ZM250 258V259H249ZM258 258V259H257ZM32 259V260H31ZM44 262H43V260ZM83 259V260H82ZM96 263H95V261ZM108 259V260H107ZM114 259V260H113ZM116 259H119L117 260L116 262ZM153 259V260H152ZM204 260V261H200V260ZM212 259V260H211ZM228 259V260H227ZM232 259H234L232 261ZM237 259V260H235ZM241 259V260H240ZM257 259V260H256ZM260 259L262 260L263 259V263L260 261ZM18 260V262H17ZM40 260V261H39ZM72 260V262H71ZM77 260V262H76ZM92 260V261H91ZM140 260V261H139ZM181 262H180V261ZM188 260V261H187ZM192 260V261H191ZM222 260V261H221ZM231 260V261H230ZM253 260H255L254 262H252ZM32 261V262H30ZM46 261V262H45ZM101 261V262H100ZM110 263H109V262ZM119 261V262H118ZM150 261V262H149ZM159 263H158V262ZM166 261V263H164ZM172 263H171V262ZM175 261V262H174ZM185 261V262H183ZM209 261V262H208ZM235 261V262H234ZM29 262V263H28ZM40 262V263H39ZM47 262H50V263H47ZM93 262V263H92ZM99 262V263H98ZM189 262V263H188ZM199 262V263H197ZM213 262V263H212ZM215 262V263H214Z\"/></svg>",
  "mask_w": 264,
  "mask_h": 264
},
{
  "label": "bare ground",
  "instance_id": "obj_2",
  "mask_svg": "<svg viewBox=\"0 0 264 264\" xmlns=\"http://www.w3.org/2000/svg\"><path fill=\"white\" fill-rule=\"evenodd\" d=\"M0 1H1V0H0ZM3 1H4V0H3ZM38 1H40V0H38ZM38 1H37V2H38ZM64 1H65V0H64ZM64 1H63V4H64ZM74 1H76V0H74ZM122 1H123V2H122V5H123V6H122V5H120V6H122L123 8H125L124 5H125V4H128V3H129V0H122ZM149 1H150V0H149ZM149 1H148V2H149ZM168 1H169V0H168ZM179 1H180V0H179ZM193 1H194V0H193ZM199 1H200V0H199ZM207 1H208V0H207ZM216 1H217V0H216ZM249 1H250V0H249ZM253 1H255V0H253ZM42 2H44V1H42ZM66 2H67V1H66ZM71 2H72V1H71ZM96 2H97L98 4H100V6H103V4H105L106 0H96ZM109 2H110V0H109ZM112 2L114 3V1H112ZM116 2H117V1H116ZM136 2H137V3H138V2H141L142 4H144V2H142L141 0H140V1H139V0H136ZM136 2H135V3H136ZM157 2H158V1H157ZM190 2H191V0H190ZM220 2H221V1H220ZM231 2H232V0H231ZM231 2H230V3H231ZM236 2H237V1H236ZM243 2H244V1H243ZM247 2H248V1H247ZM251 2H252V1H251ZM260 2H261V1H260ZM260 2H259V3H260ZM32 3H33V1H32V0H29V3H26V4L31 5ZM59 3H60V2H59ZM68 3L71 4L69 1H68ZM68 3H66V5H67ZM81 3H82V2H81ZM85 3H86V2H85ZM87 3H88V2H87ZM117 3H118V2H117ZM117 3H114V4H117ZM149 3H150V2H149ZM153 3H154V2H153ZM159 3H160V2H159ZM228 3H229V1H228ZM241 3H242V2H241ZM253 3H254V2H253ZM255 3H256V1H255ZM257 3H258V1H257ZM257 3H256V4H257ZM5 4H6L5 6H7V3H5ZM56 4H57V3H56ZM61 4H62V2H61ZM90 4H91V3H90ZM92 4H93V2H92ZM108 4H109V3H108ZM110 4H111V2H110ZM147 4H148V3H147ZM155 4L159 5L158 3H155ZM179 4H180V3H179ZM182 4H183V2H182ZM185 4H186V3H185ZM217 4H218V3H217ZM222 4H223V2H222ZM231 4H232V3H231ZM243 4H245V3H243ZM263 4H264V3H263ZM11 5H12V4H11ZM83 5H84V4H83ZM83 5H82V7H83ZM85 5H86V4H85ZM88 5H89V4H88ZM112 5H113V4H112ZM112 5L109 6V7L112 8V7L114 6V5H113V6H112ZM161 5H164V4L161 3ZM161 5H159V6L161 7ZM189 5H190V4H189ZM201 5H202V4H201ZM213 5H214V4H213ZM226 5H227V4H226ZM251 5H252V3H251ZM5 6H4V7H5ZM57 6H59V5H57ZM63 6H64V5H63ZM68 6H69V5H68ZM68 6H67V7H68ZM116 6H117V5H115L114 7H116ZM120 6H119V7H120ZM137 6H139V7L141 6V7H142V5H138V4H137ZM143 6H144V5H143ZM150 6H151V5H150ZM184 6H185V5H184ZM199 6H200V5H199ZM208 6H209V5H208ZM211 6H212V5H211ZM222 6H223V5H222ZM228 6H229V4H228ZM244 6H245V5H244ZM246 6H247V5H246ZM253 6H254V5H252V7H253ZM258 6H259V5H258ZM82 7H81V8H82ZM109 7H108V8H109ZM151 7H152V6H151ZM154 7H155V5H154ZM202 7H203V6H202ZM242 7H243V6H242ZM247 7H248V6H247ZM262 7H263V6H262ZM262 7H261V8H262ZM6 8H8V7H6ZM6 8H5V9H6ZM63 8H65V7H62L61 9H63ZM70 8H71V6H70ZM76 8H77V7H76ZM142 8L144 9L145 7H142ZM156 8H157V6H156ZM162 8H164V7H162ZM167 8H168L167 10H169V7H167ZM175 8H176V7H175ZM175 8H174V9H175ZM194 8H195V7H194ZM200 8H201V7H200ZM204 8H205V7H204ZM209 8H210V6H209ZM215 8H216V7H215ZM215 8L213 7V9H215ZM218 8H220V7H218ZM222 8H223V7H222ZM234 8H237V7L234 6ZM245 8H246V7H245ZM253 8L255 9V7H253ZM258 8H259V7H258ZM0 9H2V8L0 7ZM3 9H4V8H3ZM3 9H2V10H3ZM5 9H4V10H5ZM8 9H9V8H8ZM68 9H69V7H68ZM73 9H74V8H73ZM79 9H80V7H78L77 10H79ZM95 9H96V7H95ZM97 9H98V8H97ZM103 9H104V8H103ZM112 9H114V8H112ZM115 9H118V8H115ZM120 9H121V8H119L118 10H120ZM129 9H130V8H129ZM132 9H133V8H131V10H132ZM143 9H142V10H143ZM151 9H153V8H151ZM157 9H158V8H157ZM183 9H184V8H183ZM201 9H202V8H201ZM205 9H206V8H205ZM237 9H238V8H237ZM243 9H244V8H243ZM9 10H10V9H9ZM63 10H64V9H63ZM63 10H62V11H63ZM75 10H76V9H75ZM88 10H89V9H88ZM98 10H99V9H98ZM100 10H101V9H100ZM106 10H107V9H106ZM127 10H128V9H127ZM145 10H146V9H145ZM147 10H148V9H147ZM163 10H164V9H163ZM167 10H166V11H167ZM177 10H178V9H177ZM186 10H187V9H186ZM188 10H189V9H188ZM194 10H195V9H194ZM196 10H197V9H196ZM216 10H217V9H216ZM219 10H220V9H219ZM223 10H224V9H223ZM225 10H226V9H225ZM232 10H233V9H232ZM241 10H242V9H241ZM246 10H247V9H246ZM6 11H7V9H6ZM6 11H5V12H6ZM26 11H27V12L30 11L29 7L26 9ZM59 11H60V10H59ZM68 11H69V10H68ZM72 11H73V10H72ZM90 11H92V10H89V12H90ZM101 11H103V10H101ZM109 11H110V10H109ZM109 11H108V12H109ZM121 11H122V9L120 10V12H121ZM132 11H133V10H132ZM134 11H135V9H134ZM134 11H133V12H134ZM136 11H137V9H136ZM152 11H153V10H152ZM166 11H165V12H166ZM172 11H173V10H170V12H172ZM174 11H175V10H174ZM174 11H173V12H174ZM209 11H211V10H209ZM212 11H213V10H212ZM257 11H258V10H257ZM257 11L255 10V12H257ZM259 11H260V10H259ZM1 12H3V11H1ZM7 12H8V11H7ZM69 12H70V11H69ZM73 12H74V11H73ZM78 12H79V11H78ZM94 12H95V11H94ZM94 12H93V13H94ZM111 12H112V11H111ZM117 12H118V11H117ZM120 12H119V13H120ZM123 12H127L126 9H125V11H123ZM137 12H138V11H137ZM146 12H147V11H146ZM160 12H161V10H160ZM179 12H181V11H179ZM193 12H194V11H193ZM198 12H199V11H198ZM214 12H215V11H214ZM222 12H223V11H222ZM235 12H236V11H235ZM244 12H245V10H244ZM247 12H248V11H247ZM250 12H251V11H250ZM263 12H264V11H263ZM70 13H72V12H70ZM70 13H69V14H70ZM75 13H76V12H75ZM91 13H92V12H91ZM114 13L117 15L116 12H114ZM121 13H122V12H121ZM131 13H132V12L130 11V16H128L129 18L131 17ZM152 13H154V12H152ZM158 13H159V12H158ZM158 13H157V14H158ZM161 13H162V12H161ZM161 13H159L160 16H161V15L163 16V14H161ZM166 13H167V12H166ZM166 13H165V15H167ZM195 13H196V12H195ZM229 13H230V12H229ZM229 13H228L227 15H229ZM239 13H240V12H239ZM245 13H246V12H245ZM7 14H8V13H7ZM29 14H30V13H29ZM53 14H54V13H53ZM76 14H77V13H76ZM95 14H96L97 16L100 15V14H98V12H96ZM95 14H94V15H95ZM102 14H104V13H102ZM106 14H107V12H106ZM109 14H110V13H109ZM115 14H114V16H115ZM123 14H124V13H123ZM125 14H126V13H125ZM127 14H128V13H127ZM133 14H134V13H133ZM149 14H150V13H149ZM155 14H156V12H155ZM159 14H158V15H159ZM173 14L175 15V13H173ZM177 14H178V12H177ZM181 14H183V13L181 12ZM223 14H226V13L223 12ZM233 14L235 15V13H233ZM251 14H252V13H251ZM258 14H259V13H258ZM62 15H63V14H62ZM74 15H75V14H74ZM77 15H78V14H77ZM88 15H89L88 13H87V15H85V18H86V19H87L86 16H88ZM91 15H92V14H90V16H91ZM118 15H119V14H118ZM120 15H121V14H120ZM128 15H129V14H128ZM134 15H135V14H134ZM142 15H144V13H143ZM145 15H146V13H145ZM145 15H144V16H145ZM174 15H173V16H174ZM198 15H199V14H198ZM205 15H206V14H205ZM213 15H214V14H213ZM236 15H237V14H236ZM242 15H244V14H242ZM249 15H250V13H249ZM254 15H255V14H254ZM8 16H9V15H8ZM72 16H73V15H72ZM114 16H113V17H114ZM124 16H125V15H124ZM137 16H138V15H137ZM137 16H136V17H137ZM148 16H149V15H148ZM179 16H180V15H179ZM200 16H201V15H199V17H200ZM202 16H203V14H202ZM209 16H211V15H209ZM237 16H238V15H237ZM244 16H246V15H244ZM2 17H3V16H2ZM2 17H1V18H2ZM4 17H6L5 14H4ZM64 17H65V14H64ZM70 17H71V14H70ZM75 17H76V16H75ZM111 17H112V16H111ZM122 17H123V15H122ZM126 17H127V16H126ZM133 17H135V16H133ZM138 17H139V16H138ZM140 17H141V16H140ZM140 17H139V18H140ZM146 17H147V16H146ZM152 17H153V16H152ZM155 17H156V15H155ZM155 17H153L152 19H154ZM157 17H158V16H157ZM170 17H171V16H170ZM193 17H194V16H193ZM207 17H208V16H207ZM207 17H206V18H207ZM223 17H224V16H223ZM228 17H229V16H228ZM241 17H242V16H241ZM247 17H248V16H247ZM259 17L261 18V16H259ZM263 17H264V15H263ZM263 17H262V18H263ZM22 18H23V17H22ZM39 18H40V17H39ZM51 18H52V17H51ZM65 18H66V17H65ZM68 18H69V16H68ZM83 18H84V17H82V19H83ZM144 18H145V17H144ZM158 18H159V17H158ZM176 18H177V16H176ZM180 18H181V17H180ZM195 18H196V17H195ZM219 18H220V16H219ZM231 18H233V17H231ZM249 18H250V17H249ZM252 18L254 19L253 15H252ZM252 18H251V19H252ZM256 18H257V16H256ZM262 18H261V19H262ZM5 19H6V18H5ZM47 19H48V18H47ZM76 19H77V18H76ZM78 19H80V18L78 17ZM112 19H114V18H112ZM117 19H119V18H117ZM117 19H116V20H117ZM121 19H122V18H121ZM125 19H126V18H125ZM134 19H135V18H134ZM142 19H143V18H142ZM147 19H148V18H147ZM161 19H164V18L162 17ZM169 19H170V18H169ZM177 19H178V18H177ZM202 19H203V18H202ZM202 19H201V20H202ZM210 19H211V18H210ZM228 19H229V18H228ZM234 19H235V17H234ZM234 19H233V20H234ZM241 19H243V18H241ZM245 19H246V18H245ZM245 19H244V20H245ZM251 19H250V20H251ZM253 19H252V20H253ZM42 20H43V19H42ZM48 20H49V19H48ZM84 20H85V19H84ZM89 20H90V19H89ZM92 20H93V19H92ZM130 20H131V19H130ZM159 20H160V18H159L158 20H156V21H159ZM179 20H180V19H179ZM197 20H198V19H197ZM201 20H200V21H201ZM204 20H205V19H204ZM215 20H216V18H215ZM215 20H214V21H215ZM222 20H224V19H222ZM229 20H230V19H229ZM233 20H232V22H233ZM239 20H240V19H239ZM247 20H248V19H247ZM250 20H249V21H250ZM259 20H260V19H259ZM263 20H264V19H263ZM4 21H5V20H4ZM37 21L39 22V20H37ZM37 21H35V23H37ZM43 21H44V20H43ZM63 21H64V20H63ZM112 21H114V20H112ZM112 21H111V22H112ZM120 21H121V20H119V22H120ZM135 21H136V20H135ZM135 21H134V22H135ZM139 21H140V20H139ZM145 21H146V20H145ZM148 21H150V19H149ZM152 21H153V20H152ZM163 21H164V20H163ZM184 21H185V20H184ZM189 21H190V20H189ZM189 21H188V22H189ZM211 21H212V20H211ZM235 21H236V20H235ZM253 21H254V20H253ZM8 22H9V21H8ZM40 22H41V20H40ZM44 22H46V21H44ZM78 22H79V21H78ZM92 22H93V21L89 22L90 24H89V23H88V24L92 26V24H91ZM100 22H101V21H100ZM127 22H129V21L127 20ZM146 22H147V21H146ZM159 22H160V21H159ZM159 22L155 23V21H154L155 24L152 23V22H150V23H152V25H151V29H148V30H150V34H151V36H153V38H154V40H153L154 45H156V44L158 45L159 43H160V44H166V43H169V42H170V41H168V38H169L170 34H169L167 31H165V29H164L165 27H163V24H162V23H161V24H162V26H161V24H160ZM164 22H165V21H164ZM168 22H169V21H168ZM220 22H221V20H220ZM237 22H238V21H237ZM241 22H242V21H241ZM243 22H244V21H243ZM246 22H247V21H246ZM257 22H258V21H257ZM31 23H32V22H31ZM35 23H34V24H35ZM42 23H43V22H42ZM47 23H49V21H48ZM54 23H55V22H53V24H54ZM59 23H60V22H58V23H56V24H59ZM61 23H63V22H61ZM74 23H75V22H74ZM80 23H82V22L80 21ZM106 23H108V22H106ZM123 23H124V22H123ZM125 23H126V22H125ZM135 23L137 24V22H135ZM135 23H134V25H135ZM140 23H141V22H140ZM171 23H172V22H171ZM171 23H170V24H171ZM174 23H175V22H174ZM179 23H180V22H179ZM183 23H184V22H183ZM191 23H192V22H190V24H191ZM196 23H198V22L196 21ZM204 23H205V22H204ZM210 23H211V22H210ZM212 23L214 24V22H212ZM224 23H225V22H224ZM239 23H240V22H239ZM253 23H254V22H253ZM19 24L21 25V23H19ZM29 24H30V22H29ZM34 24H33V25H34ZM37 24H38V23H37ZM49 24H51V23H49ZM63 24H64V23H63ZM116 24H117V23H116ZM172 24H173V23H172ZM180 24H181V23H180ZM198 24H199V23H198ZM207 24H208V23H207ZM225 24H226V23H225ZM230 24H231V23H230ZM242 24H243V23H242ZM247 24H248V23H247ZM258 24L261 26L260 23H258ZM262 24H263V23H262ZM31 25H32V24H31ZM40 25H41V24H40ZM43 25L45 26L46 24H43ZM47 25H48V24H47ZM54 25H55V24H54ZM59 25H60V24H59ZM65 25H66V24H65ZM77 25H78V24H77ZM82 25H83V24H82ZM114 25H115V24H114ZM114 25H113V26H114ZM120 25H122V24H120ZM128 25H129V24H128ZM132 25H133V24H131V26H132ZM164 25H166V24H164ZM177 25H178V24H177ZM181 25H182V24H181ZM188 25H189V23H188ZM193 25H194V24H193ZM193 25H192V26H193ZM208 25H209V24H208ZM223 25H224V24H223ZM228 25H229V24H228ZM237 25H238V24H237ZM237 25H236V26H237ZM255 25H256V24H255ZM263 25H264V24H263ZM35 26H36V24H35ZM35 26H34V27H35ZM49 26H50V25H49ZM51 26H52V25H51ZM55 26H56V25H55ZM62 26H64V25H62ZM62 26H61V27H62ZM75 26H76V24H75ZM79 26H81V25H79ZM103 26H104V25H103ZM105 26L107 27V25H105ZM117 26H118V24H117ZM131 26H130V27H131ZM140 26L142 27L141 24H140ZM144 26H145V25H144ZM144 26H143V27H144ZM171 26H172V25H171ZM171 26H170V27H171ZM186 26H187V25H186ZM190 26H191V25H190ZM192 26H191V28H193ZM204 26H205V25H204ZM243 26H244V25H243ZM250 26H252L251 23H250ZM30 27H31V26H30ZM38 27H39V26H38ZM38 27L36 26L37 29H38ZM42 27H43V26H42ZM42 27L40 26V29H42ZM45 27H46V26H45ZM66 27H67V25H66ZM86 27H88V26L86 25ZM109 27H110V26H109ZM118 27H120V26H118ZM124 27H127V26H125V24H124ZM130 27H129V28H130ZM135 27H136V26H135ZM143 27H142V28H143ZM145 27H147V26H145ZM145 27H144V28H145ZM168 27H169V26H168ZM174 27H175V26H174ZM187 27H188V26H187ZM210 27H211V26H210ZM210 27H208V28H210ZM217 27H218V26H217ZM228 27H229V26H228ZM244 27H245V26H244ZM262 27H263V26H262ZM27 28H28V27H27ZM32 28H33V27H31V29H32ZM50 28H52V27H50ZM56 28H57V27H56ZM82 28H83V27H82ZM97 28H98V27H97ZM104 28H105V27H104ZM104 28H102V30H103ZM112 28H114V27H112ZM112 28H111V29H112ZM121 28H122V27H120V30H121L122 33H123V29H121ZM131 28H132V27H131ZM138 28H139V27H138ZM142 28H140V29L142 30ZM147 28H148V27H147ZM147 28H146L145 31L149 32V31L147 30ZM149 28H150V27H149ZM215 28H216V27H215ZM215 28H214V29H215ZM221 28H223V27H221ZM246 28H247V27H246ZM256 28H257V25H256ZM28 29H29V28H28ZM33 29H34V28H33ZM33 29H32V31H34ZM40 29H39L38 31H40ZM44 29H45V28H44ZM47 29H48V26H47ZM62 29H63V27H62ZM62 29H60V30H61L60 33H59L60 35H61V32H62ZM64 29H65V28H64ZM66 29H68V28H66ZM78 29H79V28H78ZM80 29H81V28H80ZM88 29H89V28H88ZM93 29L96 30L95 27H94ZM106 29H107V28H106ZM109 29H110V28H109ZM114 29H116V28H114ZM127 29H128V28H127ZM136 29H137V28H136ZM140 29H139V30H140ZM166 29H167V28H166ZM170 29H171V28H170ZM170 29H169V30H170ZM189 29H190V28H189ZM225 29H228V28H225ZM232 29H233V28H232ZM250 29H252V27H250ZM263 29H264V27H263ZM51 30H54V31H55V29H51ZM68 30H70V27H69ZM100 30H101V28H100ZM124 30H125V28H124ZM171 30H173V29H171ZM192 30H193V29H192ZM208 30H209V29H208ZM208 30H207V31H208ZM236 30H237V29H236ZM254 30H255V26H254L253 31H254ZM258 30H259V28H258ZM20 31H21V30H20ZM23 31H24V30H23ZM28 31L31 32L30 30H28ZM81 31H82V30H81ZM86 31H87V30H86ZM88 31H89V30H88ZM97 31H98V30H97ZM103 31H104V30H103ZM110 31H111V30H110ZM117 31H118V30H117ZM194 31H196V30H194ZM199 31H200V30H199ZM205 31H206V28H205ZM205 31H204V32H205ZM207 31H206V32H207ZM215 31H216V30H215ZM219 31H221V30H219ZM233 31H234V30H233ZM17 32H19V31H17ZM25 32H26V31H25ZM25 32H24V33H25ZM34 32H36V31H34ZM42 32H43V31H42ZM56 32H58V31H56ZM68 32H69V31H68ZM82 32H83V31H82ZM92 32H93V31H92ZM104 32H105V31H104ZM128 32H129V30H128ZM132 32H133V30H132ZM139 32H140V34L142 33L141 31H139ZM143 32H144V31H143ZM172 32H173V31H172ZM257 32H258V31H257ZM259 32H260V31H259ZM43 33H44V32H43ZM50 33H51V32H50ZM52 33H53V32H52ZM72 33H73V32L71 31V35H72ZM80 33H81V32H80ZM83 33H85V31H84ZM137 33H138V31H137ZM191 33H192V32H191ZM194 33H195V32H194ZM201 33H202V32H201ZM208 33H209V32H208ZM228 33H229V32H227V34H228ZM232 33H233V32H232ZM232 33H231V34H232ZM234 33H235V32H234ZM251 33L253 34V32H251ZM261 33H262V32H261ZM17 34H18V33H17ZM25 34H27V33H25ZM35 34H37V33H35ZM40 34H41V33H40ZM40 34H39V35H40ZM47 34H48V32H47ZM54 34H55V32H54ZM54 34H52V35L54 36ZM90 34H91V33H90ZM102 34H103V32H102ZM104 34H105V33H104ZM125 34H126V33H125ZM134 34H136V33L134 32ZM145 34H146V33H145ZM188 34H189V32H188ZM188 34H187V35H188ZM197 34H200V33H197ZM215 34H216V33H215ZM221 34H222V32H221ZM229 34H230V33H229ZM235 34H236V33H235ZM12 35H13V34H12ZM18 35H19V34H18ZM31 35H32V34H31ZM33 35H34V34H33ZM43 35H44V34H43ZM74 35H75V34H74ZM74 35H73L74 38H75V36H76V37L79 36V34H78V35H75V36H74ZM81 35H82V34H81ZM94 35H95V33H94ZM97 35H98V33H97ZM141 35H142V34H141ZM174 35H175V34H174ZM184 35H185V34H184ZM206 35H208V34H206ZM211 35H212V34H211ZM224 35H226V34H224ZM224 35H223V36H224ZM256 35H257V34H256ZM21 36H22V35H21ZM35 36H36V35H35ZM44 36H45V35H44ZM44 36H43V37H44ZM61 36H62V35H61ZM63 36H64V35H63ZM63 36H62V37H63ZM90 36H91V35H90ZM103 36H104V35H103ZM146 36H147V35H146ZM146 36H145V39H147ZM160 36H161V37H160ZM192 36H193V34H192ZM203 36H204V37H200V38H205V35H204V34H203ZM208 36H209V35H208ZM215 36H216V35H215ZM221 36H222V35H221ZM232 36H233V35H232ZM232 36H231V37H232ZM236 36H237V35H236ZM242 36H243V35H241V37H242ZM245 36H247V35H244L243 37H245ZM254 36H255V34H254ZM10 37H11V36H10ZM18 37H19V36H18ZM23 37H24V36H23ZM43 37H41V40H42ZM45 37H46V36H45ZM48 37H50V36H48ZM55 37H56V35H55ZM95 37H97V36L95 35ZM138 37H139V36H138ZM140 37H141V36H140ZM184 37H185V36H184ZM186 37H187V36H186ZM189 37H190V36H189ZM189 37H188V38H189ZM193 37H195V36H193ZM206 37H207V36H206ZM216 37L218 38V36H216ZM233 37H234V36H233ZM241 37H240V38H241ZM263 37H264V33H263ZM13 38H14V39H17V38H15V37H13ZM27 38H28V39H26V40H29V37H27ZM35 38L38 39L37 36H36ZM51 38H52V37H51ZM82 38H84V36H82ZM90 38H91V37H90ZM99 38H100V37H99ZM104 38H105V37H104ZM126 38H127V37H126ZM126 38H125V39H126ZM141 38H143V37H141ZM160 38H161V39H160ZM177 38H178V37H177ZM188 38H187V39H188ZM214 38H215V37H214ZM217 38H216V40H217ZM220 38H224V37H220ZM257 38H258V37H257ZM257 38H256V39H257ZM18 39H19V38H18ZM18 39H17V41H18ZM33 39H34V37H33ZM36 39H35V40H36ZM93 39H94V38H93ZM95 39H97V38H95ZM111 39H113V38H111ZM127 39H128V38H127ZM130 39H131V38H130ZM130 39H128V40H130ZM134 39H135V38H134ZM143 39H144V38H143ZM143 39H142V40H143ZM145 39H144V40H145ZM149 39H151V37H149ZM182 39H183V38H182ZM190 39H191V38H190ZM205 39H206V38H205ZM229 39H230V38H229ZM232 39H234V38H232ZM236 39H237V38H236ZM254 39H255V37H254ZM262 39H263V38H262ZM20 40H21V39H20ZM31 40H32V39H31ZM35 40H34V41H35ZM50 40H51V39H50ZM52 40H54V39H52ZM56 40H57V38H56ZM60 40H61V38H60ZM60 40H59V42H60ZM82 40H83V39H82ZM101 40H102V38H101ZM105 40H106V39H105ZM139 40H140V39H139ZM206 40H208V39H206ZM206 40H205V41H206ZM214 40H215V39H214ZM220 40H221V39H220ZM10 41H11V40H10ZM15 41H16V40H15ZM23 41H24V40H22V42H23ZM48 41H49V40H48ZM48 41L46 40V42H48ZM72 41H73V40H72ZM77 41H78V39H77ZM80 41H81V40H80ZM90 41H91V40H90ZM96 41H97V40H96ZM98 41H99V40H98ZM126 41H127V40H126ZM132 41H134V40H132ZM137 41H138V40H137ZM151 41H152V40H151ZM200 41H201V40H200ZM222 41H223V40H222ZM227 41H228V40H227ZM227 41H226L225 44H227ZM244 41H245V40H244ZM247 41H248V40H247ZM18 42L20 43V41H18ZM24 42H25V41H24ZM27 42H32V41H27ZM27 42H25V43H27ZM41 42H43V41H41ZM49 42H51V41H49ZM57 42H58V41H57ZM62 42H64V41H62ZM83 42H85V41L83 40ZM83 42L81 41V42H79V43H83ZM94 42H95V41H94ZM111 42H112V41H111ZM139 42H140V41H138V43H139ZM142 42H143V41H142ZM145 42H147V41L145 40ZM149 42H150V41H149ZM172 42H173V41H172ZM172 42H171V43H172ZM175 42H176V41H175ZM201 42H202V41H201ZM203 42H204V41H203ZM203 42H202V43H203ZM209 42H210V41H209ZM215 42H216V41H215ZM217 42H218V40H217ZM231 42H233V41H231ZM248 42H249V44H250V41H248ZM262 42H264V39H263ZM7 43H8V42H7ZM25 43H24L23 46H26V45H27V44L25 45ZM33 43H34V42H33ZM39 43H40V42H39ZM44 43H45V42H44ZM44 43H43V44H44ZM74 43H75V41H74ZM87 43H88V42H87ZM90 43H91V42H90ZM116 43H117V41H116ZM136 43H137V42H136ZM219 43H220V42H219ZM223 43H224V42H223ZM233 43L235 44V42H233ZM233 43H232V44H233ZM239 43H240V42H239ZM245 43H246V42H245ZM258 43H259V42H258ZM8 44H9V43H8ZM8 44H6V45H8ZM10 44H11V43H10ZM15 44H16V42H15ZM21 44H22V43H21ZM21 44H20V45H21ZM52 44H53V43H52ZM75 44H77V43H75ZM95 44H96V43H95ZM107 44H108V43H107ZM118 44H119V43H118ZM122 44H123V43H122ZM129 44H130V43H129ZM139 44H140V43H139ZM191 44H193V43H191ZM209 44H212V43H209ZM209 44H208V45H209ZM249 44H248V45H249ZM260 44H261V43H260ZM11 45H12V44H11ZM17 45H18V44H17ZM20 45H19V46H20ZM33 45H36V44H33ZM59 45H61V44H59ZM62 45H63V44H62ZM77 45H78V44H77ZM84 45L86 46V44H84ZM96 45H97V44H96ZM98 45H99V44H98ZM110 45H111V44H110ZM112 45H113V44H112ZM212 45L214 46V44H212ZM212 45H211V46H212ZM237 45H238V44H237ZM237 45H236V46H237ZM2 46H3V45H2ZM4 46H5V45H4ZM9 46H10V45H9ZM39 46H40V44H39ZM42 46H43V47H42V49H43V48H44V45H42ZM49 46H50V45H49ZM63 46H64V45H63ZM82 46H83V45H82ZM85 46H83L84 49H85ZM118 46H119V45H118ZM139 46H142V45L140 44ZM147 46H148V45H147ZM158 46H160V45H158ZM187 46H188V45H187ZM187 46H185V47H187ZM222 46H223V45H222ZM249 46L252 47V45H249ZM258 46H259V45H258ZM260 46H263V45H260ZM260 46H259V50H260ZM0 47H1V46H0ZM16 47H17V46H16ZM46 47H47V46H46ZM46 47H45V48H46ZM51 47H52V46H51ZM53 47H54V46H53ZM56 47H57V46H56ZM70 47H71V46H70ZM77 47H78V46H77ZM79 47H80V46H79ZM79 47H78V49H81V48H79ZM87 47H88V46H87ZM91 47H92V46H91ZM95 47H96V46H95ZM98 47H99V46H98ZM109 47H111V46H109ZM122 47H123V46H122ZM129 47H130V46H129ZM134 47H136V46H134ZM145 47H146V46H145ZM161 47H162V46H161ZM165 47H166V46H165ZM189 47H190V46H189ZM192 47H193V46H192ZM214 47H215V46H214ZM225 47H226V45H225ZM229 47H230V46H228L227 48H229ZM242 47H243V46H242ZM246 47H247V46H246ZM14 48H15V46H13V50H14ZM20 48H21V47H20ZM30 48H31V47H30ZM33 48H34V47H33ZM47 48H48V47H47ZM47 48H46V49H47ZM59 48H60V47H59ZM63 48H64V47H63ZM103 48H104V47H103ZM123 48H124V47H123ZM125 48H126V46H125ZM142 48H143V46H142ZM142 48H141V49H142ZM147 48H148V47H147ZM152 48H153V47H152ZM199 48H200V47H199ZM206 48H207V47H206ZM206 48H205V49H206ZM217 48H218V47H217ZM219 48H220V47H219ZM247 48H249V47H247ZM6 49H7V48H6ZM22 49H23V48H22ZM24 49H27V46H26V48H24ZM28 49H29V47H28ZM35 49H36V48H35ZM38 49H39V48H38ZM40 49H41V48H40ZM65 49H67V48L65 47ZM65 49H63V50H65ZM70 49H72V48H70ZM70 49H69V50H70ZM84 49H83V50H84ZM86 49H87V48H86ZM88 49H89V48H88ZM105 49H106V48H105ZM120 49H121V47H120ZM127 49H128V47H127ZM141 49H140V50H141ZM165 49H167V48H165ZM189 49H190V48H188L187 50H189ZM202 49H203V48H202ZM208 49H210V48H208ZM234 49H235V47H234ZM252 49H253V48H252ZM1 50H2V49H1ZM8 50H9V48H8ZM10 50H11V49H10ZM13 50H12V51H13ZM16 50H17V49H16ZM20 50H21V49H20ZM20 50H19V51H20ZM29 50H30V49H29ZM32 50H33V49H32ZM32 50H31V52H32ZM61 50H62V49H61ZM67 50H68V49H67ZM92 50H94V49L92 48ZM110 50H111V49H110ZM122 50H124V49H122ZM130 50H131V49H130ZM138 50H139V48H138ZM140 50H139V51H140ZM143 50L145 51V49H143ZM143 50H141V51H143ZM147 50H148V49H147ZM158 50H159V49H158ZM160 50H162V49H160ZM196 50H197V49H196ZM213 50H214V49H213ZM220 50H221V49H220ZM223 50H224V49H223ZM237 50H239V49H237ZM5 51H6V50H5ZM17 51H18V50H17ZM24 51H25V50H24ZM27 51H28V50H27ZM34 51H35V50H34ZM48 51H49V50H48ZM81 51H82V50H81ZM89 51H90V49H89ZM98 51H100V50L98 49ZM101 51H102V50H101ZM106 51H107V50H106ZM111 51H113V49H112ZM132 51H133V48H132ZM144 51H143V52H144ZM156 51H157V50H156ZM194 51H195V50H194ZM226 51H227V50H226ZM234 51H235V50H234ZM251 51H253V50H251ZM6 52H7V51H6ZM20 52H21V51H20ZM35 52H37V51H35ZM38 52H39V51H38ZM38 52H37V53H38ZM42 52H43V50H42ZM84 52H85V51H84ZM87 52H88V51H87ZM125 52H126V50H125ZM148 52H149V50H148ZM164 52H165V51H164ZM187 52H188V51H187ZM190 52H191V51H190ZM197 52H198V50L196 51V53H197ZM202 52H205V51H202ZM230 52H231V50H230ZM241 52H243V51L241 50ZM256 52H257V51H256ZM3 53H4V51H3ZM17 53H18V52H17ZM23 53H24V52H23ZM28 53H29V52H28ZM28 53H27V54H28ZM39 53H40V52H39ZM44 53L47 54L46 52H44ZM50 53H51V51H50ZM50 53H49V54H50ZM56 53H57V52H56ZM60 53H61V51H60ZM73 53H74V52H73ZM107 53H108V52H107ZM117 53H121V52H117ZM117 53H116V54H117ZM122 53H123V52H122ZM122 53H121V55H122ZM140 53H141V52H140ZM144 53H145V52H144ZM151 53H153V52H151ZM156 53H159V52H156ZM172 53H173V51H172ZM233 53H236V52H233ZM233 53H232V54H233ZM251 53H252V52H251ZM251 53H250V54H251ZM253 53H254V52H253ZM260 53H261V52H260ZM5 54H6V53H5ZM11 54H13V52H12ZM14 54H15V52H14ZM25 54H26V53H25ZM33 54H34V53H33ZM40 54H41V53H40ZM49 54H48V55H49ZM51 54H52V53H51ZM68 54H69V53L67 52V55H68ZM77 54H78V53H77ZM80 54H81V53H79V55H80ZM91 54H92V53H91ZM97 54H99V53L97 52ZM110 54H112V53H110ZM114 54H115V53H114ZM124 54H125V53H124ZM137 54H138V52H137ZM160 54H161V53H160ZM177 54H178V53H177ZM179 54H180V53H179ZM190 54H192V53H190ZM200 54H201V53H200ZM224 54H225V53H224ZM230 54H231V53H230ZM236 54H237V53H236ZM243 54H244V53H243ZM257 54H258V52H257ZM2 55H3V54H2ZM6 55H7V54H6ZM15 55H16V54H15ZM21 55H22V54H21ZM23 55H24V54H23ZM30 55H31V54H30ZM30 55H29L28 57H30ZM37 55H39V54H37ZM53 55H54V53H53ZM59 55H60V54H59ZM63 55H64V54H63ZM84 55H85V53H84ZM84 55H83V56H84ZM93 55H94V54H93ZM95 55H96V54H95ZM102 55H103V54H102ZM102 55H101V56H102ZM119 55H120V54H119ZM127 55H129L128 52H127ZM156 55H157V54H156ZM174 55H176V54H174ZM174 55H173V58H172V59L170 58V56L168 57V58H170V59L172 60V64H171L172 67H175L176 64H177V63H176L177 60H179V59H178V56H179V55H178V56L176 55L177 57H175ZM180 55H181V54H180ZM238 55H239V54H238ZM260 55H261V54H260ZM262 55H263V54H262ZM4 56H5V55H4ZM12 56H14V55H12ZM12 56H11V57H12ZM26 56H27V55H26ZM32 56H33V55H32ZM44 56H45V55H44ZM44 56H43V57H44ZM49 56H50V55H49ZM54 56H55V55H54ZM61 56H62V55H61ZM71 56L73 57V55H71ZM83 56H82V58H83ZM87 56H88V55H87ZM143 56H144V55H143ZM192 56H193V55H192ZM196 56H197V55H196ZM202 56H203V55H202ZM217 56H218V55H217ZM221 56H222V55H221ZM233 56L235 57V54H234ZM239 56H241V55H239ZM239 56H238V57H239ZM250 56H251V55H250ZM258 56H259V55H258ZM0 57H1V55H0ZM15 57H16V56H15ZM20 57H21V56H20ZM23 57H24V56H23ZM34 57H35V56H34ZM34 57H32V58H34ZM40 57H41V56H40ZM43 57H42V59H44ZM56 57H57V56H56ZM65 57H66V55L64 56V59H65ZM118 57H119V56H118ZM118 57H117V58H118ZM122 57H123V56H122ZM122 57H121V59L126 58V56H124L123 58H122ZM127 57H128V56H127ZM136 57H137V56H136ZM165 57H166V56H165ZM165 57H164V58H165ZM189 57H190V56H189ZM242 57H243V56H241V58H242ZM244 57H245V56H244ZM253 57H254V56H253ZM259 57H260V56H259ZM259 57H258V58H259ZM17 58L19 59V57H17ZM17 58H16V59H17ZM36 58H37V57H36ZM59 58H60V57H59ZM78 58H79V59H82L81 57H78ZM90 58H91V57H90ZM99 58H100V57H99ZM128 58H129V57H128ZM130 58H131V57H130ZM160 58H161V57H160ZM179 58H180V57H179ZM181 58H182V57H181ZM239 58H240V57H239ZM245 58H246V57H245ZM263 58H264V57H263ZM8 59H9V58H8ZM8 59H7V60H8ZM12 59H13V57H12ZM12 59H10V60H12ZM24 59H26V58H24ZM29 59H30V58H29ZM48 59H49V58H48ZM48 59H47V60H48ZM51 59H54V57L51 58ZM68 59H69V58H68ZM73 59H74V58H73ZM92 59H93V58H92ZM94 59H95V57H94ZM102 59H104V58H102ZM126 59H127V58H126ZM140 59H142V58H140ZM144 59H145V58H144ZM146 59H147V58H146ZM148 59H149V58H148ZM153 59H154V58H153ZM186 59H187V58H186ZM191 59H192V58H191ZM194 59H195V58H194ZM235 59H236V58H235ZM242 59H243V58H242ZM261 59H262V58H261ZM1 60H2V58H1ZM61 60H62V59H61ZM87 60H88V59H87ZM90 60H91V59H90ZM99 60H100V59H99ZM104 60H105V59H104ZM135 60H136V59H135ZM150 60H151V59H150ZM150 60H148V61H150ZM155 60H156V59H155ZM183 60H184V59H183ZM239 60H240V59H239ZM252 60H253V59H252ZM16 61H17V60H16ZM39 61H41V60H39ZM49 61H50V60H49ZM51 61H52V60H51ZM64 61H65V60H64ZM85 61H86V60H85ZM85 61H84V62H85ZM112 61H113V60H112ZM120 61H121V60H120ZM124 61H126V60H124ZM124 61H123V63H124ZM132 61H133V60H132ZM142 61H143V60H142ZM161 61H162V60H161ZM246 61H247V60H246ZM249 61H250V60H249ZM249 61H248V62H249ZM262 61H263V59H262ZM6 62H7V61H6ZM13 62H14V61H13ZM17 62H18V61H17ZM17 62H15V63H17ZM19 62H20V61H19ZM24 62H25V61H24ZM32 62H33V61H32ZM32 62H31V63H32ZM62 62H63V61H62ZM65 62H67V61H65ZM88 62H89V61H87L86 63H88ZM95 62H96V61H95ZM115 62H116V61H115ZM167 62H168V61H167ZM178 62H179V61H178ZM228 62L232 63V60H230V61H228ZM244 62H245V61H244ZM260 62H261V61H260ZM3 63H4V62H3ZM8 63H10V62H8ZM20 63H21V62H20ZM27 63H28V62H27ZM41 63H42V62H41ZM44 63H45V62H44ZM44 63H43V64H44ZM53 63H54V62H53ZM69 63H70V62H69ZM75 63H76V62H75ZM79 63H80V62H79ZM82 63H83V62H82ZM105 63H106V62H105ZM107 63H110V62H107ZM118 63H119V62H118ZM118 63H117V65H118ZM134 63H135V62H134ZM137 63H138V61H137ZM140 63H141V61H140ZM143 63H144V62H143ZM150 63H152V62H149L148 64H150ZM158 63H159V62H158ZM160 63H161V62H160ZM170 63H171V62H170ZM185 63H186V61H185ZM250 63H251V62H250ZM250 63H248V64H250ZM11 64H12V63H11ZM38 64H39V63H38ZM38 64H37V66H38ZM49 64H50V63H49ZM55 64H56V62H55ZM58 64L60 65V63H58ZM65 64H68V63H65ZM71 64H72V62H71ZM73 64H74V63H73ZM89 64H90V62H89ZM111 64H112V63H111ZM125 64H126V63H125ZM128 64H130V62H129ZM128 64H127V66H128ZM138 64H139V63H138ZM144 64H145V63H144ZM144 64H143V67H145ZM155 64H156V62H155ZM242 64H243V63H242ZM252 64H253V63H252ZM256 64H258V63H256ZM262 64H263V62H262ZM1 65H2V64H1ZM4 65H5V64H3V66H4ZM7 65H8V64H7ZM17 65H18V63H17ZM25 65H26V63H25ZM25 65H24V66H25ZM27 65H28V64H27ZM39 65L43 66L42 64H39ZM45 65H46V63H45ZM50 65H51V64H50ZM56 65H57V64H56ZM56 65H55V66H56ZM63 65H64V64H63ZM63 65H61V66H63ZM76 65H77V64H76ZM87 65H88V64H87ZM87 65H86V66H87ZM98 65H99V64H98ZM103 65H104V64H103ZM106 65H107V64H106ZM106 65H105V66H106ZM115 65H116V64H115ZM119 65H120V64H119ZM130 65H131V64H130ZM130 65H129V66H130ZM132 65H133V64H132ZM139 65H140V64H139ZM139 65H138V66H139ZM156 65H157V64H156ZM169 65H170V64H169ZM181 65H182V64H181ZM233 65H234V64H233ZM238 65H239V64H238ZM263 65H264V64H263ZM34 66H35V65H34ZM51 66H52V65H51ZM64 66H65V65H64ZM64 66H63V67H64ZM112 66H114V65H112ZM122 66H123V65H122ZM124 66H125V65H124ZM154 66H155V65H154ZM160 66H161V65H160ZM165 66H166V64H165ZM167 66H168V65H167ZM184 66H185V65H184ZM186 66H187V65H186ZM235 66H236V65H235ZM244 66H245V65H244ZM254 66H255V65H254ZM1 67H2V66H1ZM10 67H11V65H10ZM16 67H17V66H16ZM16 67H15V68H16ZM32 67H33V66H32ZM46 67H47V66H46ZM56 67H57V66H56ZM56 67H55V68H56ZM58 67H59V66H58ZM69 67H70V65H69ZM74 67H75V66H74ZM82 67H83V66H82ZM89 67H90V66H88V68H89ZM91 67H92V65H91ZM91 67H90V68H91ZM99 67H101V66H99ZM107 67H108V66H107ZM110 67H111V66H110ZM116 67H117V66H116ZM150 67H151V64H150ZM237 67L239 68V66H237ZM240 67H241V66H240ZM242 67H243V65H242ZM13 68H14V65H13ZM18 68H19V67H18ZM20 68H22V67H20ZM25 68H26V67H25ZM30 68H31V67H30ZM39 68H40V67H38V69H39ZM43 68H44V67H43ZM51 68H52V67H51ZM53 68H54V67H53ZM65 68H66V67H65ZM80 68H81V66H80ZM101 68H102V67H101ZM114 68H115V67H114ZM145 68H149V65H148L147 67H145ZM152 68H153V67H152ZM160 68H161V67H160ZM238 68H237V69H238ZM250 68H252V65L250 66ZM0 69H1V68H0ZM3 69H4V68H3ZM45 69H46V68H45ZM68 69H69V68H68ZM68 69H67V70H68ZM72 69H73V68H72ZM77 69L79 70L78 65H77ZM81 69H82V68H81ZM102 69H103V68H102ZM117 69H118V67H117ZM122 69H123V68H122ZM142 69H143V68H142ZM163 69H164V68H163ZM165 69H166V68H165ZM168 69H169V68L167 67V70H168ZM170 69H171V67H170ZM170 69H169V70H170ZM243 69H244V68H243ZM248 69H249V68H248ZM256 69L259 70V69H258V66L256 67ZM260 69H261V68H260ZM10 70H11V68H10ZM10 70H8V71H10ZM22 70H24V69H22ZM36 70H37V67H36ZM86 70H87V69H86ZM91 70H93V69H91ZM94 70H96V69H94ZM108 70H109V69H108ZM112 70H113V69H112ZM120 70H121V68H120ZM123 70H126V69H123ZM123 70H122V71H123ZM140 70H141V69H140ZM160 70H161V69H160ZM167 70H166V71H167ZM238 70H239V69H238ZM240 70H242V69H240ZM245 70H246V68H245ZM262 70H263V69H262ZM12 71H13V70H12ZM12 71H11V72H12ZM17 71H18V69H17ZM27 71H29V70H27ZM27 71H26V72H27ZM52 71H53V70H52ZM56 71H57V70H56ZM60 71H61V70H60ZM82 71H83V70H82ZM117 71H118V70H117ZM132 71L135 72L134 69H133ZM145 71H148V72H149V70H146V69H145ZM157 71H158V69H157ZM247 71H250V70H247ZM254 71H255V68H254ZM254 71H253V72H254ZM263 71H264V70H263ZM3 72H4V70H3ZM5 72H6V68H5ZM18 72H19V71H18ZM22 72H23V71H22ZM38 72H39V71H37V73H38ZM48 72H49V70H48ZM74 72H75V69H74ZM78 72H79V71H78ZM86 72H87V71H86ZM91 72H92V71H91ZM97 72H98V71H97ZM108 72H109V71H108ZM113 72H114L113 74H114V76H115V75H116V74H115V73H116L115 70H113ZM126 72H127V71H126ZM126 72H125V73H126ZM141 72H142V71H141ZM141 72H140V73H141ZM148 72H147V73H148ZM152 72H153V71H152ZM158 72H159V71H158ZM158 72H157V73H158ZM162 72H164V71H162ZM172 72H173V71H172ZM242 72H243V71H242ZM244 72H245V71H244ZM251 72H252V70H251ZM253 72H252V74H253ZM0 73H1V72H0ZM20 73H21V72H20ZM23 73H24V72H23ZM54 73H55V72H54ZM76 73H77V72H76ZM93 73H94V72H93ZM93 73H92V75H93ZM106 73H107V72H106ZM110 73H111V72H110ZM123 73H124V72H123ZM144 73H145V72H144ZM147 73H146V74H147ZM150 73H151V72H150ZM164 73H165V72H164ZM169 73H170V71H169ZM246 73H247V72H246ZM246 73H245V74H246ZM3 74H4V73H3ZM7 74H8V73H7ZM12 74H13V72H12ZM12 74H11V75H12ZM21 74H22V73H21ZM39 74H40V72L38 73V75H39ZM51 74H52V73H51ZM79 74H80V72H79ZM102 74H103V73H102ZM113 74H112V77H113ZM127 74H128V73H127ZM131 74H132V73H131ZM167 74H168V73H167ZM236 74H237V72H236ZM238 74H239V71H238ZM243 74H244V73H243ZM247 74H250V73H247ZM252 74H250V75H252ZM1 75H2V74H1ZM5 75H6V74H5ZM38 75H37V76H38ZM47 75H48V74H47ZM56 75H57V74H56ZM64 75H66V74H64ZM80 75H82V74H80ZM83 75H84V74H83ZM92 75H91V77H93ZM94 75H95V74H94ZM103 75H104V74H103ZM107 75H108V74H107ZM107 75H106V76H107ZM125 75H126V74H125ZM141 75H142V74H141ZM157 75H158V74H157ZM159 75H160V74H159ZM165 75H166V74H165ZM2 76H3V75H2ZM16 76H17V75H16ZM52 76H53V75H52ZM57 76L59 77V75H57ZM68 76H69V75H68ZM89 76H90V75L88 74V77H89ZM117 76H118V74H117ZM119 76H120V74H119ZM134 76H135V75H134ZM134 76H133V77H134ZM138 76H139V75H138ZM145 76H146V75H145ZM150 76H152V75H150ZM150 76H149V77H150ZM153 76H154V74H153ZM160 76H161V75H160ZM168 76H169V75H168ZM237 76H238V75H237ZM254 76H255V75H253V78H254ZM263 76H264V75H263ZM39 77H40V76H39ZM46 77H47V76H46ZM64 77H65V76H64ZM66 77H67V75H66ZM72 77H73V76H72ZM76 77H78V76H76ZM81 77H82V76H80V78H81ZM95 77H96V76H95ZM95 77H94L93 79H95ZM104 77H105V76H104ZM121 77H122V75H121ZM123 77H124V76H123ZM127 77H128V76H127ZM129 77H130V76H129ZM129 77H128V78H129ZM135 77H137V75H136ZM135 77H134V79H135ZM147 77H148V76H147ZM149 77H148V78H149ZM238 77H240V76H238ZM238 77H236L235 79H237ZM12 78H14V77H12ZM20 78H21V77H19V79H20ZM47 78H48V77H47ZM68 78H69V77H68ZM78 78H79V77H78ZM89 78H90V77H89ZM119 78H120V77H119ZM152 78H153V77H152ZM253 78H251V79H253ZM0 79H1V78H0ZM6 79H7V78H6ZM19 79L17 78V80H19ZM28 79H29V78H28ZM33 79H34V78H33ZM37 79H38V78H37ZM43 79H44V78H43ZM54 79H55V77H54ZM60 79H61V76H60ZM81 79H82V78H81ZM81 79H80V80H81ZM99 79H100V78H99ZM110 79H111V78H110ZM114 79H115V78H114ZM125 79H126V78H125ZM160 79H161V78H160ZM162 79H163V78H162ZM162 79H161V80H162ZM255 79H256V78H255ZM2 80H3V79H2ZM14 80H15V78H14ZM20 80H21V79H20ZM58 80H59V79H58ZM63 80H64V79H63ZM67 80H68V79H67ZM86 80H87V79H86ZM95 80H97V78H96ZM101 80H102V78H101ZM104 80H105V78H104ZM104 80H103V81H104ZM121 80H122V79H121ZM142 80H143V79H142ZM150 80H153V79H150ZM154 80H155V79H154ZM164 80H165V79H163V81H164ZM238 80H239V79H238ZM11 81H12V80H11ZM47 81H48V80H47ZM47 81H45V83H48ZM55 81H56V80H55ZM55 81H54V82H55ZM105 81H106V80H105ZM111 81H112V80H110V82H111ZM128 81H129V80H128ZM130 81H131V79H130ZM130 81H129V82H130ZM132 81H133V79H132ZM145 81H146V80H145ZM147 81H149V80H147ZM227 81H228V80H227ZM247 81H248V80H247ZM262 81H263V80L261 79V82H262ZM4 82H5V81H4ZM25 82H27V81H25ZM29 82H30V81H29ZM41 82H42V81H41ZM52 82H53V81H52ZM73 82H74V81H73ZM77 82H78V81H77ZM85 82H86V81H85ZM88 82H89V81H88ZM107 82H109V81H107ZM115 82H116V81H115ZM122 82H123V81H122ZM126 82H127V81H126ZM157 82H158V81H157ZM248 82H249V81H248ZM248 82H247V83H248ZM250 82H251V80H250ZM250 82L248 83V85H251V83H253V82H251V83H250ZM261 82H260V85H261ZM2 83H3V81H2ZM8 83H9V80H8ZM55 83L58 84L57 81H56ZM62 83H63V82H62ZM70 83H71V82H70ZM118 83H119V81H118ZM132 83H134V82H132ZM150 83H152V82L150 81ZM150 83H149V84H150ZM161 83H162V82H161ZM166 83H167V82H166ZM166 83H165V84H166ZM263 83H264V82H263ZM11 84H12V83H11ZM24 84H25V83H24ZM48 84H49V83H48ZM48 84H47V85H48ZM52 84H54V83H52ZM80 84H81V83H80ZM82 84H84V83H82ZM88 84H89V83H88ZM88 84H87V85H88ZM106 84H107V83H106ZM106 84H105V85H106ZM108 84H109V83H108ZM121 84H122V83H121ZM121 84H120V85H121ZM125 84H126V83H125ZM129 84H130V83H129ZM232 84H233V83H232ZM236 84H238V83H235V85H236ZM0 85H1V84H0ZM7 85H8V84H7ZM14 85H15V84H14ZM16 85H17V84H16ZM16 85H15V86H16ZM54 85H55V84H54ZM59 85H60V84H59ZM65 85H67V82H66ZM92 85H93V83H92ZM95 85H96V84H95ZM122 85H123V84H122ZM122 85H121V86H122ZM146 85H147V84H146ZM156 85H157V84H156ZM163 85H164V84H163ZM167 85H168V84H167ZM238 85H240V84H238ZM3 86H4V85H3ZM10 86H11V85H10ZM12 86H13V85H12ZM12 86H11V87H12ZM24 86H25V85H24ZM27 86H28V85H27ZM43 86H44V85H43ZM51 86H52V85H51ZM74 86H75V83H74ZM76 86H78V85H76ZM93 86H94V85H93ZM135 86H137V84H136ZM142 86H143V85H142ZM147 86H148V85H147ZM150 86H151V85H150ZM150 86H149V87H150ZM152 86H153V84H152ZM160 86H161V85H160ZM168 86H169V85H168ZM246 86H247V85H246ZM253 86H254V85H253ZM253 86H252V87H253ZM7 87H8V86H7ZM11 87H10V88H11ZM56 87H57V86H56ZM86 87H90V86L88 85V86H86ZM108 87H109V86H108ZM131 87H132V85H131ZM144 87H145V86H144ZM163 87H164V86H163ZM166 87H167V86H166ZM255 87H256V86H255ZM0 88L2 89V87H0ZM10 88H9V90L11 91ZM19 88H20V87H19ZM24 88H25V87H24ZM29 88H30V87H29ZM32 88H33V86H32ZM47 88H48V87H47ZM51 88H52V87H51ZM77 88H78V87H77ZM80 88H81V87H80ZM103 88H104V87H103ZM119 88H120V87H119ZM119 88H118V91H116V92H118V93H119ZM128 88H129V87H128ZM132 88H133V87H132ZM136 88H137V87H136ZM168 88H169V87H168ZM170 88H171V87H170ZM233 88H234V87H233ZM246 88H247V87H245V92H246ZM253 88H254V87H253ZM253 88H252V89H253ZM4 89H5V87H4ZM4 89H2V90L4 91ZM16 89H18V88L16 87ZM56 89H57V88H56ZM91 89H98V88H91ZM108 89H109V88H107V90H108ZM138 89H139V88H138ZM152 89H153V88H152ZM2 90H1V91H2ZM13 90H14V89H13ZM51 90H52V89H51ZM68 90H69V89H68ZM70 90H71V88H70ZM78 90H79V89H78ZM81 90H82V88H81ZM115 90H116V87H115ZM123 90H124V89H123ZM132 90H133V89H132ZM147 90H148V89H147ZM147 90H146V91H147ZM155 90H156V89H155ZM162 90H163V88H162ZM165 90H166V89H165ZM174 90H175V87H174V89H173V93H174ZM10 91H9V92H10ZM18 91H19V89H18ZM20 91H21V89H20ZM20 91H19V93H20ZM24 91H25V90H24ZM42 91H43V89H42ZM47 91H48V90H47ZM71 91H72V90H71ZM71 91H70V92H71ZM73 91H74V90H73ZM82 91H84V90H82ZM97 91H98V90H97ZM97 91H96V92H97ZM105 91H106V90H105ZM105 91H104V92H105ZM109 91H110V90H109ZM120 91H121V90H120ZM125 91H126V90H125ZM129 91H131V90H129ZM135 91H136V90H135ZM141 91H142V89H141ZM146 91H145V92H146ZM148 91H149V90H148ZM148 91H147V92H148ZM175 91H176V90H175ZM234 91H235V89L233 90V92H234ZM247 91H248V89H247ZM252 91H253V90H252ZM252 91H251V92H252ZM11 92H12V91H11ZM11 92H10V93H11ZM40 92H41V90H40ZM50 92H51V91H50ZM78 92H79V91H78ZM104 92H103V93H104ZM123 92H124V91H123ZM149 92H150V91H149ZM151 92H152V91H151ZM164 92H165V91H164ZM167 92H170V91H167ZM167 92H166L165 94H167ZM230 92H231V91H230ZM236 92H237V91H236ZM240 92H241V91H240ZM2 93H6V92H2ZM10 93H9V94H10ZM19 93H18V94H19ZM22 93H23V92H21V94H22ZM33 93H34V92H33ZM73 93H74V92H73ZM73 93H71V94H73ZM75 93H76V92H75ZM80 93H81V92H80ZM84 93H86V92H84ZM92 93H93V92H92ZM100 93H101V92H100ZM126 93H127V92H126ZM143 93H144V89H143ZM143 93H142V97H144V96H143ZM173 93H171V94H173ZM238 93H239V92H238ZM241 93H242V92H241ZM9 94H7V95H9ZM15 94H16V92H15ZM44 94H45V93H44ZM44 94H43V96H45ZM82 94H83V92H82ZM86 94H87V93H86ZM86 94H83V95H86ZM93 94H94V93H93ZM97 94L99 95V93H97ZM105 94H106V93H105ZM109 94H110V93H109ZM120 94H122V93H119L118 95H120ZM129 94H130V92H129ZM134 94H135V93H133V95H134ZM145 94H146V93H145ZM168 94H169V98L172 97V96H174V94H173L172 96H170V93H168ZM177 94H178V93H177ZM177 94H176V95H177ZM231 94H234V93H231ZM236 94H237V93H236ZM243 94H244V93H243ZM246 94H248V93H246ZM7 95H4V96H7ZM13 95H14V94H13ZM22 95H23V94H22ZM35 95H37V93H35ZM69 95H70V94H69ZM78 95H79V93H78ZM113 95H114V94H113ZM115 95H116V94H115ZM126 95H128V93H127ZM137 95H138V94H137ZM161 95H163V94H162V91H161ZM234 95H235V94H234ZM234 95L231 96V97L236 98ZM249 95H251V94L249 93ZM253 95H254V94H253ZM255 95H257V94H255ZM255 95H254V96H255ZM10 96H11V95H10ZM20 96H21V95H20ZM41 96H42V95H41ZM71 96H73V95H71ZM75 96H76V95H75ZM120 96H121V95H120ZM155 96H156V95H155ZM243 96H245V95H243ZM246 96H247V95H246ZM246 96H245V97H246ZM260 96H262V95H260ZM260 96L258 95L259 98H261ZM11 97H12V96H11ZM17 97H19V96H17ZM65 97H66V96H65ZM65 97H64V98H65ZM87 97H88V96H87ZM87 97H86V98H87ZM96 97H97V96H96ZM100 97H101V96H100ZM104 97H106V96H104ZM107 97H108V96H107ZM107 97H106V98H107ZM109 97H110V96H109ZM118 97H119V96H118ZM131 97H132V96H131ZM139 97H140V96H139ZM147 97H148V96H147ZM150 97H151V96H150ZM176 97H178V96H176ZM241 97H242V96H241ZM2 98H3V97H2ZM30 98H31V97H30ZM43 98H44V97H43ZM80 98H81V97H80ZM91 98H92V96H91ZM97 98H99V97H97ZM102 98H103V97H102ZM111 98H112V97H111ZM111 98H110V99H111ZM136 98H137V97H136ZM156 98H157V97H156ZM161 98H162V96H161ZM165 98H166V97H165ZM165 98H163V99L165 100ZM174 98H175V96H174ZM223 98H225V96H224ZM227 98H230V97H227ZM256 98H257V96H256ZM259 98H258V99H259ZM0 99H1V98H0ZM3 99H4V98H3ZM3 99H2V100H3ZM5 99H6V97H5ZM48 99H49V98H48ZM74 99H75V98H74ZM93 99H95V98H93ZM104 99H105V98H104ZM119 99H120V97H119ZM127 99H129V98L127 97ZM131 99H134V98H131ZM145 99H147V98H145ZM154 99H155V98H154ZM176 99H177V98H176ZM238 99H239V98H238ZM242 99H243V98H242ZM262 99H263V98H262ZM262 99H260V100H262ZM12 100H13V99H12ZM32 100H33V99H32ZM34 100H35V98H34ZM44 100H45V99H44ZM69 100H70V99H69ZM99 100H100V99H99ZM101 100H102V99H101ZM125 100H126V99H125ZM125 100H123V101H125ZM138 100H139V98H138ZM152 100H153V99H152ZM167 100H169V99L167 98ZM219 100H220V99H219ZM236 100H237V99H236ZM250 100H253V101H254V98H253V99L250 98ZM17 101H18V98H17ZM27 101H28V100H27ZM35 101H36V100H35ZM37 101H39V99H38ZM40 101H41V99H40ZM96 101H97V100H96ZM146 101H148V100H146ZM149 101H150V100H149ZM154 101H155V100H154ZM174 101H175V99H174ZM222 101H223V99H222ZM242 101H243V100H242ZM2 102H4V101H2ZM23 102H24V100H23ZM41 102H42V101H41ZM41 102H40V103H41ZM46 102H47V101H46ZM46 102H45V103H46ZM65 102H66V101H65ZM70 102H72V101H70ZM79 102H81V101H79ZM82 102H83V101H82ZM90 102H91V101H90ZM93 102H94V101H93ZM93 102H92V103H93ZM103 102H104V101H103ZM103 102H102V103H103ZM112 102H113V99H112ZM116 102H117V101H116ZM116 102H115V103H116ZM130 102H131V101H130ZM136 102H137V101H136ZM152 102H153V101H152ZM161 102H163V100H162ZM164 102H165V101H164ZM177 102H178V100H177ZM235 102H237V101H235ZM244 102H246V100H245ZM247 102H248V99H247ZM29 103H31V102H29ZM83 103H84V102H83ZM86 103H87V101H86ZM88 103H89V102H88ZM92 103H91V104H92ZM98 103H99V102H98ZM105 103H106V102H105ZM113 103H114V102H113ZM117 103H118V102H117ZM119 103H120V102H119ZM127 103H128V101H127ZM138 103H139V102H138ZM142 103H143V102H142ZM147 103H148V102H147ZM153 103H154V102H153ZM181 103H182V102H181ZM224 103H225V102H224ZM241 103H242V102H241ZM249 103H250V102H249ZM262 103H263V101H262ZM262 103H261V104H262ZM4 104L6 105V103H4ZM18 104H20V103H18ZM21 104H22V103H21ZM23 104H24V103H23ZM31 104H33V103H31ZM36 104H37V103H36ZM59 104H60V103H59ZM91 104H90V105H91ZM94 104H97V103H94ZM111 104H112V103H111ZM122 104H125V102H124V103L122 102ZM148 104H149V103H148ZM158 104H159V102H158ZM163 104H164V103H163ZM221 104H222V103H221ZM226 104H227V103H226ZM228 104H230V103L228 102ZM232 104H233V103H232ZM232 104H231L230 106H232ZM236 104H237V103H236ZM242 104H243V103H242ZM258 104H259V103H258ZM39 105H40V104H39ZM44 105H45V104H44ZM57 105H58V104H57ZM99 105H100V104H99ZM104 105H107V104H104ZM125 105H127V104H125ZM125 105H124V106H125ZM133 105H134V104H133ZM133 105H132L131 108H133ZM138 105H139V104H138ZM141 105H142V104H141ZM141 105H140V106H141ZM156 105H157V104H156ZM156 105H155V106H156ZM159 105H160V104H159ZM170 105H171V104H170ZM216 105H217V104H216ZM216 105H215V108L217 107ZM255 105H256V107L258 108L259 105L257 106L256 101H255ZM263 105H264V104H263ZM7 106H8V104H7ZM13 106H14V105H13ZM15 106H16V105H15ZM35 106H36V105H35ZM75 106H76V105H75ZM84 106L86 107L85 104H84ZM88 106H89V105H88ZM97 106H98V104H97ZM97 106H96V107H97ZM102 106H103V105H102ZM113 106H114V105H113ZM118 106H119V105H118ZM121 106H122V105H121ZM136 106H137V105H136ZM142 106H143V105H142ZM157 106H158V105H157ZM163 106H164V105H163ZM166 106H168L167 103H166ZM179 106H180V104L177 106V108H178ZM223 106H224V105H223ZM227 106H228V105H227ZM230 106H229V107H230ZM233 106H234V105H233ZM235 106H236V105H235ZM237 106H238V105H237ZM248 106L251 107V105H248ZM252 106H253V105H252ZM0 107H1V106H0ZM9 107H10V106H9ZM9 107H8V108H9ZM42 107H43V106H42ZM59 107H60V106H59ZM81 107H82V106H81ZM92 107H93V106H92ZM104 107H105V106H104ZM110 107H111V106H110ZM114 107H115V106H114ZM145 107L147 108V105H146ZM181 107H182V106H181ZM225 107H226V106H225ZM240 107L242 108V106H240ZM240 107H238V108H240ZM250 107H248V109H249ZM8 108H7V109H8ZM19 108H20V107H19ZM25 108H26V107H25ZM35 108H36V107H35ZM66 108L68 109V106H67ZM69 108H70V106H69ZM73 108H74V107H73ZM90 108H91V107H90ZM90 108H89V109H90ZM93 108H94V107H93ZM106 108H107V106H106ZM120 108L123 109L124 107H119V109H120ZM135 108H136V107H135ZM137 108H138V106H137ZM141 108H142V107H141ZM146 108H145V109H146ZM149 108H150V107H149ZM163 108H164V107H163ZM184 108H185V107H184ZM234 108H235V107H233V109H234ZM238 108H236V109H238ZM241 108H240V109H241ZM243 108H244V107H243ZM253 108H254V106H253ZM257 108H256V109H257ZM2 109H3V108H2ZM4 109H5V108H4ZM10 109H11V107H10ZM16 109H17V108H16ZM26 109H27V111H28V108H26ZM32 109H34V108L32 107ZM38 109H39V108H38ZM42 109H43V108H42ZM45 109H46V108H45ZM62 109H63V108H62ZM71 109H72V108H71ZM75 109H76V108H75ZM87 109H88V108H87ZM99 109H100V108H99ZM110 109H112V108H110ZM113 109H114V108H113ZM122 109H121V110H122ZM125 109H126V107H125L123 110H125ZM145 109H144V110H145ZM147 109H148V108H147ZM157 109H158V108H157ZM164 109H165V108H164ZM167 109H168V108H167ZM216 109H217V108H216ZM218 109H219V106H218ZM221 109H223V108H221ZM225 109H226V108H225ZM256 109H255V111H256ZM20 110L22 111L23 109L20 108ZM60 110H61V107H60ZM60 110H58V111L60 112ZM80 110H81V109H80ZM95 110H96V109H95ZM97 110H98V109H97ZM97 110H96V111H97ZM114 110H115V109H114ZM123 110H122V111H123ZM128 110H129V108H128ZM128 110H127V111H128ZM136 110H137V109H136ZM139 110H140V109H139ZM139 110H137V111H139ZM149 110H150V109H149ZM152 110H153V108H152ZM154 110H155V109H154ZM154 110L152 111L153 114H154ZM178 110H179V109H178ZM178 110H177V112H178ZM187 110H188V109H187ZM219 110H220V109H219ZM229 110H230V109H229ZM241 110H242V109H241ZM241 110H240V111H241ZM252 110H253V109H252ZM257 110H259V109H257ZM260 110H262V109H260ZM7 111H8V110H7ZM7 111H6V112H7ZM55 111H56V110H55ZM61 111H63V110H61ZM102 111H103V110H102ZM108 111H110V110H108ZM133 111H134V110H133ZM159 111H160V109H159ZM161 111H162V110H161ZM164 111H165V110H164ZM214 111H216V110L213 109V111H212L211 113L213 114ZM224 111H225V110H224ZM253 111H254V110H253ZM253 111H252V112H253ZM3 112H5V111H3ZM9 112L12 113L11 110H10ZM23 112H24V111H23ZM34 112H35V110H34ZM68 112H69V111H68ZM104 112H105V111H104ZM104 112H101V111H100V113H102V114H103ZM111 112H112V111H111ZM123 112H125V111H123ZM141 112H142V110H141ZM145 112H146V111H145ZM150 112H151V111H150ZM165 112H166V111H165ZM209 112H210V111H209ZM218 112H219V111H218ZM234 112H235V111H234ZM237 112H238V111H237ZM241 112H242V111H241ZM248 112H250V111H248ZM256 112H257V111H256ZM261 112H264V111L262 110ZM14 113H15V112H14ZM16 113H17V112H16ZM16 113H15V115H16ZM21 113H22V112H21ZM25 113H26V112H25ZM25 113H24V114H25ZM32 113H33V112H32ZM36 113H37V111H36ZM41 113H42V112H41ZM41 113H40V114H41ZM48 113H49V112H48ZM61 113H62V112H61ZM65 113H67V112H65ZM70 113H71V112H70ZM119 113H122V112H119ZM126 113H127V112H126ZM130 113H131V112H130ZM134 113H135V112H134ZM137 113H138V112H137ZM142 113H143V112H142ZM157 113H158V112H157ZM160 113H162V112H160ZM167 113L169 114V112H167ZM204 113H205V112H204ZM244 113H245V112H244ZM244 113H243V114H244ZM250 113H251V112H250ZM254 113H255V112H254ZM12 114H13V113H12ZM12 114H11V115H12ZM17 114H18V113H17ZM26 114H27V113H26ZM28 114H29V113H28ZM50 114H51V113H49V116H50ZM62 114H64V112H63ZM62 114H61V115H62ZM84 114H85V113H84ZM104 114H106V113H104ZM109 114H110V113H109ZM113 114H114V111H113ZM113 114H112V115H113ZM146 114H147V113H146ZM151 114H152V113H151ZM158 114H159V113H158ZM162 114H165V113H162ZM186 114H187V113H186ZM189 114H190V113L188 112L187 115L189 116ZM199 114H200L199 116L197 115V116H198V119H197L198 122H197V124L194 125V126H195V129H196L197 134H198V137H197V139H195V141H196V143H198V144L201 146V145H203V139H202V137H200V135H201V133L203 132V130H204L205 128H207L206 126H208L207 123H209V119H208L209 117H208V118H204V116L207 117V116H206L207 114L203 116V115H202V114H203L202 112H201V113L199 112ZM235 114H236V113H235ZM238 114H239V113H238ZM240 114H241V113H240ZM240 114H239V115H240ZM243 114H241L242 117H243ZM248 114H249V113H248ZM258 114H259V112H258ZM1 115H2V114H1ZM11 115H10V116H11ZM18 115H19V114H18ZM18 115H17V116H18ZM43 115H44V114H43ZM79 115H80V114H79ZM120 115H121V114H120ZM124 115H125V114H124ZM129 115H130V114H129ZM132 115H133V114H132ZM187 115H186V116H187ZM201 115H202V116H201ZM209 115H210V113H209ZM214 115H217V112H216V114H214ZM218 115H219V113H218ZM232 115H233V114H232ZM241 115H240V116H241ZM253 115H254V114H253ZM255 115H256V114H255ZM12 116H13V115H12ZM21 116H22V115H21ZM34 116H35V115H34ZM37 116H38V115H37ZM81 116H83V115H81ZM81 116H80V117H81ZM101 116H102V115H101ZM116 116H117V115H116ZM149 116H151V115H149ZM152 116H153V115H152ZM161 116H162V115H161ZM163 116H164V115H163ZM170 116H171V115H170ZM175 116H178V113H177ZM186 116H185V117H186ZM219 116H220V115H219ZM224 116H225V115H224ZM226 116H227V115H226ZM246 116H247V113H246ZM259 116H260V114H259ZM0 117H1V116H0ZM31 117H33L32 114H31ZM31 117H30V118H31ZM44 117H45V116H44ZM44 117H42V118H44ZM63 117H64V115H63ZM65 117H66V115H65ZM70 117H71V116H70ZM78 117H79V116H78ZM104 117H105V116H104ZM107 117H108V116H107ZM129 117L131 118V116H129ZM155 117H156V116H155ZM155 117H154V118H155ZM159 117H160V116H159ZM165 117H166V116H165ZM171 117H172V116H171ZM171 117H170V118H171ZM180 117H181V115H180ZM212 117H213V116H212ZM248 117H250V116L248 115L247 118H248ZM19 118H20V117H19ZM24 118H25V115H24ZM26 118H28V117H26ZM99 118H100V117H99ZM99 118H98V119H99ZM101 118H102V117H101ZM113 118H114V117H113ZM125 118H126V116H125ZM139 118H141V116H140ZM139 118L136 119V120L139 121ZM154 118H153V119H154ZM170 118H169V119H170ZM178 118H179V116H178ZM183 118H184V117H183ZM210 118H211V117H210ZM224 118H225V117H224ZM253 118H254V116H253ZM255 118H256V117H255ZM258 118H261V117H258ZM5 119H6V118H5ZM15 119H16V118H15ZM20 119H21V118H20ZM40 119H41V118H39V120H40ZM47 119H50V118H47ZM61 119H62V118H61ZM65 119H66V118H65ZM82 119H83V118H82ZM98 119H97V120H98ZM103 119L105 120V118H103ZM134 119H135V118H134ZM142 119H144V118H142ZM142 119H141V120H142ZM145 119H147L146 116H145ZM158 119H159V118H158ZM184 119H185V118H184ZM195 119H196V118H195ZM230 119H231V118H230ZM250 119H251V118H250ZM2 120H4V119H2ZM2 120H1V121H2ZM22 120H24V119H22ZM22 120H21V121H22ZM25 120H26V119H25ZM36 120H37V119H36ZM39 120H37V121H39ZM44 120H45V118H44ZM59 120H60V119H59ZM97 120H94V122H96ZM101 120H102V119H101ZM114 120H116V119H114ZM122 120H123V118H122ZM165 120H166V119H165ZM180 120H182V119H180ZM210 120L213 121L212 119H210ZM227 120H229V119H227ZM245 120H246V117H245ZM251 120H252V119H251ZM258 120H259V119H258ZM1 121H0V122H1ZM6 121H7V120H6ZM10 121L12 122V120H10ZM14 121H15V120H14ZM29 121H30V120H29ZM31 121H32V119H31ZM34 121H35V119H34ZM37 121H36V122H37ZM52 121H53V118H52ZM62 121H63V120H62ZM62 121H61V122H62ZM67 121H68V120H67ZM73 121H74V120H73ZM75 121H76V120H75ZM75 121H74V123H75ZM81 121H82V120H81ZM81 121H80V122H81ZM99 121H100V119H99ZM147 121H148V120H147ZM147 121H146V122H147ZM151 121H153V120H151ZM155 121H156V120H155ZM159 121H160V120H159ZM163 121H164V120H163ZM163 121H162V122H163ZM169 121H170V120H169ZM171 121H173V120H171ZM184 121H185V120H184ZM186 121H187V117H186ZM253 121H254V120H253ZM256 121H257V120L255 119V123H254V125H255V124L257 125ZM7 122H8V121H7ZM7 122H6V123H7ZM15 122H16V121H15ZM43 122H44V121H43ZM45 122H46L47 125L50 124V123H47L46 120H45ZM50 122H51V121H50ZM65 122H66V121H65ZM65 122H64V123H65ZM78 122H79V120H78ZM83 122H84V120H83ZM87 122H89V121L87 120ZM94 122L92 121L91 124H93ZM134 122H136V121H134ZM134 122H133V123H134ZM139 122H140V121H139ZM139 122H138V123H139ZM143 122H144V121H143ZM162 122H161V123H162ZM165 122H166V121H165ZM178 122H179V121H178ZM188 122H189V121H188ZM236 122H237V121H236ZM250 122H251V121H250ZM257 122H258V121H257ZM261 122H262V121H261ZM1 123H2V122H1ZM3 123H4V122H3ZM12 123H13V122H12ZM12 123H11V124H12ZM23 123H24V121H23ZM37 123H38V122H37ZM37 123H35V124H37ZM55 123H56V121H55ZM59 123H60V122H59ZM66 123H67V122H66ZM74 123H73V126H74ZM84 123H85V122H84ZM97 123H99V122L97 121ZM100 123H101V122H100ZM138 123H137V124H138ZM150 123H151V122H150ZM173 123H174V122H173ZM175 123H176V122H175ZM175 123H174V125H176ZM210 123H211V122H210ZM221 123H222V122H221ZM8 124H9V122H8ZM19 124H21V123H18V125H19ZM24 124H26V123H24ZM81 124H82V123H81ZM89 124H90V123H89ZM89 124H88V125H89ZM123 124H125V122H123ZM128 124H129V123H128ZM139 124H140V123H139ZM143 124H144V123H143ZM151 124H152V123H151ZM169 124H170V123H169ZM186 124H188V123L186 122ZM217 124H218V121H217ZM217 124H216V125H217ZM238 124H239V123H238ZM261 124H262V123H261ZM261 124L259 123L258 126L261 127V126H262ZM0 125H1V124H0ZM27 125H28V124H27ZM27 125H26V126H27ZM29 125H30V124H29ZM37 125H38V124H37ZM37 125H36V126H37ZM59 125H60V124H59ZM93 125H94V124H93ZM95 125H96V124H95ZM116 125H118V124H116ZM121 125H122V124H121ZM125 125H126V124H125ZM134 125H136V124H134ZM148 125H150V124H148ZM148 125H146V126H148ZM152 125L155 126V124H152ZM166 125H167V124H166ZM166 125H165V126H166ZM171 125H172V122H171ZM174 125H172V126H174ZM226 125H227V124H226ZM260 125H261V126H260ZM13 126H14V125H13ZM16 126H17V124H16ZM21 126H22V125H21ZM21 126H20V127H21ZM43 126H45V125H43ZM49 126H50V125H49ZM63 126H64V125H63ZM76 126H77V125H76ZM85 126H86V125H85ZM89 126H90V125H89ZM97 126H98V125H97ZM106 126H107V125H106ZM141 126H142V125H141ZM146 126H145V127H146ZM163 126H164V124H163ZM165 126H164V127H165ZM214 126H215V124H214ZM217 126H218V125H217ZM221 126H222V124H221ZM236 126H237V125H236ZM20 127H19V128H20ZM23 127H24V126H23ZM28 127H29V126H28ZM34 127H35V126H34ZM34 127H32V129H33ZM64 127H65V126H64ZM66 127H67V126H66ZM87 127H88V126H87ZM110 127H111V126H110ZM115 127H116V126H115ZM119 127H120V126H119ZM133 127H134V126H133ZM150 127H151V125H150ZM164 127H163V128H164ZM219 127H220V126H219ZM233 127H234V126H233ZM237 127H239V126H237ZM262 127H263V126H262ZM262 127H261V128H262ZM5 128H6V126H5ZM7 128L9 129L10 127L7 126ZM7 128H6V129H7ZM17 128H18V127H16V129H17ZM37 128H38V127H37ZM37 128H36V129H37ZM46 128H48V127H46ZM50 128H51V127H50ZM74 128H75V127H74ZM91 128H93V127L91 126ZM98 128H100V127H98ZM141 128H142V127H141ZM152 128H153V127H152ZM161 128H162V127H161ZM217 128H218V127H216V129H217ZM234 128H235V127H234ZM254 128H255V130H256V127H254ZM0 129H1V127H0ZM2 129H3V128H2ZM11 129H12V128H11ZM21 129H22V128H21ZM25 129H26V128H25ZM34 129H35V128H34ZM66 129H68V128H66ZM106 129H107V128H106ZM108 129H109V128H108ZM108 129H107V132H108ZM117 129H118V128H117ZM207 129H208V128H207ZM214 129H215V127H214ZM216 129H215V131H216ZM237 129H239V128H237ZM262 129H263V128H262ZM30 130H31V129H30ZM48 130H49V129H48ZM48 130H47V131H48ZM53 130H54V129H53ZM71 130H72V129H71ZM148 130H149V128H148ZM159 130H160V129H159ZM217 130H220V128L217 129ZM222 130H223V128H222ZM226 130H227V129H226ZM232 130H233V128H232ZM3 131H4V129H3ZM5 131L7 132L8 130H5ZM13 131H14V129H13ZM17 131H18V130H17ZM17 131H16V132H17ZM34 131H35V130H34ZM45 131H46V130H45ZM45 131H44V132H45ZM61 131H62V130H61ZM68 131H69V130H68ZM80 131H81V130H80ZM89 131H90V130H88L87 132H89ZM91 131H92V130H91ZM135 131H136V130H135ZM152 131H154V130H152ZM160 131H161V130H160ZM215 131H214V133H215ZM224 131H225V130H224ZM238 131H240V130H238ZM0 132H1V131H0ZM21 132H22V131H21ZM28 132H29V131H28ZM37 132H38V131H37ZM37 132H36V133H37ZM51 132H52V131H51ZM62 132H63V131H62ZM65 132H66V130H65ZM73 132L75 133V130H74ZM94 132H95V130H94ZM98 132H99V130H98ZM109 132H110V131H109ZM144 132H145V131H144ZM156 132H158L157 128H156ZM170 132H171V129H170ZM170 132H169V133H170ZM234 132H235V131H234ZM245 132H246V131H245ZM1 133H2V132H1ZM12 133H13V132H12V130H11V134H10V135H12ZM19 133H20V132H19ZM29 133H30V132H29ZM36 133H35V134H36ZM89 133H90V132H89ZM96 133H97V131H96ZM96 133L93 134V135L96 136ZM148 133H149V132H148ZM154 133H155V132H154ZM169 133H168V134H169ZM206 133H208V132H206ZM253 133H254V132H253ZM14 134H17V133H14ZM22 134H23V133H21V135H22ZM39 134H41L40 131H39ZM45 134H46V133H45ZM50 134H51V133H50ZM90 134H91V133H90ZM90 134H89V135H90ZM98 134L100 135V133H98ZM102 134H103V133H102ZM119 134H121V133H119ZM123 134H124V133H123ZM127 134H128V133H127ZM157 134H159V133H157ZM166 134H167V133H166ZM216 134H218V133H216ZM228 134H229V133H228ZM233 134H234V133H233ZM235 134H236V132H235ZM238 134H240V133H238ZM21 135H19V136H21ZM26 135H28V134L26 133ZM29 135H30V134H29ZM42 135L44 136V134H42ZM42 135H41V136H42ZM48 135H49V133H48ZM63 135H64V134H63ZM75 135H76V134H75ZM104 135H105V134H104ZM124 135H126V134H124ZM124 135H123V136H124ZM133 135H136V134H133ZM147 135H148V134H147ZM161 135H162V134H161ZM214 135H215V134H214ZM1 136H2V134H1ZM4 136H5V135H4ZM7 136H8V135H7ZM13 136H15V135H13ZM16 136H17V135H16ZM16 136H15V137H16ZM32 136H34V135H32ZM35 136H36V135H35ZM37 136H38V134H37ZM87 136H88V135H87ZM97 136H98V135H97ZM110 136H111V135H110ZM130 136H132V135L130 134ZM153 136L155 137L154 134H153ZM158 136H159V135H158ZM208 136H212V135L209 134ZM254 136H255V135H254ZM21 137H22V136H21ZM26 137H27V136H26ZM28 137H30V136H28ZM28 137H27V138H28ZM38 137H39V136H38ZM48 137H49V136H48ZM141 137H143V136H141ZM144 137H146V136H144ZM156 137H157V136H156ZM156 137H155V138H156ZM169 137H172V136H169ZM212 137H213V136H212ZM230 137H231V136L229 135V139H230ZM250 137H251V136H250ZM11 138H14V137H11ZM24 138H25V135H24ZM24 138H23V139H24ZM32 138H33V137H32ZM40 138H41V137H40ZM45 138H46V137H45ZM75 138H76V136H75ZM86 138H87V137H86ZM96 138H97V137H96ZM100 138H101V137H100ZM152 138H153V137H152ZM155 138H153V139H155ZM157 138H158V137H157ZM172 138H173V137H172ZM175 138H177V136H176ZM216 138H217V136H216ZM225 138H226V137H225ZM232 138H233V137H232ZM245 138H246V135H245ZM254 138H256V137H254ZM2 139H3V138H2ZM23 139H22L21 141H23ZM37 139H38V138H37ZM42 139H43V138H42ZM65 139H67V137H66ZM90 139H91V138H90ZM94 139H95V138H94ZM108 139H109V138H108ZM115 139H116V138H115ZM115 139H114V140H115ZM117 139H118V138H117ZM134 139H139V136H138V138H134ZM134 139H133V140H134ZM148 139H149V138H148ZM205 139H206V138H205ZM238 139H239V140H242L243 138L241 139V136H240V138H238ZM238 139H237V140H238ZM248 139H249V138H248ZM259 139H260V138H259ZM262 139H264V138L262 137ZM0 140H1V138H0ZM3 140H4V139H3ZM3 140H2V141H3ZM51 140H52V138H51ZM51 140H48V141L51 142ZM53 140H54V139H53ZM85 140H86V139H85ZM87 140H88V138H87ZM87 140H86V141H87ZM98 140H99V139H98ZM98 140H97V142H99ZM100 140H101V139H100ZM114 140H113V141H114ZM119 140L121 141V139H119ZM133 140H132V141H133ZM145 140H146V139H145ZM156 140H157V139H156ZM156 140H155V141H156ZM158 140H159V139H158ZM209 140H210V139H209ZM213 140H214V138H213ZM223 140L225 141V139H223ZM227 140H228V138H227ZM234 140H236V139H234ZM239 140H238V141H239ZM251 140L254 141L252 138H251ZM14 141H15V138H14ZM24 141H26V140L24 139ZM24 141H23V143H25ZM27 141H28V140H27ZM43 141L45 142L44 139H43ZM65 141H66V140H65ZM88 141H89V140H88ZM93 141L96 143L95 140H93ZM108 141H109V140H108ZM113 141H112V142H113ZM115 141H116V140H115ZM117 141H118V140H117ZM147 141H148V140H147ZM149 141H150V140H149ZM170 141H171V140H170ZM172 141L174 142V139H173ZM176 141H177V140H176ZM206 141H207V140H206ZM217 141H218V139H216V142H217ZM246 141H247V140H246ZM256 141H257V140H256ZM256 141H255V142H256ZM4 142H6V141H4ZM34 142H36V141H34ZM82 142H83V141H82ZM101 142H102V140H101ZM105 142H106V141H105ZM139 142H140V141H139ZM143 142H144V141H143ZM145 142H146V141H145ZM151 142H152V141H151ZM153 142H154V141H153ZM153 142H152V143H153ZM159 142H160V141H159ZM216 142L214 143V145L216 144ZM218 142H219V141H218ZM218 142H217V143H218ZM222 142H223V141H222ZM225 142H226V141H225ZM230 142H231V141H230ZM230 142H229V143H230ZM232 142H233V141H232ZM232 142H231V143H232ZM240 142H241V141H240ZM244 142H245V140H244ZM14 143H15V142H14ZM14 143H13V144H14ZM26 143H27V142H26ZM29 143L31 144V143H33V142H29ZM29 143H28V145H29ZM41 143H42V142H41ZM45 143H47V142H45ZM84 143H85V142H84ZM99 143H100V142H99ZM103 143H104V140H103ZM219 143H220V142H219ZM223 143H224V142H223ZM229 143H228V144H229ZM234 143L236 144V142H234ZM241 143H242V142H241ZM256 143H257V142H256ZM260 143H261V142H260ZM1 144H2V143H1ZM11 144H12V143H11ZM13 144H12V145H13ZM16 144H17V143H16ZM37 144H38V142H37ZM48 144H51V143H48ZM82 144H83V143H82ZM88 144H89V143H88ZM105 144H106V143H105ZM107 144H108V143H107ZM116 144H117V143H116ZM125 144H126V143H125ZM129 144H130V143H129ZM145 144H146V143H145ZM156 144H157V143H156ZM162 144H163V143H162ZM210 144H211V143H210ZM224 144H225V143H224ZM224 144H223V145H224ZM258 144H259V142H258ZM3 145H6V144L3 143ZM3 145H0V146H3ZM8 145H9V144H8ZM34 145H36V144L34 143ZM86 145H87V144H86ZM97 145H98V144H97ZM110 145H111V144H110ZM114 145H115V144H114ZM131 145H132V144H131ZM152 145H153V144H152ZM152 145H151V146H152ZM157 145H158V144H157ZM212 145H213V144H212ZM214 145H213V146H214ZM217 145H218V144H217ZM223 145H222V146H223ZM238 145H239V144H238ZM14 146H16V145L14 144ZM22 146L24 147V145H22ZM37 146H38V145H37ZM43 146H44V145H43ZM43 146H40V148H41V147L43 148ZM46 146L48 147L49 145H46ZM50 146H51V145H50ZM89 146H90V144H89ZM93 146H94V145H93ZM100 146H101V145H100ZM103 146H105V145H103ZM119 146H121V145H119ZM144 146H145V145H144ZM170 146H171V145H170ZM172 146H173V145H172ZM176 146H177V145H176ZM218 146H219V145H218ZM225 146H227V145L225 144ZM241 146H242V145H241ZM244 146H245V145H244ZM250 146L253 147L254 145L252 146V144H251ZM256 146H257V144H256ZM256 146H254V148H255ZM5 147H6V146H5ZM10 147H11V146H10ZM17 147H18V146H17ZM20 147H21V146H20ZM52 147H53V146H52ZM91 147H92V146H91ZM94 147H95V146H94ZM106 147H107V146H106ZM111 147H112V146H111ZM116 147H117V146H116ZM116 147H115V148H116ZM129 147H130V146H129ZM129 147L127 146L128 149H129ZM145 147H147V146H145ZM164 147H165V145H164ZM205 147H206V146H205ZM210 147H212V146H210ZM219 147H220V146H219ZM229 147H230V146H229ZM239 147H240V146H239ZM248 147H249V146H248ZM258 147H259V146H258ZM263 147H264V146H262V148H263ZM0 148H1V147H0ZM7 148H8V147H7ZM25 148H26V146H25ZM48 148H49V147H48ZM48 148H47V149H48ZM81 148H82V147H81ZM92 148H93V147H92ZM97 148H98V147H97ZM97 148H96V150H97ZM104 148H105V147H104ZM122 148H123V147H122ZM143 148H144V147H143ZM222 148H223V147H222ZM225 148H227V147H225ZM236 148H237V147H236ZM245 148H246V147H245ZM256 148H257V147H256ZM260 148H261V147H260ZM262 148H261V149H262ZM14 149H15V148H14ZM18 149H19V150L21 149L20 151H23V150H22L23 148H19V147H18ZM44 149H46V148L44 147ZM49 149H51V148H49ZM73 149H74V148H73ZM82 149H83V148H82ZM82 149H79V150H82ZM106 149H108V148H106ZM110 149H111V148H110ZM152 149H153V148H152ZM152 149H151V150H152ZM156 149H157V148H156ZM159 149H160V148H159ZM161 149H163L162 146H161ZM170 149H172V148H170ZM181 149H182V147H181ZM206 149H207V148H206ZM227 149H228V148H227ZM251 149H252V148H251ZM5 150H6V148L4 149V151H5ZM10 150H11V149H10ZM42 150H43V149H42ZM42 150H41V152H42ZM51 150H52V149H51ZM93 150H95V149H93ZM96 150H95L94 152H97ZM102 150H103V148H102ZM117 150H118V148H117ZM119 150H120V149H119ZM125 150H126V149H125ZM154 150H155V149H154ZM163 150H164V149H163ZM200 150H201V149H200ZM208 150H210V149H208ZM220 150H221V149H220ZM223 150H224V149H223ZM254 150H255V149H254ZM256 150H257V149H256ZM256 150H255V151H256ZM1 151H2V150H1ZM7 151H8V152H11V151H9V150H7ZM12 151H13V150H12ZM15 151H16V150H15ZM24 151H25V150H24ZM28 151H29V150H28ZM31 151H32V150H31ZM44 151H47V150H44ZM88 151H89V150H88ZM105 151H106V150H105ZM110 151H112V150H110ZM121 151H122V150H121ZM130 151H131V147H130ZM143 151H144V150H143ZM176 151H177V150H176ZM215 151L217 152V147H216V150H215ZM243 151H244V150H243ZM247 151H248V150H247ZM247 151H246V152H247ZM260 151L263 153L262 150H260ZM5 152H6V151H5ZM32 152H34V151H32ZM85 152H86V151H85ZM85 152H83V153H85ZM112 152H113V151H112ZM117 152H118V151H117ZM124 152H125V151H124ZM126 152H127V151H126ZM150 152H151V151H150ZM180 152H181V151H180ZM205 152H206V151H205ZM232 152H233V151H232ZM232 152H231V154H232ZM237 152H238V151H237ZM244 152H245V151H244ZM251 152H252V151H251ZM256 152H257V151H256ZM256 152H255V153H256ZM13 153H15V152H13ZM13 153H12V154H13ZM21 153H22V152H21ZM26 153H28V152H26ZM26 153H24V154H26ZM30 153H31V152H30ZM42 153H43V152H42ZM91 153H93V152H91ZM100 153H101V152H100ZM106 153H107V152H106ZM130 153H131V152H130ZM133 153H134V150H133ZM135 153H136V152H135ZM135 153H134V154H135ZM147 153H149V152H147ZM177 153H179V151H178ZM184 153H185V152H184ZM206 153H207V152H206ZM209 153H210V152H209ZM223 153H224V151H223ZM257 153H258V152H257ZM1 154H2V153H1ZM16 154H17V153H16ZM18 154H19V153H18ZM36 154H37V153H36ZM38 154H39V153H38ZM38 154H37V155H38ZM43 154H44V153H43ZM47 154H48V153H47ZM49 154H50V153H49ZM63 154H64V153H63ZM69 154L71 155V153H69ZM104 154H105V153H104ZM107 154H108V153H107ZM111 154H112V153H111ZM117 154H119V152H118ZM121 154H124V153H121ZM151 154H152V153H151ZM151 154H150V155H151ZM158 154H160L159 156H161V154H164V153H163V152L161 153V151H160ZM158 154H157V155H158ZM179 154H180V153H179ZM179 154H176V157H177V155L179 156ZM181 154H182V153H181ZM219 154H220V153H219ZM226 154H227V153H226ZM240 154H241V152H240ZM243 154L245 155V153H243ZM248 154H250V153L248 152ZM5 155H6V154H5ZM13 155H14V154H13ZM28 155H30V154H28ZM34 155H35V154H34ZM37 155H36V156H37ZM61 155H62V154H61ZM73 155H74V154L72 153L71 157H72ZM78 155H79V154H78ZM82 155H83V154H82ZM99 155H100V154H99ZM113 155H115V153H114ZM169 155H170V153H169ZM220 155H221V154H220ZM234 155L237 156V154H234ZM253 155H254V153H253ZM255 155H257V154H255ZM255 155H254V156H255ZM6 156H8V155H6ZM9 156H10V155H9ZM17 156H19V155H17ZM22 156H23V154H22ZM75 156H76V155H75ZM88 156H90V155H88ZM109 156H110V155H109ZM115 156H116V155H115ZM118 156H120V154H119ZM122 156H123V155H122ZM125 156H126V154H125ZM129 156H131V155L129 154ZM132 156H135V155H132ZM146 156H147V154H146ZM146 156H144V157H146ZM201 156H202V154H201ZM206 156H207V155H206ZM210 156H211V154L209 155V157H210ZM221 156H223V155H221ZM227 156H229V155H227ZM245 156H246V155H245ZM251 156H252V155H251ZM254 156H253V157H254ZM23 157H25V155H24ZM32 157L34 158V156H32ZM56 157H57V156H56ZM60 157H61V156H60ZM79 157H80V156H79ZM81 157H82V156H81ZM91 157H92V156H91ZM93 157H94V155H93ZM93 157H92V158H93ZM96 157H97V156H96ZM104 157H105V156H104ZM104 157L102 156L101 158H104ZM110 157H111V156H110ZM110 157H109V158H110ZM127 157H128V156H127ZM174 157H175V156H174ZM174 157H172V159H173ZM176 157H175V158H176ZM203 157L205 158V156H203ZM209 157H206V158H209ZM225 157H226V156H225ZM231 157H232V156H231ZM249 157H250V156H249ZM259 157H260V156H259ZM259 157H258V158H259ZM262 157H264V155H262ZM3 158H5V157H3ZM6 158H9V157H6ZM12 158H13V162H14V160L17 162V159H14L13 156H12ZM15 158H16V157H15ZM30 158H31V156H30ZM30 158H28V159H30ZM38 158H39V157H38ZM40 158H41V157H40ZM44 158L46 159L47 157H44ZM53 158H54V157H53ZM63 158H64V157H63ZM98 158H99V157H98ZM98 158H97V161H98ZM111 158H112V157H111ZM134 158L137 159V157H134ZM148 158H149V157H148ZM157 158H158V157H155L156 160H157ZM178 158H179V157H178ZM206 158H205V159H206ZM210 158H211V157H210ZM218 158H219V157H218ZM218 158H217V159H218ZM229 158H230V157H229ZM237 158H238V156H237ZM240 158H241V157H240ZM250 158H251V157H250ZM0 159H1V158H0ZM26 159H27V158H26ZM42 159H43V158H42ZM73 159H74V158H73ZM82 159H83V158H82ZM84 159H85V157H84ZM86 159H87V158H86ZM86 159H85V160H86ZM88 159L90 160V158H88ZM121 159H124V158H121ZM121 159H120V160H121ZM131 159H132V158H131ZM141 159H142V158H141ZM144 159H145V158H144ZM160 159H161V158H160ZM160 159H159V160H160ZM168 159H169V158H168ZM168 159L166 158L165 160H168ZM176 159H177V158H176ZM183 159H184V158H183ZM215 159H216V158H215ZM226 159H228V158H226ZM226 159H225V161H226ZM247 159H248V157H247ZM254 159H255V158H254ZM260 159L262 160V158H260ZM263 159H264V158H263ZM48 160H49V158H48ZM52 160H53V159H52ZM78 160H79V159H78ZM95 160H96V159H95ZM113 160L115 161L116 159H113ZM117 160H118V159H117ZM117 160H116V161H117ZM147 160H148V159H147ZM161 160H162V159H161ZM220 160H221V159H220ZM234 160H235V158H234ZM240 160H243V159L241 158ZM18 161H19V160H18ZM21 161H22V160H20V163H21ZM24 161H25V160H24ZM36 161H37V160H36ZM39 161H40V159H39ZM69 161H70V160H69ZM74 161H75V160H74ZM91 161H92V159H91ZM100 161H101V160H100ZM108 161H109V160H108ZM111 161H112V159H111ZM121 161H123V160H121ZM121 161H120V162H121ZM124 161H126V160H124ZM129 161H130V160H129ZM134 161H135V160H134ZM139 161H140V160H139ZM143 161H144V160H143ZM143 161H142V162H143ZM145 161H146V160H145ZM149 161H150V160H148V162H149ZM151 161H152V160H151ZM151 161L149 162V164L151 163ZM157 161H158V160H157ZM173 161H175V160H173ZM177 161H178V160H177ZM184 161H185V160H184ZM184 161L182 160V162H184ZM198 161H199V159H198ZM215 161H216V160H215ZM238 161H239V158H238ZM2 162H3V161H2ZM11 162H12V161H11ZM25 162H26V161H25ZM31 162H32V159H31ZM31 162H30V163H31ZM34 162H35V160H34ZM42 162H43V161H42ZM42 162H41V163H42ZM46 162H47V161H46ZM62 162H63V161H62ZM67 162H68V161H67ZM76 162H78V161H76ZM140 162H141V161H140ZM161 162H162V161H161ZM165 162L167 163V161H165ZM170 162H171V161H170ZM182 162H180V165H181ZM193 162H194V161H193ZM199 162H200V161H199ZM219 162H220V161H219ZM219 162H218V163H219ZM222 162H223V161H222ZM227 162H229V161L227 160ZM232 162H233V161H232ZM242 162L244 163V161H242ZM248 162H249V161H248ZM256 162H257V161H256ZM27 163H29V162L27 161ZM35 163H36V162H35ZM37 163L39 164V162H37ZM54 163H55V162H54ZM58 163H59V162H58ZM64 163H65V161H64ZM78 163L80 164V162H78ZM78 163H77V164H78ZM84 163H85V162H84ZM87 163H88V162H87ZM94 163H95V161H94ZM94 163H93V164H94ZM104 163H105V161H104ZM117 163H118V162H117ZM117 163H116V165H117ZM127 163H128V160H127ZM138 163H139V162H138ZM155 163H156V162H155ZM171 163H172V162H171ZM195 163H196V162H195ZM195 163H194V164H195ZM225 163H226V162H225ZM230 163H231V162H230ZM233 163H234V162H233ZM239 163H240V161H239ZM252 163H253V162H252ZM6 164H7V163H6ZM11 164H12V163H11ZM17 164H18V163H17ZM22 164H23V163H22ZM31 164H32V163H31ZM44 164H45V163H44ZM44 164H43V165H44ZM49 164H50V163H49ZM68 164H70V163H68ZM72 164H73V163H72ZM77 164H76V165H77ZM85 164H86V163H85ZM90 164H91V163H90ZM93 164H91V165H93ZM100 164H101V163H100ZM113 164H115V163L113 162ZM119 164H120V163H119ZM119 164H118V165H119ZM123 164H125V163H123ZM128 164H129V163H128ZM157 164L159 165V163H157ZM157 164H156V165H157ZM211 164H212V163H211ZM213 164H214V159H213ZM213 164H212V165H213ZM231 164H232V163H231ZM235 164H236V163H235ZM235 164H234V165H235ZM244 164H245V163H244ZM258 164H259V166L261 167V164H260V163H258ZM14 165H15V164H14ZM26 165H27V164H26ZM33 165H35V164L33 163ZM33 165H32V166H33ZM36 165H37V164H36ZM39 165H40V166H39ZM39 165H37V166L41 167V164H39ZM74 165H75V164H74ZM80 165H81V164H80ZM83 165H84V164H83ZM102 165H104V164H102ZM107 165H108V164L106 163L105 166L107 167ZM131 165H132V164H131ZM136 165H137V163H136ZM140 165H142V164H139V166H140ZM156 165H155V166H156ZM176 165H177V164H176ZM195 165H196V164H195ZM197 165H198V164H197ZM214 165H215V164H214ZM221 165L223 166V164H221ZM226 165H228V163H227ZM254 165H255V164H254ZM2 166H3V164H2ZM15 166H16V168L19 167V166H17V165H15ZM15 166H14V167L12 166V167L15 169ZM20 166H22V165H20ZM23 166H24V165H23ZM23 166H22V167H23ZM49 166H50V165H49ZM62 166H63V165H62ZM70 166H71V165H70ZM87 166H88V164H87ZM98 166H99V165H98V163H97V167H98ZM120 166H121V165H120ZM149 166H150V165H149ZM161 166H162V165H161ZM163 166H164V164H163ZM166 166L168 167V166H170V165H165V167H166ZM177 166H178V165H177ZM184 166H185V165H184ZM193 166H194V165H193ZM230 166H231V165H230ZM242 166H243V165H242ZM259 166H258V167H259ZM9 167H10V166H9ZM27 167H28V166H27ZM34 167H35V166H34ZM34 167H33V168H34ZM46 167H47V166H46ZM65 167H66V165H65ZM76 167H77V166H76ZM85 167H86V166H85ZM90 167H91V166H90ZM93 167H95V166H93ZM129 167H130V166H129ZM146 167H147V166H146ZM146 167H145V168H146ZM157 167H158V166H157ZM179 167H180V166H179ZM207 167H208V166H207ZM223 167H224V166H223ZM236 167H237V166H236ZM239 167H240V166H239ZM0 168H1V166H0ZM13 168H12V169H13ZM23 168H24V167H23ZM23 168H22V169H23ZM35 168H36V167H35ZM37 168H38V167H37ZM54 168H56V167H54ZM58 168H59V167H58ZM73 168H74V167H73ZM86 168H87V167H86ZM88 168H89V166H88ZM111 168H113V166H112ZM111 168H110V169H111ZM114 168H115V167H114ZM116 168H117V167H116ZM132 168H134V166H133ZM132 168H131V169H132ZM142 168H143V167H142ZM147 168H148V167H147ZM163 168H164V167H163ZM171 168L173 169L172 164H171ZM174 168H175V167H174ZM204 168H205V166H204ZM210 168H211V167H210ZM218 168H219V167H218ZM226 168H227V167H226ZM226 168H225V169H226ZM231 168H232V167H231ZM245 168H246V167H245ZM249 168H250V167H249ZM249 168H248V169H249ZM252 168H253V167H252ZM255 168H256V166L254 167V170L257 169V168L255 169ZM262 168H263V166H262ZM262 168H260V170H261ZM3 169H4V167H3ZM5 169H6V167H5ZM8 169H9V168H8ZM17 169H18V171H21V170H19V168H17ZM40 169H41V168H40ZM44 169H47V168L44 167ZM60 169H62V168H60ZM60 169H59V172H60ZM64 169L66 170V168H64ZM76 169H77V168H76ZM81 169H82V168H81ZM81 169H80V171L82 172ZM91 169H92V168H91ZM91 169H89V170H91ZM110 169H109V170H110ZM118 169H119V168H118ZM118 169H116V170L118 171ZM131 169H130V171H131ZM149 169H150V167H149ZM154 169H155V168H154ZM159 169H160V165H159ZM165 169H167V168H165ZM177 169H178V168H177ZM197 169H198V168H197ZM197 169H196V170H197ZM200 169H201V168H200ZM205 169H206V168H205ZM220 169H221V168H220ZM222 169H223V168H222ZM227 169H230L229 165H228V168H227ZM227 169H226V171H227ZM232 169H233V168H232ZM232 169H231V171H232ZM0 170H2V169H0ZM47 170H48V169H47ZM52 170H53V169H51L50 172H51ZM68 170H70V169H67V171H68ZM83 170H84V169H83ZM85 170H86V169H85ZM85 170H84V171H85ZM93 170H94V169H92L91 171H93ZM104 170H105V168H104ZM104 170H103L102 172H104ZM126 170H128V168H127ZM134 170H136V169H134ZM146 170H147V169H146ZM163 170H164V169H163ZM168 170H169V169H168ZM175 170H176V168H175ZM218 170H219V169H217L216 171H218ZM234 170H235V168H234ZM262 170H263V169H262ZM2 171H3V170H2ZM8 171H9V170H8ZM11 171H12V170H11ZM15 171H17V170H15ZM15 171H14V172H15ZM23 171H24V170H23ZM40 171H41V170H40ZM62 171H63V170H62ZM87 171H88V170H87ZM91 171H90V172H91ZM98 171H99V170H98ZM106 171H107V170H106ZM123 171H124V173H125V170H123ZM123 171L121 170L122 173H123ZM147 171H148V170H147ZM149 171H150V170H149ZM153 171H154V170H153ZM153 171H152V172H153ZM189 171H190V170H189ZM200 171H201V170H200ZM202 171H203V170H202ZM208 171H209V170H208ZM226 171H225V172H226ZM5 172H6V171H5ZM14 172H13V173H14ZM24 172H26V171H24ZM29 172H30V171H28L27 173H29ZM38 172H39V171H38ZM46 172H47V171H46ZM50 172H49V173H50ZM59 172H58V173H59ZM70 172H71V171H70ZM81 172H79V173H81ZM95 172H97V171L95 170ZM118 172H119V171H118ZM128 172H129V171H128ZM128 172H127L126 174H128ZM131 172H132V171H131ZM131 172H130V175H131ZM137 172H138V171H137ZM144 172H145V171H144ZM144 172H143V173H144ZM163 172H164V171H163ZM163 172H162V174H163ZM183 172H184V171H183ZM225 172H224V173H225ZM229 172H230V171H229ZM237 172H238V171H237ZM247 172H248V171H247ZM247 172H246V173H247ZM257 172H258V171H257ZM261 172H262V171H261ZM18 173H19V172H18ZM27 173H26V174H27ZM36 173H37V172H36ZM36 173H35V174H36ZM62 173H63V172H62ZM73 173H74V171H73ZM73 173H72V174H73ZM84 173H85V172H84ZM109 173H110V172H109ZM113 173H115V171H113ZM166 173H167V171H166ZM169 173H170V170H169ZM191 173H192V172H191ZM209 173H215V172L212 171V172H209ZM217 173H218V172H217ZM217 173H215V174H217ZM221 173H222V172H221ZM227 173H228V172H227ZM235 173H236V171H235ZM242 173H243V172H242ZM242 173H241V175H242ZM259 173H260V172H259ZM259 173H258V174L256 173V174L259 175ZM263 173H264V172H263ZM1 174H2V173H1ZM11 174H12V173H11ZM43 174H45V173H43ZM47 174H48V172H47ZM47 174H46V175H47ZM50 174H51V173H50ZM95 174L98 175L97 173H95ZM105 174H108V172L105 173ZM175 174H176V173H175ZM185 174H187V173H185ZM203 174H205V172H203ZM215 174H213V175H215ZM222 174H223V173H222ZM222 174H221V175H222ZM232 174H233V173H232ZM238 174H239V173H238ZM252 174H253V173H252ZM5 175H7V174H5ZM5 175L2 174V176H5ZM8 175H9V174H8ZM12 175H13V174H12ZM12 175H11V176H12ZM14 175H15V174H14ZM18 175H19V174H18ZM24 175H25V174H24ZM24 175H23V176H24ZM40 175H42V174H40ZM51 175H52V174H51ZM51 175H47V176L50 177ZM57 175H59V174H57ZM67 175H68V174H67ZM70 175H71V174H70ZM76 175H77V173H76ZM114 175H115V174H114ZM124 175H125V174H124ZM124 175L122 174L123 177H124ZM137 175H139V174H137ZM137 175H136V176H137ZM140 175H142V173H141ZM144 175H145V173H144ZM158 175H160V170H159V174H158ZM176 175H178V174H176ZM187 175H190V174L188 173ZM201 175H202V174H201ZM201 175H198V176L200 177ZM205 175H206V174H205ZM205 175H204V176H205ZM219 175H220V174H219ZM219 175H215V177H216V176L219 177ZM224 175H225V174H224ZM230 175H231V174H230ZM230 175H228V176H230ZM235 175H236V174H235ZM247 175H248V174H247ZM261 175H262V173H260V176H261ZM16 176H17V175H16ZM33 176H34V175H33ZM62 176H63V175H62ZM68 176H69V175H68ZM73 176H74V175H73ZM77 176H78V175H77ZM91 176H92V175H91ZM99 176H101V175H99ZM117 176H118V175H117ZM119 176H120V175H119ZM154 176H156V175H154ZM181 176H183V175H181ZM181 176H180V177H181ZM184 176H185V175H184ZM184 176H183V177H184ZM191 176H192V175H191ZM202 176H203V175H202ZM204 176H203V177H204ZM208 176H209V175H208ZM239 176H240V175H239ZM242 176H244V175H242ZM30 177H31V173H30ZM42 177H43V176H42ZM55 177H56V176H55ZM63 177H64V176H63ZM66 177H67V176H66ZM92 177H93V176H92ZM106 177H107V176H106ZM106 177H105V180H106ZM109 177L111 178V176H109ZM113 177H114V176H113ZM120 177H121V176H120ZM125 177H126V176H125ZM125 177H124V178H125ZM131 177H132V175H131ZM152 177H153V175H152ZM180 177H178V178L180 179ZM183 177H182V178H183ZM189 177H190V176H189ZM209 177H210V176H209ZM230 177H231V176H230ZM248 177H249V176H248ZM15 178H16V177H15ZM25 178H26V177H25ZM27 178H28V176H27ZM37 178L39 179V177H37ZM37 178H36V176H35V179H37ZM40 178H41V177H40ZM56 178H57V177H56ZM56 178H55V179H56ZM68 178H69V177H68ZM70 178H71V177H70ZM76 178H79V177H76ZM86 178H89V177H86ZM100 178H104V177L101 176ZM114 178H115V177H114ZM127 178H129V177H127ZM182 178H181V179H182ZM194 178H195V176H194ZM206 178H207V176H206ZM253 178H254V177H252V179H253ZM259 178H260V177H259ZM6 179H7V178H6ZM6 179H5V180H6ZM9 179H10V177H9ZM13 179H14V178H13ZM17 179H18V178H17ZM20 179L22 180V178H20ZM23 179H24V178H23ZM41 179H42V178H41ZM41 179H40V180H41ZM44 179H45V181H46V178H44ZM50 179H52V177H50ZM58 179H59V178H58ZM58 179H57V180H58ZM66 179H67V178H66ZM80 179H81V178H80ZM84 179H85V178H84ZM89 179H90V178H89ZM96 179H97V178H96ZM134 179H135V178H134ZM152 179H153V180H152ZM174 179H175V178H174ZM184 179H185V178H184ZM186 179H188V176H187ZM190 179H191V178H190ZM195 179H196V178H195ZM210 179H211V178H210ZM212 179H213V178H212ZM212 179H211V180H212ZM214 179H215V178H214ZM218 179H219V178H218ZM221 179H222V178H221ZM225 179H226V178H225ZM231 179H232V177H231ZM235 179H236V178H235ZM244 179H245V178H244ZM249 179H250V177H249ZM261 179H264V178H261ZM0 180H1V179H0ZM3 180H4V179H3ZM32 180H33V179H31V181H32ZM69 180H70V179H69ZM72 180H73V179H72ZM100 180H101V179H100ZM102 180H103V179H102ZM108 180H109V179H108ZM115 180H116V179H115ZM128 180H129V179H128ZM136 180H137V179H136ZM151 180L154 181V178H151ZM191 180H194V179H191ZM196 180H197V179H196ZM199 180H200V179H199ZM207 180H208V179H207ZM211 180H210V181H211ZM216 180H217V179H216ZM236 180H237V179H236ZM238 180H239V179H238ZM240 180H241V179H240ZM259 180H260V179H259ZM259 180H258V181H259ZM10 181H11V179L9 180V182H10ZM15 181H16V180H15ZM23 181H24V180H23ZM23 181H22V182H23ZM25 181H26V179H25ZM31 181H30V182H31ZM35 181H36V180H35ZM53 181H54V180H53ZM60 181H61V180H60ZM60 181H59V182H60ZM64 181H65V180H64ZM73 181H74V180H73ZM79 181H80V180H79ZM83 181H84V180H83ZM83 181H81V182H83ZM87 181H88V180H87ZM92 181H93V180H92ZM132 181H133V180H132ZM134 181H135V180H134ZM147 181H148V180H147ZM164 181H165V180H164ZM200 181H201V180H200ZM226 181H228V179H227ZM250 181H251V179H250ZM3 182H4V181H3ZM30 182H29V183H30ZM32 182H33V184H34V180H33ZM49 182H50V181H49ZM54 182L56 183L57 181L55 180ZM66 182H67V181H66ZM96 182H97V181H96ZM99 182H100V181H99ZM123 182H124V181H123ZM123 182H122V184H123ZM128 182H129V181H128ZM130 182H131V181H130ZM142 182H144V181H142ZM161 182H162V181H161ZM165 182H166V181H165ZM184 182H185V181H184ZM215 182H216V181H215ZM217 182H218V181H217ZM229 182H230V180H229ZM234 182H235V181H234ZM255 182H256V181H255ZM263 182H264V180H263ZM0 183H2V182H0ZM12 183H13V181H12ZM29 183H28V184H29ZM38 183H39V182H38ZM90 183H91V182H90ZM97 183H98V182H97ZM97 183H96V184H97ZM102 183H104V182H102ZM110 183H111V182H110ZM113 183H115V181H113ZM117 183H118V182H117ZM125 183H127V182H125ZM146 183H147V182H146ZM150 183H151V182H150ZM152 183H153V182H152ZM152 183H151V184H152ZM159 183H160V182H159ZM172 183H173V181L170 182V184H172ZM195 183H196V182H195ZM211 183L213 184L214 182H211ZM222 183H225V182H222ZM242 183H243V182H242ZM249 183H250V182H249ZM249 183H248V184H249ZM252 183H253V181H252ZM252 183H251V185H252ZM259 183H260V185H261V182H259ZM4 184H6V182H5ZM4 184H1V185H4ZM7 184H8V183H7ZM13 184H14V183H13ZM16 184H18V183H16ZM16 184H15V185H16ZM19 184H20V183H19ZM23 184H24V183H23ZM58 184H59V183H58ZM65 184H66V183H65ZM74 184H75V183H74ZM92 184H93V183H92ZM120 184H121V183H120ZM127 184H129V183H127ZM131 184H133V183H131ZM153 184H154V183H153ZM155 184H156V183H155ZM174 184H175V183H173V186H174ZM190 184H191V183H190ZM208 184H209V183H208ZM212 184H209V185L214 186V185H212ZM214 184H217V183H214ZM218 184H219V183H218ZM220 184H221V183H220ZM229 184H230V183H229ZM229 184H228V185H229ZM232 184H233V183H232ZM257 184H258V183H257ZM262 184H263V183H262ZM8 185L11 186L10 183H9ZM37 185H38V184H37ZM44 185H45V183H44ZM46 185H51V183L48 184V183L46 182ZM55 185H56V184H55ZM70 185H71V184H70ZM77 185H78V184H77ZM80 185H81V184H80ZM80 185H79V186H80ZM85 185H86V184H85ZM89 185H90V184H89ZM107 185H108V184H107ZM109 185H111V184H109ZM123 185H124V184H123ZM185 185H186V184H185ZM192 185H193V184H192ZM202 185H203V183H202ZM202 185H201V186H202ZM204 185H205V184H204ZM209 185L206 184V186H209ZM222 185H223V184H222ZM245 185H246V184H245ZM253 185H254V184H253ZM5 186H6V185H5ZM13 186H14V185H13ZM17 186H18V185H17ZM22 186H24V185H22ZM22 186H21V187H22ZM30 186H31V185H29L28 187H30ZM33 186H34V185H33ZM41 186H43V185H41ZM64 186H67V184L64 185ZM73 186H74V185H73ZM90 186H91V185H90ZM93 186H94V185H93ZM98 186H100L99 183H98ZM125 186H127V185L125 184ZM140 186H141V185H140ZM143 186H144V184H143ZM195 186H196V185H195ZM197 186H198V185H197ZM197 186H196V187H197ZM206 186H205V187H206ZM249 186H250V185H249ZM19 187H20V186H19ZM21 187H20V189H21ZM38 187H39V185H38ZM47 187H48V186H47ZM62 187H63V186H62ZM70 187H71V186H70ZM85 187H86V186H85ZM101 187H102V186H101ZM108 187H109V186H107V188H108ZM112 187H113V186H112ZM114 187H115V185H114ZM116 187H118V186H116ZM130 187L133 188L134 186L132 187V185H131ZM135 187H136V186H135ZM144 187H145V186H144ZM198 187H200V185H199ZM205 187H204V188H205ZM219 187H220V186H219ZM219 187H218V188H219ZM222 187H223V186H222ZM235 187H238V186H237V181H236V185H235ZM246 187H247V186H246ZM246 187H245V188H246ZM258 187H259V186H258ZM263 187H264V185H263ZM263 187H262V188H263ZM1 188H3V187H1ZM22 188H23V187H22ZM45 188H46V187H45ZM45 188H43V189H45ZM51 188H52V186H51ZM53 188H56V187H53ZM77 188H78V187H77ZM86 188L88 189V187H86ZM94 188H96V187H94ZM104 188H105V187H104ZM104 188H103V189H104ZM110 188H111V186H110ZM123 188H124V187H123ZM139 188H140V187H139ZM207 188H208V187H207ZM215 188H216V187H215ZM223 188H224V189H222V191L225 190V187H223ZM239 188H240V187H239ZM247 188H248V187H247ZM262 188H261V189H262ZM4 189H6V188H4ZM4 189H3V190H4ZM16 189H17V187L15 188V192L17 191ZM25 189H26V187H25ZM25 189H24V190H25ZM27 189H28V188H27ZM27 189H26V190H27ZM31 189H32V188H31ZM33 189H34V188H33ZM38 189H39V188H38ZM38 189H37V190H38ZM43 189H42V191H44ZM46 189H47V188H46ZM46 189H45V190H46ZM48 189H49V188H48ZM64 189H65V188H64ZM82 189H83V188H82ZM135 189H136V188H135ZM180 189H181V188H180ZM196 189H197V188H196ZM208 189H209V188H208ZM211 189H213V187H211ZM220 189H221V187H220ZM220 189H218V190H219L218 193H217V190L215 191V193H217V196H219V197L222 196V195H220V191H221ZM226 189H228V187H227ZM241 189H242V188H241ZM258 189H259V188H258ZM261 189H260V190H261ZM263 189H264V188H263ZM263 189H262V190H263ZM8 190H9V189H7V191H8ZM49 190H50V189H49ZM51 190H52V189H51ZM56 190H57V189H56ZM65 190H66V189H65ZM68 190H69V189H68ZM100 190H101V189L99 188V191H100ZM115 190H116V189H115ZM128 190H129V189H128ZM133 190H134V189H132L131 191H133ZM140 190H141V189H140ZM140 190H139V191H140ZM181 190H182V189H181ZM199 190H201V189H198V191H199ZM206 190H207V189H203V191H206ZM209 190H210V189H209ZM213 190H214V189H213ZM213 190H210V191H213ZM236 190H237V188H236ZM255 190H256V189H255ZM1 191H2V190H1ZM34 191H36V188H35ZM54 191H55V190H54ZM77 191L80 192V190H77ZM83 191H84V190H83ZM92 191H93V190H92ZM101 191H102V190H101ZM103 191H104V190H103ZM113 191H114V190H113ZM116 191H117V190H116ZM125 191H127V189H126ZM175 191H176V190H175ZM179 191H180V190H179ZM189 191H190V190H189ZM189 191H188V192L185 191V193L188 194ZM192 191L194 192L195 190H192ZM201 191H202V190H201ZM210 191L207 190L206 192H210ZM231 191H232V190H231ZM234 191H235V190H234ZM246 191H247V190H246ZM249 191H250V189H249ZM11 192H12V190H11ZM20 192L22 193L21 190H20ZM38 192H40V191L38 190ZM49 192H50V191H49ZM49 192H48V193H49ZM51 192H52V191H51ZM58 192H59V191H58ZM63 192H64V191H63ZM67 192H68V191H67ZM73 192H74V191H73ZM73 192H72V193H73ZM107 192H108V190H107ZM107 192H106V193H107ZM118 192H119V191H118ZM120 192H121V190H120ZM142 192H143V191H142ZM145 192H146V191H145ZM228 192H230V191L228 190L227 193H228ZM237 192H238V191H237ZM254 192H255V191H254ZM262 192H263V191H262ZM3 193H5V192H3ZM6 193H7V192H6ZM12 193H13V192H12ZM12 193H11V195H12ZM30 193H31V191H30V192H27V194H30ZM34 193H35V192H34ZM34 193H33V194H34ZM43 193H44V192H43ZM45 193H46V192H45ZM83 193H84V192H83ZM85 193H86V191H85ZM87 193H88V192H87ZM95 193H96V192H95ZM97 193H98V192H97ZM110 193H111V192H110ZM121 193H123V191H122ZM136 193H137V191H136ZM181 193H182V192H181ZM204 193H205V192H204ZM231 193H232V192H231ZM9 194H10V193H9ZM9 194H8V195H9ZM15 194H16V193H15ZM19 194H20V193H19ZM19 194H18V196H19ZM27 194H25V195H27ZM35 194H36V193H35ZM39 194H40V193H39ZM49 194H50V193H49ZM56 194H57V193H56ZM63 194H64V193H63ZM69 194H70V193H69ZM74 194H75V192H74ZM90 194H91V193H90ZM93 194H94V193H93ZM93 194H92V195H93ZM104 194H105V193H104ZM111 194H112V193H111ZM127 194H129V192H128ZM140 194H141V192H140ZM182 194H183V193H182ZM202 194H203V193H202ZM205 194H206V193H205ZM209 194L211 195V194H213V193L211 192V193H209ZM218 194H219V195H218ZM223 194H224V192H223ZM238 194H239V193H238ZM249 194H250V193H249ZM263 194H264V192H263ZM263 194H262V195H263ZM43 195H45V194H43ZM67 195H68V194H67ZM80 195H81V194H80ZM86 195H88V194H86ZM100 195H102V194H100ZM100 195H99V196H100ZM121 195H122V194H121ZM121 195H120L119 198H121ZM129 195H130V194H129ZM131 195H132V194H131ZM180 195H181V194H180ZM189 195H190V193H189ZM227 195H228V194H227ZM227 195H226V196H227ZM241 195H242V197L244 196L243 193H242ZM250 195H251V194H250ZM254 195H255V194H254ZM257 195L260 196L258 193H257ZM1 196H2V194H1ZM1 196H0V197H1ZM18 196H17V197L14 196V197H15V198H18ZM22 196H24V195H22ZM29 196H30V195H29ZM32 196H33V195H32ZM36 196H37V195H36ZM58 196H59V195H58ZM58 196H57V197H58ZM84 196H85V195H84ZM96 196H97V194H96ZM99 196H98V197H99ZM109 196H110V195H109ZM113 196H115V195H113ZM117 196H118V195H117ZM125 196H126V194H125ZM132 196L135 197V195H132ZM136 196H137V195H136ZM181 196H182V195H181ZM190 196H192V194H191ZM193 196H194V194H193ZM197 196H198V200H199V197H200L199 194H198ZM206 196L208 197V193H207ZM226 196H225V198H227ZM230 196H231V195H230ZM248 196H249V195H248ZM4 197H5V196H4ZM12 197H13V196H12ZM12 197H10V198L13 199L14 197H13V198H12ZM26 197H27V196H26ZM48 197L51 198L52 196H51V197L48 196ZM65 197H66V196H65ZM86 197H87V196H86ZM89 197H90V195H89ZM94 197H95V195H94ZM137 197H138V196H137ZM209 197H210V196H209ZM236 197H238V195H237ZM244 197H247V196L245 195ZM244 197H243V198H244ZM6 198H7V197H6ZM15 198H14V199H15ZM20 198H21V197H20ZM31 198H32V197H31ZM53 198H55V196H54ZM62 198H63V197H62ZM68 198H69V197H68ZM75 198H76V196H75ZM79 198H80V197H79ZM91 198H92V197H91ZM96 198H97V197H96ZM101 198H103V197H101ZM109 198H110V197H109ZM115 198H116V197H115ZM127 198H128V197H127ZM183 198H184V197H183ZM194 198H195V197H194ZM212 198H215V197H213V195H212ZM223 198H224V197H223ZM225 198H224V199H225ZM229 198H230V197H229ZM256 198H257V197H256ZM256 198H255V199H256ZM2 199L4 200V198H2ZM33 199H34V198H33ZM38 199H39V198H38ZM47 199H48V198H47ZM47 199H46V200H47ZM57 199H58V198H57ZM57 199H56V200H57ZM69 199H70V198H69ZM69 199H68V200H69ZM72 199H73V198H72ZM94 199H95V198H94ZM98 199H99V198H98ZM112 199H113V198H112ZM117 199H118V197H117ZM181 199H182V198H181ZM181 199H180V200H181ZM185 199H186V198H185ZM188 199H189V198H188ZM190 199H191V198H190ZM192 199H193V197H192ZM210 199H211V198H210ZM215 199H218V198L216 197ZM220 199H221V198H220ZM240 199H241V196H240ZM251 199H252V198H251ZM0 200H1V199H0ZM5 200H7V199H5ZM9 200H10V199H9ZM15 200H16V199H15ZM18 200H19V199H18ZM22 200H23V199H22ZM35 200H36V199H35ZM35 200H34V201H35ZM46 200H45V202H47ZM50 200H51V203H54V202H52V199H50ZM58 200H59V199H58ZM64 200H65V199H64ZM119 200H120V199H119ZM124 200H125V198H124ZM124 200H122V201H124ZM129 200H131V198H129ZM193 200H194V199H193ZM198 200H197V201H198ZM203 200H204V199H203ZM213 200H214V199H213ZM246 200H247V199H246ZM249 200H250V199H249ZM26 201H28V200H26ZM30 201H31V200H30ZM40 201H41V200H40ZM53 201H54V200H53ZM65 201H66V200H65ZM80 201H81V200H80ZM84 201H85V199H84ZM84 201H83V202H84ZM95 201H96V200H95ZM98 201H99V200H98ZM104 201H105V200H104ZM104 201H102V202H104ZM112 201H113V200H112ZM127 201H128V200H127ZM127 201H126V202L124 201V202L126 203V205H129L130 203L127 204ZM182 201H183V200H182ZM199 201H200V200H199ZM206 201H207V200H206ZM206 201H204V202L206 203ZM211 201H212V199H211ZM225 201H226V199H225ZM227 201H228V200H227ZM235 201H237V200H234V203H235ZM263 201H264V200H263ZM5 202H6L5 205L7 206V204H8L7 202H8V201H5ZM28 202H29V201H28ZM31 202H33V201H31ZM31 202H30V203H31ZM36 202H37V201H36ZM36 202H35V203H36ZM38 202H39V201H38ZM41 202H42V201H41ZM43 202H44V201H43ZM43 202H42V203H43ZM57 202H58V201H57ZM59 202H61V200H60ZM96 202H97V201H96ZM100 202H101V201H100ZM107 202H108V200H107ZM109 202H110V201H109ZM178 202H179V201H178ZM195 202H196V199H195ZM195 202H194V203H195ZM202 202H203V201H202ZM202 202H201V203H202ZM204 202H203V203H204ZM214 202H215V201H214ZM218 202H219V201H218ZM240 202H242V201H240ZM14 203H15V202H14ZM17 203H18V202H17ZM20 203H21V205H22V202H20ZM49 203H50V202H48L47 205H49ZM76 203H77V202H76ZM81 203H82V202H81ZM86 203H87V201H86ZM90 203H91V202H90ZM94 203H95V202H94ZM94 203H92V205H93ZM105 203H106V201H105ZM111 203H112V202H111ZM120 203H121V202H120ZM164 203H165V202H164ZM172 203H173V202H172ZM180 203H181V201H180ZM191 203H192V202H191ZM219 203H220V202H219ZM225 203H226V202H225ZM229 203H230V202H229ZM247 203H248V201H247ZM253 203H254V202H253ZM258 203H259V202H258ZM262 203H263V202H262ZM2 204H3V203H2ZM10 204H11V203H10ZM97 204H99V202H97ZM122 204H124V203H122ZM166 204H167V203H166ZM174 204H175V203H174ZM181 204H182V203H181ZM186 204H187V203H186ZM199 204H200V203L198 202V205H199ZM215 204H216V203H215ZM220 204H222V203H220ZM223 204H224V203H223ZM226 204H227V203H226ZM235 204H236V203H235ZM239 204H240V203H239ZM239 204H238V205H239ZM245 204H246V203L244 202V205H245ZM11 205H12V204H11ZM16 205H17V204H16ZM24 205H25V204H24ZM28 205H30V204H28ZM31 205L33 206V204H31ZM43 205H44V204H43ZM45 205H46V204H45ZM52 205H53V204H52ZM54 205H55V204H54ZM78 205H79V202H78ZM87 205H88V204H87ZM89 205H91V204H89ZM100 205H101V204H100ZM103 205H104V204H103ZM107 205H108V204H107ZM113 205H114V203H113ZM115 205H116V204H115ZM118 205H119V204H118ZM168 205H169V204H168ZM184 205H185V204H184ZM190 205H191V204H190ZM194 205H195V204H194ZM203 205H204V204H203ZM224 205H225V204H224ZM232 205H234V204H232ZM248 205H249V204H248ZM250 205H251V204H250ZM252 205H253V204H252ZM255 205H256V203H255ZM259 205H260V204H259ZM262 205H263V204H262ZM0 206H1V205H0ZM8 206H10V205H8ZM8 206H7V207H8ZM34 206H35V205H34ZM57 206H58V205H57ZM57 206H55V207H57ZM80 206H81V204H80ZM80 206H79V207H80ZM96 206H97V208H98V205H96ZM119 206H120V205H119ZM119 206H118V207H119ZM164 206H165V205H163V207H164ZM188 206H189V205H188ZM211 206L213 207L212 204H211ZM214 206H216V207L218 208L217 205H214ZM221 206H222V205H221ZM226 206H229V204L226 205ZM234 206H235V205H234ZM2 207H3V206H2ZM2 207H0V209H1ZM26 207H27V206H26ZM51 207H52V206H51ZM55 207H54V209H56ZM58 207H60V206H58ZM93 207H94V206H93ZM93 207H92V208H93ZM106 207L108 208V206H106ZM118 207H117V208H118ZM173 207H174V206H173ZM179 207H181V206H179ZM182 207H185V206L182 205ZM182 207H181V208H182ZM199 207H200V206H199ZM208 207H209V206H208ZM252 207H253V206H252ZM254 207H255V206H254ZM263 207H264V206H263ZM263 207H262V208H263ZM8 208H9V207H8ZM19 208H20V207H19ZM22 208L24 209L23 206H22ZM28 208H30V207H28ZM35 208H37V207H34L33 209H35ZM97 208L95 207V209L98 211ZM102 208H103V207H102ZM102 208H101V209H102ZM112 208H113V207H112ZM121 208H122V206H121ZM135 208H136V207H135ZM175 208H176V207H175ZM185 208H186V207H185ZM187 208H188V207H187ZM189 208H190V206H189ZM189 208H188V209H189ZM203 208H205V207H201L202 211H204ZM219 208H220V205H219ZM228 208H229V207H228ZM245 208H246V206H245ZM256 208H257V207H256ZM262 208H261V210H263ZM4 209H5V208H4ZM26 209H27V208H26ZM37 209H38V208H37ZM37 209H35V210H37ZM42 209H44V208L42 207ZM54 209H53V210H54ZM83 209L85 210V208H83ZM93 209H94V208H93ZM93 209H92V210H93ZM95 209H94V210H95ZM101 209H100V210H101ZM110 209H111V208H110ZM114 209H115V207H114ZM118 209H119V208H118ZM118 209H117V212H118ZM206 209H207V208H206ZM209 209H210V208H209ZM214 209H215V208H214ZM234 209H236V207H235ZM251 209H253V208H250V210H251ZM257 209H258V208H257ZM12 210H13V209H12ZM15 210H16V209H15ZM19 210H20V209H19ZM29 210H30V209H29ZM51 210H52V209H51ZM56 210H57V209H56ZM86 210H87V208H86ZM89 210H90V209H89ZM100 210H99V211H100ZM121 210H122V209H121ZM173 210H174V209H173ZM176 210H178V209H176ZM191 210H192V209H191ZM194 210H195V209H194ZM194 210H193V211H194ZM216 210H217V209H216ZM218 210H219V209H218ZM221 210H222V209H220L219 211H221ZM230 210H231V208H230ZM259 210H260V209H259ZM2 211H3V210H2ZM4 211H5V210H4ZM21 211H22V210H21ZM31 211H32V210H31ZM39 211H40V210H39ZM58 211H59V210H58ZM99 211H98V212H99ZM106 211H108V210H106ZM111 211H113V210H111ZM178 211H179V210H178ZM198 211H199V210H198ZM208 211H209V210H208ZM211 211H212V210H211ZM225 211L227 212L228 209H226ZM234 211H236V210H234ZM237 211H238V210H237ZM240 211H241V210H239L238 212H240ZM242 211H243V210H242ZM242 211H241V212H242ZM247 211H249V210H247ZM257 211H258V210H257ZM10 212H11V208H10ZM15 212H16V211H15ZM32 212H33V211H32ZM36 212H37V211H36ZM84 212H85V211H84ZM94 212H95V211H94ZM102 212H103V211H102ZM115 212H116V211H115ZM117 212H116L115 214H117ZM181 212H184V211H181ZM188 212H189V210H188ZM217 212H218V211H217ZM232 212H233V211H232ZM232 212H231V213H232ZM260 212H263V211H260ZM0 213H1V212H0ZM2 213H4V212H2ZM24 213H25V212H24ZM43 213H44V212H43ZM51 213H52V212H51ZM56 213L58 214L59 212L56 211L55 214H54V217L57 215ZM85 213H86V212H85ZM90 213H91V212H90ZM92 213H93V212H92ZM108 213H109V212H108ZM170 213H172V212H170ZM211 213H212V212H210L209 214H211ZM214 213H215V212H214ZM219 213H221V214L224 213L225 215L227 214V213L222 212V211L219 212ZM235 213H236V212H235ZM242 213H243V212H242ZM253 213H254V212H253ZM25 214H26V213H25ZM93 214H94V213H93ZM98 214H99V213H98ZM111 214H112V213H109V215H111ZM178 214H179V213H178ZM196 214H197V213H196ZM204 214H205V213H204ZM204 214H202V215H204ZM206 214H207V213H206ZM212 214H213V213H212ZM233 214H234V213H233ZM247 214H249V213H247ZM260 214H261V213H260ZM6 215H7V214H6ZM14 215H15V214H14ZM21 215H22V214H21ZM21 215H17V216H21ZM29 215H30V214H29ZM58 215H59V214H58ZM80 215H81V214H80ZM80 215H79V216H80ZM101 215H102V214H101ZM103 215H104V214H103ZM182 215H183V214H182ZM199 215H201V214H199ZM215 215H216V214H215ZM229 215H230V217H232V214H228V216H229ZM234 215H236V214H234ZM3 216L5 217V215H3ZM25 216H26V215H25ZM43 216H44V215H43ZM50 216H51V215H50ZM88 216H89V215H88ZM95 216H98V215H95ZM99 216H100V215H99ZM105 216H106V215H105ZM111 216H112V215H111ZM134 216H135V215H134ZM165 216H166V215H165ZM165 216H164V217H165ZM185 216H187V213H186ZM197 216H198V215H197ZM205 216H206V215H205ZM226 216H227V215H226ZM228 216H227V217H228ZM241 216L243 217V215H240V217H241ZM255 216H256V215H255ZM257 216H258V215H257ZM257 216H256V218H257ZM34 217H35V216H34ZM38 217H39V215H38ZM38 217H37V218H38ZM45 217H46V214H45ZM67 217H69V216H67ZM106 217H107V216H106ZM164 217H163V218H164ZM176 217H177V216H176ZM188 217H189V216H188ZM188 217H187V218H188ZM199 217H200V216H199ZM216 217H217V215H216ZM220 217H221V216H220ZM223 217H224V216H223ZM223 217H221V218H223ZM238 217H239V216H238ZM247 217H248V216H246V218H245V216H244V218H245L246 220H247ZM249 217H250V216H249ZM251 217H252V216H251ZM251 217H250V218H251ZM258 217H259V216H258ZM1 218H2V216H1ZM8 218H9V217H8ZM18 218H19V217H18ZM24 218H25V217H24ZM31 218H32V217H31ZM47 218H48V216H47ZM52 218H53V216H52ZM52 218H51V219H52ZM55 218H56V217H55ZM103 218H104V217H103ZM115 218H116V217H115ZM168 218H169V216H168ZM180 218H181V217H180ZM183 218H184V217H183ZM195 218H196V217H195ZM203 218H204V217H203ZM217 218H218V217H217ZM221 218H220V219H221ZM235 218H236V217H235ZM256 218H255V219H256ZM3 219H4V218H3ZM14 219H15V218H14ZM25 219H26V218H25ZM25 219H24V220H25ZM28 219H29V218H28ZM33 219H34V218H33ZM43 219H45V218H43ZM49 219H50V218H49ZM49 219H48V221L50 222L51 219H50V220H49ZM59 219H60V218H59ZM90 219H91V218H90ZM98 219H100V218H98ZM174 219H175V217H174ZM181 219H182V218H181ZM184 219H185V218H184ZM198 219H199V218H198ZM201 219H202V218H201ZM207 219H208V217H207ZM215 219H216V218H215ZM215 219H214V220H215ZM230 219H231V218H230ZM230 219H229V220H230ZM240 219H241V218H240ZM248 219H249V218H248ZM257 219H258V218H257ZM261 219H262V218H261ZM7 220H8V219H7ZM20 220H21V219H20ZM46 220H47V219H46ZM60 220H61V219H60ZM179 220H180V219H179ZM179 220H178V221H179ZM195 220H196V219H195ZM209 220H211V219L209 218ZM223 220H224V219H223ZM227 220H228V219H227ZM235 220H236V219H235ZM14 221H15V220H14ZM18 221H19V220H18ZM36 221H37V220H36ZM39 221H40V219H39ZM51 221H52V220H51ZM185 221H186V219H185ZM196 221H197V220H196ZM204 221H206V220H204ZM211 221H213V220H211ZM215 221H216V220H215ZM224 221H226V220H224ZM224 221H223V222H224ZM251 221H253V220L251 219ZM256 221H257V220H256ZM256 221H255V222H256ZM2 222H3V221H2ZM15 222H16V221H15ZM20 222H22V221H20ZM20 222H18V223L20 224ZM27 222H28V221H27ZM34 222H35V221H34ZM55 222H57V221H55ZM59 222H60V221H59ZM59 222H58V223H59ZM160 222H161V221H160ZM162 222H163V220H162ZM181 222H182V221H181ZM183 222H184V221H183ZM187 222H188V220H187ZM197 222H198V221H197ZM199 222H200V221H199ZM233 222H235V221H233ZM255 222H254V224H256ZM260 222H261V221H260ZM262 222H264V221H262ZM8 223H9V222H8ZM11 223H12V222H11ZM11 223H10V225H11ZM18 223H17V224H18ZM23 223H24V222H23ZM29 223H32V222H29ZM36 223H37V222H36ZM47 223H48V222H47ZM89 223H90V222H89ZM32 224H33V223H32ZM43 224H44V223H42V225H43ZM161 224H162V223H161ZM166 224H168V223H166ZM187 224H188V223H187ZM222 224H223V223H222ZM225 224H226V223H225ZM231 224H232V223H231ZM239 224H240V223H239ZM243 224H244V223H243ZM251 224H252V223H251ZM1 225H2V224H1ZM4 225H5V223H4ZM6 225H8V224L6 223ZM13 225H14V224H13ZM37 225H38V224H36V226L34 227L35 230H36ZM42 225H41V226H42ZM59 225H60V224H59ZM84 225H85V224H84ZM170 225H171V224H170ZM175 225H177V223H176ZM197 225H198V223H197ZM204 225H205V224H204ZM219 225H220V224H219ZM226 225H227V224H226ZM226 225H225V226H226ZM245 225H246V224H245ZM256 225H257V224H256ZM258 225H259V221H258ZM262 225H263V223H262ZM11 226H12V225H11ZM21 226H22V225H21ZM38 226H39V225H38ZM181 226H182V224H180V226H179V230L181 229ZM183 226H184V225H183ZM188 226H189V225H188ZM188 226H187L186 228L189 229ZM194 226H195V225H194ZM200 226H201V228H202L203 225L201 224V225H199L198 227H200ZM207 226H208V224H207ZM213 226H215V225H213ZM216 226H217V225H216ZM221 226H222V225H221ZM229 226H230V225H229ZM239 226H240V225H239ZM239 226H238V227H239ZM254 226H255V225H254ZM39 227H40V226H39ZM39 227H38V228H39ZM68 227H69V226H68ZM117 227H118V226L116 225L115 228H117ZM129 227H130V226H129ZM156 227H158V226H156ZM156 227H155V228H156ZM172 227H173V225H172ZM176 227L178 228V225H177ZM191 227H192V225H191ZM217 227H218V226H217ZM241 227H242V226H241ZM23 228H24V227H23ZM26 228H27V227H26ZM29 228H30V227H29ZM41 228H42V227H41ZM41 228H40V229H41ZM43 228H44V227H43ZM45 228H47V227L45 226ZM58 228H59V227H58ZM60 228H61V227H60ZM111 228H112V227H111ZM131 228H132V227H131ZM160 228H161V227H160ZM168 228H170V226H169ZM168 228H167V229H168ZM193 228H194V227H193ZM204 228H205V227H204ZM224 228H225V227H224ZM236 228H237V227H236ZM239 228H240V227H239ZM242 228H243V227H242ZM257 228H258V227H257ZM3 229H4V228H3ZM8 229H9V228H8ZM50 229H53V226H52ZM56 229H57V228H56ZM158 229H159V228H158ZM158 229H156V230L158 231ZM188 229H187V230H188ZM190 229L192 230V228H190ZM208 229H209V228H208ZM212 229H213V228H212ZM222 229H223V228H222ZM226 229H227V228H226ZM237 229H238V228H237ZM244 229H245V228H244ZM262 229L264 230L263 226H262V228L260 229V231H261ZM1 230H2V229H1ZM29 230H30V229H29ZM35 230H34V231H35ZM47 230H48V228H47ZM182 230H183V228H182ZM185 230H186V229H185ZM187 230H186V231H187ZM194 230L196 231V229H194ZM213 230H214V229H213ZM231 230L233 231V229H231ZM240 230H241V229H240ZM253 230H255V229H252V230H250V231H253ZM12 231H13V230H12ZM12 231H11V232H12ZM116 231H117V229L115 230V232H116ZM159 231H160V230H159ZM169 231H170V230H169ZM173 231H174V229H173ZM192 231H193V230H192ZM201 231H202V230H201ZM201 231L199 230V231H197V232H201ZM210 231H211V229H210ZM215 231H216V230H215ZM217 231H218V230H217ZM217 231H216V233H217ZM221 231H223V230H221ZM221 231H220V232L218 231V232L221 234ZM227 231H228V229H227ZM227 231H226V232H227ZM232 231H231V232H232ZM235 231H236V230H235ZM242 231H247V229H246V230H242ZM22 232H23V231H22ZM22 232H21V233H22ZM32 232H33V231H32ZM32 232H31V233H32ZM48 232H49V230H48ZM53 232H54V231H53ZM91 232H92V230H91ZM93 232H94V231H93ZM93 232H92V233H93ZM115 232H114V233H115ZM125 232H126V231H125ZM164 232H165V231H164ZM167 232H168V231H167ZM179 232H180V231H179ZM179 232H178V233H179ZM183 232H184V230H183ZM204 232H205V231H204ZM213 232H214V231H213ZM213 232H212V233H213ZM247 232H248V231H247ZM247 232H245V236H247V235H246ZM255 232H256V231H255ZM18 233H19V232H18ZM33 233H34V232H33ZM41 233H42V231H41ZM41 233H40V231H39V235H40ZM43 233H46V231L43 232ZM54 233H55V232H54ZM92 233H91V234H92ZM175 233H176V232H175ZM188 233H189V231H188ZM194 233H195V232H194ZM224 233H225V232H224ZM224 233H222V234H224ZM227 233H228V232H227ZM256 233H257V232H256ZM262 233H263V232H262ZM12 234H13V233H12ZM14 234H15V233H14ZM36 234H38V232H37ZM49 234H50V233H49ZM49 234H48V235H49ZM52 234H53V233H52ZM55 234H57V233H55ZM164 234H165V233H164ZM164 234H163L162 236H163L164 239H165V236H166V235L164 236ZM168 234H171V233H168ZM192 234H193V233H192ZM214 234H215V233H214ZM232 234H233V233H232ZM238 234H239V233H238ZM248 234H249V232H248ZM257 234H258V233H257ZM259 234H260V233H259ZM18 235H20V234H17V236H18ZM23 235H24V234H23ZM42 235H43V234H42ZM53 235H54V234H53ZM174 235H175V234H173V236H174ZM181 235H182V234H181ZM190 235H191V233H190ZM193 235H194V234H193ZM198 235H199V234H198ZM218 235H219V234H218ZM226 235H227V234H226ZM230 235H231V234H230ZM235 235H237V234H235ZM250 235H251V234H250ZM252 235H253V234H252ZM254 235H255V233H254ZM254 235H253V236H254ZM263 235H264V233H263ZM37 236H38V235H37ZM45 236H46V234H45ZM49 236H50V235H49ZM162 236H161V237H162ZM184 236H185V235H184ZM200 236H201V235H200ZM227 236H228V235H227ZM238 236H239V235H238ZM241 236H242V234H241ZM243 236H244V235H243ZM256 236H257V235H256ZM256 236H255V238H256V240H257V237H256ZM25 237H26V235H25ZM30 237H31V236H30ZM50 237H51V236H50ZM52 237H53V236H52ZM70 237H71V236H70ZM87 237H88V236H87ZM95 237H96V236H95ZM169 237H170V236H169ZM186 237H187V236H186ZM207 237H209V235H208ZM213 237H214V236H213ZM229 237H230V236H229ZM233 237H237V236H233ZM233 237L231 236V239H233ZM260 237H261V236H260ZM1 238H2V237H1ZM1 238H0V239H1ZM17 238H18V237H17ZM33 238H34V237H33ZM37 238H38V237H37ZM154 238H155V237H154ZM170 238H172V237H170ZM181 238H182V237H181ZM188 238H189V237H188ZM197 238H199V237H197ZM203 238H204V237H203ZM215 238H216V236H215ZM218 238H219V237H218ZM243 238H244V237H243ZM261 238H262V237H261ZM28 239H29V238H28ZM38 239H39V238H38ZM41 239H42V238H41ZM63 239H65V238L63 237ZM83 239H84V238H83ZM90 239H91V238H90ZM155 239H156V238H155ZM158 239H159V238H158ZM160 239H161V238H160ZM167 239H168V238H167ZM183 239H184V238H183ZM211 239H212V238H211ZM216 239H217V238H216ZM227 239H228V238H227ZM239 239H240V238H239ZM262 239H263V238H262ZM5 240H6V239H5ZM9 240H10V239H9ZM12 240H13V239H11L10 241H12ZM47 240H50V239H47ZM51 240H53V239H51ZM55 240H56V239H55ZM85 240H86V239H85ZM98 240H99V239H98ZM161 240H162V239H161ZM173 240H175V239H173ZM185 240H186V239H185ZM190 240H191V239L189 238L188 241H190ZM192 240H193V238H192ZM207 240H208V239H207ZM209 240H210V239H209ZM217 240H218V239H217ZM219 240H220V239H219ZM229 240H230V239H229ZM249 240H250V239L247 238V239H246V242H248ZM254 240H255V239H254ZM256 240H255V241H256ZM14 241H15V240H14ZM18 241H19V239H18ZM35 241H36V240H35ZM57 241H58V240H57ZM60 241H61V240H60ZM80 241H81V240H80ZM80 241H79V242H80ZM93 241L95 242V238L93 239ZM93 241H91V242H93ZM151 241H152V240H151ZM155 241H156V240H155ZM157 241L159 242V240H157ZM168 241H170V240H168ZM168 241H167V242H168ZM193 241H194V240H193ZM203 241H205V240H203ZM212 241H215V240H212ZM232 241H233V240H232ZM237 241H238V240H237ZM252 241H253V240H252ZM257 241H258V240H257ZM257 241H256V242H257ZM6 242H8V241H6ZM15 242H16V241H15ZM38 242H39V241H38ZM38 242L36 241V243H38ZM42 242H43V241H42ZM42 242H41V243H42ZM48 242L51 243V241H48ZM89 242H90V241H89ZM167 242L165 241V243H167ZM185 242H187V241H185ZM196 242H197V241H196ZM208 242H209V241H208ZM219 242H220V241H219ZM224 242H225V241H224ZM234 242H235V241H234ZM258 242H259V241H258ZM13 243H14V242H13ZM27 243H28V242H27ZM41 243H40V244H41ZM46 243H47V242H46ZM46 243H45V244H46ZM56 243H57V242H56ZM56 243H55V244H56ZM63 243H64V242H63ZM70 243H71V242H70ZM70 243H69V244H70ZM172 243H173V242H172ZM181 243H182V242H181ZM183 243H184V242H183ZM189 243H190V242H189ZM189 243H188V244H189ZM191 243H192V242H191ZM191 243H190V244H191ZM194 243H195V241H194ZM194 243H193V245H194ZM202 243H204V242H202ZM202 243H200L199 245H201ZM215 243H216V241H215ZM226 243H227V242H226ZM228 243H229V242H228ZM259 243H260V242H259ZM259 243H258V244H259ZM6 244H7V243H6ZM24 244H25V243H24ZM24 244H23V247H22V248H24ZM45 244H43V245H45ZM48 244H49V243H48ZM52 244H53V243H52ZM94 244H95V243H94ZM148 244H149V243H148ZM167 244H168V243H167ZM170 244H171V243H170ZM179 244H180V242L178 243V246H179ZM188 244H187V245H188ZM207 244H209V243H207ZM207 244H206V245H207ZM213 244H214V243H213ZM217 244H218V242H217ZM221 244H222V243H221ZM232 244H233V243H232ZM238 244H240V240H239ZM241 244H242V243H241ZM247 244H248V243H247ZM263 244H264V243H263ZM8 245H9V244H8ZM18 245H19V244H18ZM58 245H59V244H58ZM65 245L67 246V244H65ZM82 245H83V244H82ZM150 245H151V244H150ZM173 245H174V244H173ZM180 245H181V244H180ZM197 245H198V244H197ZM199 245H198V246H199ZM202 245H203V244H202ZM226 245H227V244H226ZM226 245H225V247H226ZM250 245H251V244H250ZM252 245H253V244H252ZM15 246H16V245H15ZM46 246H47V245H46ZM48 246H49V248H50V245H48ZM48 246H47V247H48ZM68 246H69V245H68ZM108 246H109V245H108ZM131 246H132V245H131ZM151 246H152V245H151ZM151 246H149V247H151ZM170 246H171V245H170ZM174 246H175V245H174ZM176 246H177V245H176ZM203 246H204V245H203ZM211 246H212V242H211ZM223 246H224V245H223ZM238 246H239V245H238ZM238 246H237V248H238ZM240 246H241V245H240ZM240 246H239V247H240ZM248 246H249V245H248ZM254 246H255V244H254ZM31 247L33 248V246H31ZM38 247H39V246H38ZM43 247H44V246H43ZM54 247H55V246H54ZM91 247H92V246H91ZM132 247H133V246H132ZM136 247H137V246H136ZM140 247H141V246H140ZM149 247H148V248H149ZM152 247H153V246H152ZM167 247H168V246H167ZM184 247H185V246H184ZM189 247H190V246H189ZM200 247H201V246H200ZM208 247H209V246H208ZM216 247H217V246H216ZM216 247H215V245H214V248H216ZM261 247H262V246H261ZM0 248H1V247H0ZM32 248H31V249H32ZM34 248H36V247H34ZM34 248H33V249H34ZM52 248H53V247H52ZM57 248H58V247H57ZM84 248H85V247H84ZM96 248H98V247H96ZM130 248H131V247H130ZM158 248H159V247H158ZM164 248H165V247H164ZM170 248H171V247H170ZM179 248H180V247H179ZM193 248H194V246H192V249H193ZM195 248H196V247H195ZM201 248H202V247H201ZM206 248H207V247H206ZM206 248H204L203 250L205 251ZM211 248H212V247H211ZM214 248H212V249H214ZM255 248H256V247H255ZM262 248H264V247H262ZM6 249H7V248H6ZM26 249H27V248H26ZM80 249H81V248H80ZM105 249H107V248H105ZM116 249H117V248H116ZM153 249L155 250V248H153ZM159 249L161 250V248H159ZM189 249H190V248H189ZM232 249H233V248H232ZM246 249H247V248H246ZM13 250L15 251V248H13ZM13 250H12V251H13ZM28 250H30V249H28ZM37 250H38V249H37ZM40 250H41V249H40ZM44 250H45V249H44ZM51 250H52V249H51ZM63 250H64V249H63ZM63 250H62V253H63ZM95 250H96V249H95ZM103 250H104V249H103ZM114 250H115V248H114ZM149 250H151V248H149ZM164 250H165V249H164ZM169 250H170V249H169ZM173 250H174V249H173ZM176 250H177V249H176ZM187 250H188V249H187ZM190 250H191V249H190ZM197 250H199V249H197ZM217 250H219V248H218ZM217 250H215V251H217ZM221 250H222V249H221ZM226 250H227V249H226ZM235 250H236V249H235ZM238 250H239V249H238ZM248 250H249V249H248ZM258 250H259V249H258ZM260 250H262V249H260ZM260 250H259V252H260ZM0 251H3V250L1 249ZM8 251H9V248H8ZM10 251H11V250H10ZM17 251H18V250H17ZM34 251H35V250H34ZM47 251H48V249H47ZM60 251H61V250H60ZM60 251H58V252L60 253ZM85 251H86V249L84 250V252H85ZM161 251H162V250H161ZM182 251H183V250H182ZM195 251H196V250H195ZM199 251H201V250H199ZM199 251H198V252H199ZM207 251H208V250H207ZM222 251H223V250H222ZM222 251H221V252H222ZM228 251H229V249H228ZM236 251H237V250H236ZM254 251H255V250H254ZM6 252H7V251H6ZM22 252H24V251H22ZM22 252L20 251L21 254H22ZM42 252H43V251H42ZM50 252H51V251H50ZM56 252H57V251H56ZM56 252H55V253H56ZM58 252H57V254H58ZM65 252H66V251H65ZM65 252H64V253H65ZM101 252H102V251H101ZM105 252H106V251H105ZM114 252H115V251H114ZM114 252H113V253H114ZM123 252H124V251H123ZM150 252H151V251H150ZM150 252H149V254H150ZM152 252H153V251H152ZM152 252H151V253H152ZM154 252H155V251H154ZM162 252H163V251H162ZM167 252H168V251H167ZM188 252H189V251H188ZM198 252H197V253H198ZM202 252H203V251H202ZM218 252L220 253V251H218ZM231 252L234 253L233 250H232ZM240 252H241V251H240ZM244 252H245V251H244ZM250 252H251V251H250ZM257 252H258V251H257ZM9 253H10V252H9ZM28 253H29V252H28ZM32 253H34V252H32ZM32 253H31V255H32ZM35 253H36V252H35ZM35 253H34V254H35ZM45 253H46V252H45ZM55 253H54V254H55ZM62 253H61V254H62ZM94 253H96V252H94ZM98 253H99V250H98ZM98 253H97V254H98ZM159 253L161 254V252H159ZM172 253H173V252H172ZM174 253H175V250H174ZM176 253H177V252H176ZM184 253H186V252H184ZM189 253H190V252H189ZM204 253L208 254L209 252L207 253V252L205 251ZM219 253H218V254H219ZM251 253H252V252H251ZM261 253H262V252H261ZM0 254H1V253H0ZM11 254H12V252H11ZM11 254H10V256H11ZM14 254H15V253H14ZM18 254H19V253H18ZM18 254H17V255H18ZM54 254H52V255L54 256ZM65 254H68V253L66 252ZM65 254H63V257H65ZM81 254H82V251H81ZM101 254H103V253H101ZM101 254H100V255L98 254V255L101 256ZM108 254H109V253H107V255H108ZM110 254H111V253H110ZM116 254H117V253H116ZM149 254H148V255H149ZM154 254H155V253H154ZM154 254H153V256H154ZM157 254H158V253H157ZM163 254H165V253H163ZM170 254H171V252H170ZM222 254H223V252H222ZM226 254H227V253H226ZM229 254H230V253H229ZM254 254H256V253H254ZM257 254H258V253H257ZM259 254H260V253H259ZM12 255H13V254H12ZM17 255H13V256H17ZM31 255H30V256H31ZM50 255H51V253H50ZM86 255H88V254H86ZM112 255H113V254H112ZM158 255H159V254H158ZM166 255H167V253H166ZM184 255H185V254H184ZM184 255H183V256H184ZM186 255H187V254H186ZM190 255H191V254H190ZM192 255H193V254H192ZM192 255H191V256H192ZM202 255H203V253H202ZM204 255H205V254H204ZM214 255H215V254H214ZM246 255H249V253L246 254ZM252 255H253V253H252ZM30 256H29V258H31ZM33 256H34V255H33ZM55 256H56V255H55ZM92 256H93V255H92ZM95 256H96V255H95ZM102 256H103V255H102ZM102 256H101V258H102ZM105 256H106V255H105ZM160 256H161V255H160ZM160 256H159V257H160ZM178 256H179V255H178ZM183 256H181V257H183ZM191 256H190V257H191ZM198 256H201V254L199 253ZM210 256H211V255H210ZM227 256H228V255H227ZM4 257H5V256H4ZM7 257H8V256H7ZM11 257H12V256H11ZM26 257H27V256H26ZM39 257H40V256H39ZM63 257H62V258H63ZM80 257H81V256H80ZM107 257H108V256H106L105 258H107ZM109 257H110V256H109ZM109 257H108V259H109ZM113 257H115V255H113ZM117 257H118V256H117ZM124 257H125V256H124ZM162 257H163V255H162ZM173 257H174V256H173ZM173 257H172V258H173ZM175 257H176V256H175ZM181 257H180V259H181ZM186 257H187V256H186ZM205 257H207V256H205ZM205 257H202V258H205ZM217 257H218V256H217ZM245 257H246V256H245ZM257 257H258V255H257ZM259 257H260V255H259ZM261 257H263V256H261ZM5 258H6V257H5ZM24 258H25V257H24ZM27 258H28V257H27ZM47 258H49V257H47ZM65 258H66V257H65ZM103 258H104V257H103ZM105 258H104V259H105ZM115 258H116V257H115ZM128 258H129V257H128ZM155 258H156V257H155ZM168 258L170 259V257H168ZM168 258H167V260H168ZM184 258H185V257H184ZM191 258H192V257H191ZM191 258H190V259H191ZM199 258H200V257H199ZM199 258H198V259H199ZM212 258H213V257H212ZM218 258H219V257H218ZM221 258H222V257H221ZM228 258H229V257H228ZM230 258H231V257H230ZM232 258H233V257H232ZM237 258H238V257H237ZM254 258H255V257H254ZM39 259H40V258H39ZM55 259H56V258H55ZM58 259H60V257H59ZM58 259H56V260H58ZM66 259H68V257H67ZM71 259H73V258H71ZM75 259H76V258H75ZM85 259H86V258H85ZM98 259H99V257H98ZM108 259H107V260H108ZM111 259H112V258H111ZM150 259H151V258H150ZM162 259H163V258H162ZM194 259H195V258H194ZM205 259H206V258H205ZM216 259H217V258H216ZM249 259H250V258H249ZM257 259H258V258H257ZM257 259H256V260H257ZM14 260H15V258H14ZM31 260H32V259H31ZM42 260H43V259H42ZM60 260H61L60 262H62L63 259H60ZM68 260L70 261V259H68ZM82 260H83V259H82ZM93 260H94V259H93ZM109 260H110V259H109ZM113 260H114V259H113ZM117 260H119V259H116V262H117ZM122 260H123V258H122ZM152 260H153V259H152ZM170 260H171V259H170ZM209 260H210V258H209ZM211 260H212V259H211ZM224 260H226V257L224 258ZM227 260H228V259H227ZM233 260H234V259H232V261H233ZM235 260H237V259H235ZM240 260H241V259H240ZM25 261L27 262V260H25ZM39 261H40V260H39ZM91 261H92V260H91ZM94 261H95V260H94ZM110 261H111V260H110ZM139 261H140V260H139ZM179 261H180V260H179ZM187 261H188V260H187ZM191 261H192V260H191ZM200 261H204V260L202 259V260H200ZM218 261H220V260L217 259L216 262L218 263ZM221 261H222V260H221ZM230 261H231V260H230ZM254 261H255V260H253L252 262H254ZM260 261L263 263V259H262V260L260 259ZM17 262H18V260H17ZM26 262H25V264H26ZM30 262H32V261H30ZM43 262H44V260H43ZM45 262H46V261H45ZM71 262H72V260H71ZM76 262H77V260H76ZM100 262H101V261H100ZM105 262H107V261H104L103 263L105 264ZM108 262H109V261H108ZM118 262H119V261H118ZM149 262H150V261H149ZM157 262H158V261H157ZM159 262H160V261H159ZM159 262H158V263H159ZM162 262H163V261H161V264H162ZM170 262H171V261H170ZM174 262H175V261H174ZM180 262H181V261H180ZM183 262H185V261H183ZM208 262H209V261H208ZM234 262H235V261H234ZM237 262H238V261H236L235 264H236ZM28 263H29V262H28ZM39 263H40V262H39ZM47 263H50V262H47ZM77 263H78V262H77ZM84 263H85V262H83V264H84ZM92 263H93V262H92ZM95 263H96V261H95ZM98 263H99V262H98ZM109 263H110V262H109ZM150 263H151V262H150ZM150 263H148V264H150ZM164 263H166V261H165ZM171 263H172V262H171ZM188 263H189V262H188ZM197 263H199V262H197ZM212 263H213V262H212ZM214 263H215V262H214ZM227 263H228V261H227ZM227 263L225 262V264H227ZM12 264H14V263H12ZM18 264H19V263H18ZM23 264H24V263H23ZM40 264H41V263H40ZM45 264H46V263H45ZM93 264H94V263H93ZM100 264H102V263H100ZM113 264H115L114 261H113ZM177 264H178V263H177ZM183 264H185V263H183ZM194 264H195V263H194ZM215 264H216V263H215ZM220 264H221V262H220ZM230 264H231V263H230ZM233 264H234V263H233ZM253 264H254V263H253Z\"/></svg>",
  "mask_w": 264,
  "mask_h": 264
}]
</instances>
